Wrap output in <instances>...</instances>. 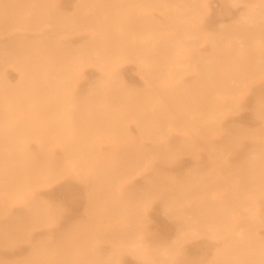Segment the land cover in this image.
Here are the masks:
<instances>
[{
	"label": "rangeland",
	"instance_id": "rangeland-1",
	"mask_svg": "<svg viewBox=\"0 0 264 264\" xmlns=\"http://www.w3.org/2000/svg\"><path fill=\"white\" fill-rule=\"evenodd\" d=\"M6 1V2H5ZM7 1H11V5L13 4V3H15L14 5H12V7H9V5H10V2L8 3ZM18 1V0H17ZM23 2H21V0H19L18 2H20V3H18V2H16V0H2V1H0L1 3H0V6L2 7V8H6L5 9V12H6V16L4 15V10H2L1 9V7H0V24H3V26H1L0 27V32H1V34H0V37H3V41L1 40L2 38H0V40H1V42H0V47H3V48H1L2 50L4 49L5 51H2L1 49V51H0V54L2 55V54H4L3 56H5V57H3V56H1L0 55V79H1V75L3 76V75H5L7 78H8V81L10 82V84L11 85H13V92L14 93H16V95L18 96H22V94H23V96H27V94L26 93H28L29 94V92L31 91L32 92V88H33V92L35 91V89H36V91H37V93H38V95H36L35 94V92H34V94H32V93H30V94H32L33 95V97H34V99H33V102H32V100H25V99H23L21 102V109H22V112H21V114H19L18 115V113H17V111L15 110V108H16V106H10L9 107V105H8V103H9V100H8V94H5V95H3L2 96V98L0 99L2 102L0 103L1 105H0V110L4 113V115H2L3 113L0 111V121H2V122H0V127H3V122H5L6 123V118H7V120L9 119V120H11V117H12V119L13 118H19L20 117V119H23L25 122V124H26V126L28 125V124H30V125H28L29 126V128H31L29 131H30V133H28L29 131L26 129L27 127H23V128H25L27 131L26 132H23L22 133V131L24 130H22V129H20V130H18V131H20V133H22V134H20V135H23L22 136V138L23 137H25V133L28 135V137L26 138V140H27V142H26V140H22V138H19V141H22V142H20V143H23V144H19V147H21V149L18 147V148H15L16 149V151L18 152V151H22L21 153H23L22 155H24L25 153H26V151L28 150V149H24L23 150V148H27V147H29V150L28 151H31L30 149H32V151H31V153L33 154H31L30 153V155L32 156V157H35V160H33V165H34V161H36L37 163L38 162H40V159H44L42 162L44 163V161L45 162H47L48 164H45V165H48L46 168H47V170H46V168L43 166V168H42V170L41 169H39V168H36L35 166L37 165L38 166V164H36L35 166H34V169L36 170V173H33L32 171V173H33V175L34 174H36L35 175V178H34V176L31 174V172L29 173V174H27V175H29V176H27L26 175V179H23V180H25L26 182H27V185H28V187H27V189L29 190V189H31V187L32 188H34L35 186L39 189V188H41V189H35V193H37V194H34V191H32L31 193H29V198L30 199H32V201H34L33 203H35L36 205H32L33 203H30V204H28V206H27V204H23V205H21L22 207H20L19 206V208H18V206H11L9 203H5L3 206H1L2 207V210H0V212H2L1 214H5L6 215V212L9 214V216L7 215L6 217H8L10 220H12V222H14V223H16V222H18L20 219H22V214L21 213H24V212H28V209H30L31 210V208L33 209V212L36 210L37 212L39 211V216H43V215H40V210H42V212H41V214L43 213V212H45L46 213V211H43V209L46 207V209H44V210H48L47 211V214H48V212H52L53 210H55L56 209V213H57V211L59 210V209H61V214H60V217H59V219L58 220H56L54 223L56 224V223H58L57 225H55L54 223L53 224H51V225H54V226H56L55 228H54V226L52 227V226H50V225H48V224H44V225H41V226H37V227H35V229L36 228H38V229H36V230H32L33 231V233L35 234V236H40V235H44L45 233H46V231L49 229V227L48 226H50L52 229H53V231L55 230L56 232H54V233H57V231H58V233L57 234H55L56 236H61V237H63L64 236V234L66 233L67 235H65V238L66 239H71L72 237H73V235H74V233L76 232V231H81L83 234H85V235H88L87 237H91L92 236V234H94L93 236H95V237H97V238H100L99 236V230H98V228H97V225L98 224H105V225H110V228L109 229H111L110 231H109V229H108V225L106 226L107 227V231H106V233H104L103 235L105 236H103V240H100L98 243L100 244V246H98V247H100V249H101V256L104 254V252H105V256L106 255H109V253H110V251L113 253V252H117L118 251V253L120 254V256L121 255H123L120 259H122V261H121V263L122 264H141V262H142V259L140 258V257H138L137 255H136V253L134 252V250H132V249H129L130 247H134V246H130L129 248H127L128 246H126V242H124L123 244H125V246L121 243V239H119V241H120V243L123 245V247H119V242L117 241V239H118V237L117 236H120V235H118L120 232L122 233L121 235L123 236L124 234H123V231L122 230H124V228L128 225V227H127V229L131 232L132 230H135V232L134 231H132V233H130L128 230H124V232L126 231V232H129L130 234H126V232H125V239L122 237V236H120L121 238H122V241H125V240H127L128 238H130V236L131 237H133L134 239H136L137 237L139 238L140 237V235L141 234H143L144 236L143 237H145L146 235H145V232H146V234L150 231V233H155L156 234V232L155 231H157L158 233V235L164 240V244H167V245H164V246H168V244L170 243V245L177 239V237H178V234H177V228H179V227H183L184 225H185V223L184 222H179V223H177L178 221L177 220H175L174 218L173 219H171V218H169V217H167V216H165L164 214H163V205H161L160 206V204L162 203H164L165 205L167 204V203H170V201L168 202V200H169V198H167L168 196H169V194H170V198L172 199V193H171V191L173 190V188H181V187H184L185 186V182H187V180L185 181V180H182V178H180L179 176H180V174H181V177L182 176H184V177H186V174L187 173H189L188 171H190V169H192V171H194L193 173H195V171L196 170H194V169H196L197 167L199 168L200 167V169H202L201 170V172H200V169H198L197 168V170H199V173H198V171H197V173H198V175H196V176H198V177H196L195 176V174H187L188 176V178L189 177H191L192 178V176L193 177H195V179H200V177L202 176L203 177V180L202 181H204L205 182V180H207V179H205L204 180V177L205 176H208V177H211L212 176V174H214V172L211 170L212 169V166L211 165H209V167L207 168V164H209V160L208 159H206V160H202V163L201 164H199V165H197V162H196V159L198 158V155H201V157L203 158V159H205V158H210V156H213L214 155V157L216 158V154H219V158L217 159L219 162H221L222 164H223V166H228L229 165V163L230 162H234L232 165L230 164V166H234V167H238L237 168V170H238V172L239 173H241V171H244V173L246 172V173H249V172H247V170L245 171V169H250V168H252V164L250 165V164H248V160L249 161H254L255 159H253V160H251L253 157H255L254 155H252L253 153H255V151H256V155H257V153H259L260 154V152H259V150H258V152H257V149H253V150H246V151H244L245 150V148L246 147H248L249 146V138L246 136V135H240V139L238 140V142L236 143L237 145H239V146H243L244 147V150H243V148H242V150H240V149H235V150H232L231 148H230V145L228 144V139H227V141H225V139L227 138V137H222L220 140H218V147L215 149V150H211V146L210 145H208L207 143H205L204 142V140L206 139V138H208V137H211V136H213V135H215V132H216V130H215V128L213 127L214 126V123H213V120H211V119H208V120H210V124H208L209 122H208V120H206V121H204V123L203 124H200V122H199V117H198V119L196 120V118L197 117H195V115L197 114V112L198 111H196L198 108H197V105H199L200 103H201V101H203L204 103H205V100L207 101V104H208V102L209 103H213V102H216L218 99L219 100H222L221 98H223V97H221L220 98V96L221 95H223V92L226 90V92H227V89L229 88L230 89V87H231V85H236V88L233 90V87H235V86H233V87H231V90H229V92H227V94H228V97L229 98H227L226 97V95H225V93H224V97L225 98H227L226 99V101H228V102H231L232 104H231V106H230V111L229 112H227L225 115V117H224V123H225V126H227V127H229V128H234L235 129V133H243V134H245V133H253V134H257V129L256 128H258V129H260L261 127L263 128V121L261 120L262 118H260V117H258L257 115H255V114H258V108H257V104H259L260 102H261V100H262V102H264L263 100H264V98L262 97V98H257L258 96L259 97H261V95L263 96L264 95V83H262V82H264V70H263V68H262V66L261 65H263L264 66V60H262L263 58H264V56H263V53H264V36H263V33H264V28H262L263 26H264V22H263V25H262V27H261V25H259V23H262V22H259V23H257L256 21V23L258 24V26H256V24H255V26H256V28H258L257 29V32H255L254 34H252L253 32H254V28H255V26H254V24H253V22L251 21V23L249 24V22H250V20H251V18L250 17H254V18H257V16L259 17L261 14L263 15V13H264V0H243L242 1V3H241V0L239 1V0H236L237 2L236 3H234L233 4V2L235 1H233V0H226V1H224V0H182L181 2H179V0H178V2H176L177 0H173L174 1V3H172L173 1L172 0H170V1H166V0H148V1H144V0H136V1H132V0H128V1H126V0H98V2H100V3H98L97 1L95 2V0H58V1H56L58 4H59V6H58V4L56 3V4H54V2L53 1H55V0H50V1H48L49 2V4H48V2L46 3V0L44 1V0H22ZM86 1H88V3L86 2ZM122 1H123V9H121V11H123L124 12V15H123V13H122V17H120L121 18V20H120V18L118 19V16H121V11H120V8H122V6H121V4L120 3H122ZM126 1V2H125ZM144 1V2H143ZM194 1H196V3L198 4H196ZM231 1H232V3H231ZM34 2V3H33ZM37 2V3H36ZM43 2H45L44 4L46 5H42L41 3ZM64 2H65V4H64ZM74 3V5H75V3L77 4V5H75V8H74V5H73V3ZM80 2V4H78ZM106 2V4H104V3ZM128 2H130V4L128 3ZM135 2V3H134ZM140 2V3H139ZM147 4H146V3ZM165 2H167V3H165ZM200 2H203V3H201V5H203L202 6V9H208V13L206 12L205 14H203L202 15V17H199V16H201V8H200ZM206 2V3H205ZM220 2V3H219ZM225 2V3H224ZM7 3H8V5H7ZM19 5H18V4ZM40 3V5H42V8H41V6H40V10L38 11V9H39V6H37L38 4ZM87 3V4H86ZM124 3H128L127 4V6H125V4ZM139 3V4H138ZM169 3V4H168ZM194 3H195V5H194ZM222 3H224V7L226 6V5H228L227 7H225V9L223 10V7H221V6H223V4ZM230 5H229V4ZM244 3V4H243ZM255 3V4H254ZM35 4H37L36 6H35ZM47 4H48V6H47ZM52 4V5H51ZM69 4H71V5H69ZM119 4V6H117ZM137 6H136V5ZM141 4V5H140ZM166 4H168V5H166ZM171 4V5H170ZM172 4H173V9H174V12H173V9L171 8V6H172ZM207 4L209 5V7L207 6ZM213 4V5H212ZM239 4V5H238ZM246 4L248 5V6H246ZM10 5V6H11ZM32 5H33V7H32ZM56 5V6H55ZM65 5V6H64ZM89 5V7L91 6V9L92 10H94V9H96V11H94L93 13L94 14H96V15H94L93 14V16H90L91 14H89L90 13V11H91V13H92V10L89 8V7H86V6H88ZM99 5V6H98ZM114 5V6H113ZM116 5V6H115ZM158 7H157V6ZM165 5V6H164ZM182 5H183V7H182ZM258 6L257 8L259 9V8H261V9H259L257 12H255V10H257V8H253V7H255V6ZM261 5V6H260ZM8 6V7H7ZM36 8H35V7ZM94 6H97V7H94ZM102 6V8L104 7V11L102 10V14H101V9L102 8H100ZM180 6H181V8H180ZM234 7V8H232V7ZM236 6V7H235ZM260 6V7H259ZM44 7V8H43ZM60 8L61 10H59L58 11V9H56V8ZM77 7V8H76ZM84 7V8H83ZM109 7V8H108ZM136 7V8H135ZM168 8V10L170 11V13L169 12H167L168 10H165V8ZM197 7V8H196ZM205 7V8H204ZM220 7V8H219ZM249 8V10H248V8ZM263 7V8H262ZM7 8L9 9V8H11L10 10H8V12H7ZM35 9V11H33V9ZM82 8V9H81ZM90 10H89V9ZM144 8V9H143ZM152 8L153 10H154V8H155V10L153 11L152 10V15H153V17H151L152 15L150 14V12H151V10L150 9ZM162 8V9H161ZM166 8V9H167ZM184 8H185V10H184ZM226 8H227V10H229L230 11V13L231 14H229V11L227 12V10H226ZM254 10H253V9ZM27 9H29V10H27ZM45 9H47V10H45ZM73 9H74V11H73ZM81 9V10H80ZM85 9H86V11L87 12H84L85 11ZM100 9V10H99ZM109 11H108V10ZM126 11H125V10ZM146 9H147V12H146ZM148 9L150 10V12L148 11ZM158 9H160V10H157ZM172 9V10H171ZM178 9V10H177ZM245 9V10H244ZM2 10V11H1ZM42 10V11H41ZM97 10H99V11H97ZM106 10V11H105ZM113 11V18H112V16H110L111 18H107V15H111V11ZM119 10V12L120 13H118L117 11ZM189 10H190V13H189ZM240 10H243V11H240ZM48 12L47 14L45 13V15H43L44 14V12ZM63 11H65V12H63ZM70 11V12H69ZM80 11V12H79ZM163 11L165 12V13H163ZM193 11V12H192ZM221 11L223 12V14L221 13ZM240 11V12H239ZM35 12L36 14L35 15H33V13ZM38 12V13H37ZM40 12H42V14L40 13ZM52 12V13H51ZM54 12V13H53ZM86 13V14H89L88 16H90L89 18H88V16H85L84 15V13ZM111 12V13H110ZM158 12L160 13V14H158ZM186 13V14H188V15H190V16H187L186 17V14H183V13ZM196 12V13H195ZM216 12V13H215ZM235 12V13H234ZM237 12H239V13H237ZM52 15H51V14ZM55 13H57V14H55ZM72 13H75L74 15L72 14ZM81 13V14H80ZM117 14V15H115V14ZM128 13V14H127ZM168 13V14H167ZM219 13V14H218ZM37 14H39L40 15V19H42L41 21H40V19L38 20V18H39V15H37ZM53 14H55V16H53ZM78 14H80V15H84L83 16V18H82V16H81V18H80V16L78 15ZM100 14H101V16H100ZM181 15V17H180V15ZM222 14V17H220V15ZM226 14H228V16L226 15ZM240 14V15H239ZM245 15V18L248 16V18H246V19H248L249 21H247L246 19H244V18H241V16L242 15ZM4 15V16H3ZM33 17H32V16ZM42 15V16H41ZM79 17H78V16ZM144 15H146L147 16V18H146V16H144ZM179 15V16H178ZM183 15V16H182ZM231 15V16H230ZM29 16H31V18L29 17ZM38 16V17H37ZM47 16V17H46ZM49 16V17H48ZM58 16V17H57ZM98 16V17H97ZM170 16V17H169ZM184 16H185V18H184ZM204 16V17H203ZM230 16V17H229ZM238 16H240V18L242 19H240ZM4 17V18H3ZM7 17H8V20H7ZM52 17H57L56 19H58V22H63L64 23V21H65V23L66 24H64V27H63V23H60V25H59V23L57 22V21H55L56 19L55 18H53V19H51ZM88 18V20L87 21H89V23L86 21V24H85V18ZM91 17H93V18H91ZM100 17V18H99ZM106 17V18H105ZM114 17L116 18V19H114ZM142 17H144V18H142ZM159 17V18H158ZM171 17L173 18V19H171ZM180 17V20L178 19ZM242 17H244V16H242ZM27 18H30V19H27ZM35 19L36 21H34L33 19ZM47 18H48V22H46L45 23V21L47 20ZM67 18H70V20L67 22L66 20H67ZM78 18H79V20H78ZM86 18V19H87ZM101 20V21H103V24H100L101 23V21H99V19ZM154 18H156L155 20H153ZM163 18V19H162ZM175 18V19H174ZM233 18V19H232ZM236 18V19H235ZM250 18V19H249ZM5 19V20H4ZM19 19H23L22 21L21 20H19ZM45 19V20H44ZM50 19V20H49ZM66 19V20H65ZM74 19L76 20H78V21H74ZM91 20V22H94V23H92L91 24V22H90V20ZM104 19H105V22H104ZM110 19H112V20H110ZM139 19H140V22H139ZM143 19H144V21L145 20H147L146 22H149V23H147L148 25H146V22H144L143 23ZM150 19V20H149ZM165 19V20H164ZM181 19H184L183 21H184V23H183V21L181 20ZM244 19V20H243ZM3 20V21H2ZM26 20V21H25ZM31 20V21H30ZM53 20V21H52ZM73 20V23L72 22H70V21H72ZM81 20V22H79ZM83 20V21H82ZM110 20V21H109ZM114 20H117V21H119V22H114L113 23V21ZM136 20H138V22L136 21ZM142 20V21H141ZM156 20H157V22H156ZM160 20V21H159ZM232 20H233V22H232ZM247 21V24H249L250 26H248L247 27V25H246V23L245 22H242V21ZM262 20V19H261ZM15 21L17 22V27H16V23H15ZM21 21V22H20ZM25 21V22H24ZM28 21H30L29 23H28ZM37 21H40V22H37ZM42 21H43V23H42ZM56 22L55 24H53V22ZM122 21V22H121ZM152 21H154L155 22V24H154V22H153V24L151 25V22ZM162 21V22H161ZM179 21H181V22H179ZM221 21H223V22H221ZM234 21H236L237 23H238V25L237 24H235L234 25ZM260 21V20H259ZM263 21H264V19H263ZM6 22H8V23H10V22H12L13 24H8L7 25V23ZM32 22H34V23H32ZM74 22H75V24H74ZM78 22V23H77ZM83 22H84V24H83ZM131 22H134V24L132 23L131 24ZM136 22V23H135ZM159 22H161V23H159ZM163 22H165V24L163 23ZM194 22V23H193ZM226 22V23H225ZM228 22V23H227ZM235 22V23H236ZM254 22V23H255ZM6 23V24H5ZM21 23H23V25L21 24ZM25 23H28V24H25ZM35 23H37L38 24V26H36L35 27V25H37V24H35ZM39 23H41V24H39ZM58 23V24H57ZM69 23V24H68ZM91 24V26L90 25H88V24ZM109 24L110 25V23H111V28H110V32H112V33H110V34H114V36L112 37V35H110V34H108L106 31H108L109 30V27L110 26H108L107 24ZM112 23H113V25H112ZM115 23H116V26H114L115 25ZM121 23V24H120ZM137 23L139 24L140 23V27H137L136 25H137ZM158 23V24H157ZM163 23V24H162ZM171 23H173L174 25H173V27L171 28L172 29V31H170L171 29L169 28V25ZM221 23H223V25L221 24ZM233 23V24H232ZM245 23V24H244ZM35 24V25H34ZM72 24V25H71ZM74 24V25H73ZM104 24L106 25V26H108L107 27V29L108 30H106L105 28L103 29V27H106V26H104ZM119 24H120V26H119ZM167 24V25H166ZM218 24V25H217ZM219 24H220V26H219ZM253 24V25H252ZM7 25V26H6ZM25 25V26H24ZM27 25H29V26H27ZM53 25V26H52ZM54 25H55V27H54ZM56 25H58V26H56ZM84 25H86V27L84 26ZM88 25V26H87ZM165 25H166V27H165ZM178 26V29H176L175 30V32L173 31L174 29V27H177ZM183 25V26H182ZM190 25V26H189ZM216 25H217V27H216ZM222 25V26H221ZM245 25H246V27L249 29V30H247V29H245L246 27H245ZM253 27H252V26ZM20 26L22 27V28H20ZM54 28V29H52V27ZM67 26V27H66ZM84 27L83 28V30H82V27ZM90 26V27H89ZM145 26V27H144ZM146 26H148V27H146ZM152 26H153V28H152ZM171 26V25H170ZM195 26H196V28H195ZM3 27H5L4 29H2ZM13 27V28H12ZM31 27V28H30ZM32 27H35V28H32ZM43 27H45V28H43ZM48 27H50V28H48ZM113 27V28H112ZM117 27H118V29H117ZM131 27H132V29L133 30H131ZM163 27H165V28H163ZM182 27V28H181ZM201 27V28H200ZM244 27V28H243ZM250 27H252V29H250ZM40 28H42L41 29V33H43V34H41L40 33V31H39V29ZM60 28H65V30L63 31L62 30V32H66V34H67V36H69V34H71V35H73L72 37H71V35L69 36V37H67V38H64V36L66 37V34L65 33H62V36H61V38H64L62 41H61V38L60 37H58L57 35H59L60 36V32H59V29ZM72 28V29H71ZM76 28V30H74ZM82 32H80L79 31V33H77V34H75V32H77V30L78 29ZM137 28V29H136ZM140 28V30H138ZM142 28H146V29H148V30H146V29H144V30H146V32H147V35H146V33H145V31L142 29ZM150 28L152 29L151 30V36H148V34L150 35V32H149V30H150ZM155 28H157L158 29V33H159V29H161L160 31H162V32H160L161 34H163V35H161V34H159L158 35V33L155 31V30H153V29H155ZM182 30H187V31H184L185 33H188L187 35H182L181 33H183L182 31H181V29ZM185 28V29H184ZM218 28V29H217ZM242 28V29H241ZM113 29L115 30L114 31V33H113ZM119 29H122V31L121 30H119ZM144 31V32H142V30ZM205 29V30H204ZM213 29H217V31L216 32H213L214 30ZM2 30H3V33H2ZM13 30V31H12ZM21 30V31H20ZM22 30H24V31H31V32H33V34L30 32V33H26V32H22ZM39 32H38V31ZM47 30V32H45ZM50 30V31H49ZM51 30H52V32H51ZM58 30V32H57V34H56V31ZM74 32H73V31ZM87 30V31H86ZM92 31V32H90V31ZM94 30H95V32H94ZM101 30V31H100ZM135 30V31H134ZM138 30V31H137ZM179 30H180V32H179ZM192 30L194 31V32H192ZM203 31V34L204 35H202V31ZM207 30V31H206ZM245 30H247V32L246 33H248V35H244L243 36V33H245ZM260 30V32H259V34L261 33L262 35L260 36L259 34H258V31ZM15 31H20L19 33L18 32H16L15 34L13 33V32H15ZM34 31H35V33H34ZM37 31V32H36ZM49 31V32H48ZM53 31H55V33H53ZM85 31V32H84ZM139 31H140V33H139ZM165 31V32H164ZM170 31V32H169ZM189 31V32H188ZM197 33H196V32ZM209 31H212V32H209ZM219 31V33H217ZM221 31V32H220ZM242 31H243V33H242ZM12 32V33H11ZM68 32V33H67ZM88 32V33H87ZM89 32H90V34H89ZM135 34H134V33ZM152 32L154 33V34H152ZM192 32V34H190ZM17 33L18 34H20V35H17ZM23 33V34H22ZM26 33V34H25ZM41 35H40V34ZM92 33V34H91ZM94 33H96V35L98 36V39L96 38L97 36L94 34ZM101 33H102V35H101ZM105 33H107V34H105ZM115 33H117L118 35H120V37L117 35V34H115ZM138 33V34H137ZM143 33H144V35L145 36H142L141 38H140V34H142L143 35ZM155 33H157V34H155ZM180 33V34H179ZM11 34H14V35H12V36H10ZM30 34H32V35H30ZM39 34V35H38ZM45 34L49 37L48 39L46 38L47 36H45ZM50 34V35H49ZM88 34V35H87ZM176 34V35H175ZM194 34H196V35H194ZM211 34V35H210ZM242 34V36H240ZM251 35V37H252V39H251V37H250V35ZM257 35V36H259V37H253V35ZM6 35H7V37H6ZM10 37H9V36ZM23 35H26V36H28V37H26V36H23ZM35 35H37V37L35 36ZM54 35V36H53ZM84 35V36H83ZM86 35H87V37L88 38H91V37H94L95 36V38L96 39H93L92 40V38L91 39H89L88 40V38H86ZM105 35V36H104ZM106 35H108V36H106ZM122 35H123V37H122ZM139 35V36H138ZM152 35H153V37H152ZM33 36H35V37H33ZM39 36V37H38ZM41 36V37H40ZM51 36V37H50ZM56 36V37H55ZM80 36L81 37H84L83 39L82 38H80ZM99 36H103V39H104V41H103V39H102V37L100 38ZM119 38H118V37ZM162 36H164V38L162 37ZM181 36L183 37V38H181ZM190 36V37H189ZM191 36H194L193 37V39H190V38H192ZM222 36V37H221ZM241 38H239V37ZM263 36V37H262ZM9 37V38H8ZM45 37V38H44ZM55 37V38H54ZM78 37H79V39H78ZM114 37H117V39L115 40L114 39ZM125 37H126V41H125ZM150 37H152L151 39H150ZM156 37H158V38H160L161 37V39H157ZM179 38V39H184L185 41H182V40H176V39H174V38ZM197 37V38H196ZM219 37V38H218ZM233 37V38H232ZM237 37V38H236ZM247 37V38H246ZM249 37H250V39L251 40H249ZM6 38H8V39H6ZM37 38H41V39H38V41L39 40H42V38H43V41H40V42H38L36 39ZM52 38V39H51ZM56 38H59V42H60V45H62L64 42H65V40L67 39H71L69 42L66 40V45L68 44L70 47H71V49H75V50H77L78 49V52L77 51H75V50H70V48L68 47V45H67V47L65 48L64 46L62 47V46H60L59 45V42H58V39H56ZM74 40H73V39ZM77 38V39H76ZM100 38V39H99ZM108 38H110L109 39V41H108ZM123 38V39H122ZM127 38H128V40H127ZM145 38V39H144ZM156 38L157 40H154V39ZM202 38H204V40L206 41V42H208L209 43V45L210 46H208V44L206 43V42H203L204 40L202 39ZM235 39V40H232V39ZM247 40H246V39ZM255 38V39H254ZM17 39H19L18 41H16ZM44 39H47V41L45 42L44 41ZM54 39V40H53ZM114 39V40H113ZM118 39H120V40H118ZM134 39V40H133ZM146 39H148V40H146ZM151 41H150V40ZM164 39V40H163ZM241 40V42L239 41V42H234V41H236V40ZM245 39V40H244ZM261 39H263V40H261ZM5 40V41H4ZM22 40H26V41H22ZM27 40H32L31 42L30 41H28V42H30V43H27ZM34 40H36V41H34ZM84 40H86V41H84ZM100 40V41H99ZM173 40V42L171 43V41ZM188 40V41H187ZM216 40V41H215ZM251 41V43H250V45L248 46L247 44H249V41ZM254 40H255V42H254ZM20 41V42H19ZM51 41V42H50ZM73 41V42H72ZM80 41H84V42H80ZM119 41H120V43H119ZM123 41V45H124V43L127 45L128 43H129V45L130 46H135V47H133V48H138L139 46H142L143 48H144V46L146 45L145 43H147V42H149V44L147 43V45L146 46H148V47H146L147 49L145 50V51H143V52H141L143 49L140 47L139 49H140V53H139V51H138V53H137V51H131V53H130V50H128V49H131L130 48V46H129V48H128V46H127V48H126V46H124L125 48L123 49V53L121 52V50L120 49H122V48H114V49H112V46L113 47H116V45H117V47L119 46V47H121V46H123L122 45V42ZM125 41V42H124ZM128 41V42H127ZM155 41H157V43H155V44H152V42L154 43ZM178 41H181V43L179 42L178 43ZM202 41V42H201ZM244 43H243V42ZM247 41V42H246ZM253 41V42H252ZM8 42H11V43H8ZM15 42V43H14ZM22 42V43H21ZM33 42H36V43H38V44H36L35 45V48H34V46H32L34 43ZM43 42H45V44L43 43ZM48 42V43H47ZM57 44H56V43ZM74 43V44H72V43ZM85 42H88V44H90V45H92V46H90V45H88V44H86L85 45ZM107 42H109L110 44H106ZM170 42V46H168L167 47V45H169L168 43ZM176 42V44H173V43H175ZM202 44H201V43ZM213 42V43H212ZM215 42V43H214ZM19 43H20V45H19ZM43 44V45H40V44ZM65 43L63 44V45H65ZM96 45H95V44ZM103 43L105 44L104 46H103ZM113 43V44H112ZM120 45H119V44ZM140 43H141V45H140ZM200 45H198V44ZM206 43V44H205ZM227 43V44H226ZM235 43H238V44H235ZM240 43V44H239ZM244 44V47H243V45L242 44ZM259 45H261L260 46V48H259V46L257 47V45L258 44ZM7 44L9 45L8 47H6L7 46ZM23 44V45H22ZM27 44V45H26ZM100 44H102V45H100ZM132 44V45H131ZM145 44V45H144ZM171 44H173L172 46H171ZM215 44V46H213ZM246 44V45H245ZM4 45H6L5 47H4ZM19 45V46H18ZM31 45V46H30ZM37 45H38V47L40 48L39 50H38V47H37ZM59 45V46H58ZM65 45V46H66ZM80 45V46H79ZM137 45V46H136ZM152 45H154V46H152ZM196 45V46H195ZM217 45V46H216ZM235 45H237V46H235ZM239 45H242V47L240 48V46ZM11 46L13 47V48H11ZM21 46V47H20ZM26 48H28V49H26ZM53 46H55L57 49H54V47ZM58 46V47H57ZM75 46V47H74ZM88 46V47H87ZM95 46H97L96 47V49L98 50V51H100L99 50V47L101 48L102 46L104 47V48H101V51L100 52H98L94 47ZM109 46H111L110 47V49H109ZM150 46V47H149ZM152 46V47H151ZM192 46V47H191ZM199 46V47H198ZM218 46H225V47H227V49L226 48H224L223 47V49H221L219 52H220V54L222 53V54H224L225 56H226V58H225V56L224 55H222V56H224V59L226 60V61H228L229 59H230V57H232L233 56V54H234V52H236L237 51V53L239 54L240 53V56L239 55H237V54H234V58L232 57L231 58V60H229L228 62L229 63H226L227 65H228V67L227 66H225L226 64L222 61V60H224L223 59V57L219 60L220 62V64L219 65H216V64H214V65H212L211 67H205L204 68V66L205 65H202V64H204V63H201V62H203L202 60H201V57L199 56L200 54H203L204 52H206V53H208V54H213V55H219V52L217 51L216 53H215V49L218 47ZM247 46V47H246ZM48 47V48H47ZM51 47H52V49H51ZM80 47V48H79ZM91 47V49H89ZM108 47V48H107ZM194 47V48H193ZM197 47V48H196ZM210 47V48H209ZM229 47H232V48H234L235 50H229ZM15 48H17V49H15ZM43 48V49H42ZM58 48L60 49V54L58 53ZM77 48V49H76ZM94 48V49H93ZM133 48H132V50H133ZM149 48V49H148ZM196 48V51H194V49ZM238 48V49H237ZM243 48V49H242ZM247 48V49H246ZM257 48H259L260 49V51L258 52L257 51V53L256 52H254L253 53V51H256V50H259V49H257ZM9 49H10V52H9ZM17 52H15L14 50ZM19 49H21V50H23L22 52H21V50H19ZM31 49H33L32 51H31ZM46 49V50H45ZM53 49L54 50H56L57 51V54H56V56H55V52L56 51H53ZM62 49V50H61ZM89 49V50H88ZM102 49H103V51H104V49H106L105 51L106 52H103L102 51ZM111 49L112 50H114L115 51V53H113V51L111 52V53H109V51H111ZM116 49H117V51H119L120 53L119 54H123V56L122 55H119V56H116L117 55V51H116ZM138 49V50H139ZM145 49V48H144ZM192 51L191 53H190V51ZM203 49H205V50H203ZM209 49H210V51H209ZM242 51H241V50ZM248 49H250V52H251V54H253V56H251V54H249L248 53ZM256 49V50H255ZM6 50H8V51H6ZM12 50H13V52H12ZM26 50V51H25ZM36 50V51H35ZM41 50V51H40ZM52 50V51H51ZM63 50H69L68 51V53H67V51H63ZM124 50H127V51H129V53H126ZM148 50V53H152V54H148L147 55V51ZM202 50V51H201ZM239 50H240V52H239ZM253 50V51H252ZM39 51V52H38ZM71 51V52H70ZM84 51H87V52H89V53H85ZM92 51H94V52H92ZM157 51V52H156ZM179 51V52H178ZM209 51V52H208ZM234 51V52H233ZM30 52H32V54L30 53ZM42 52V53H41ZM54 52V53H53ZM61 52H63V53H61ZM64 52L65 53H67V55L66 56H68V54H69V58H70V60L72 61V62H69V60H68V62L67 61H65V60H67V58L68 57H66L65 55H64ZM73 53L72 55L70 54V53ZM96 52H98L97 54H99V55H97L96 56ZM145 52H146V54H145ZM242 52H247L246 54H249V55H247V57L245 58V53H242ZM11 53V54H10ZM24 53H26V54H24ZM82 53H83V55H82ZM102 53V54H101ZM113 53V54H112ZM126 53V54H125ZM133 53V54H132ZM138 54V56H137V54ZM156 55H155V54ZM157 53L159 54V55H157ZM230 53V54H229ZM233 53V54H232ZM258 53H260L263 57H261V55L259 54L258 55ZM39 54V55H38ZM41 54V55H40ZM64 56H63V55ZM87 54V55H86ZM100 54H101V56H100ZM131 56H130V55ZM147 55V57L145 56V55ZM164 55V57H162L161 55ZM242 54H243V56H242ZM254 54H256L257 56H260V57H257L256 55L254 56ZM10 55V56H9ZM28 55V56H27ZM57 55H59L58 56V59H57ZM82 55V56H81ZM85 55V56H84ZM115 55V56H114ZM127 55H129V56H127ZM137 56V58H136V56ZM141 55H143V56H141ZM149 55H152V56H150L149 57ZM182 55V56H181ZM227 55H229L230 57H227ZM235 55H236V57H235ZM38 56V57H37ZM55 56V57H54ZM75 56V57H74ZM81 56V57H80ZM94 56H96L95 58H97L98 56H100V59H105L106 61H108V63H109V61L110 60H112V61H110V63L109 64H107V65H105L104 64V62L102 61V60H97V59H99V58H97V59H95L94 58ZM154 56V57H153ZM157 56V61L155 60L156 57ZM221 55H219V57H220ZM2 57V58H1ZM53 57V58H52ZM76 57H78V58H76ZM116 57H118V59L116 58ZM124 57V58H123ZM128 57H134V58H131V59H134V61H132V60H130V58H128ZM186 57V58H185ZM249 57H252L253 58V60L251 59V58H249ZM260 58V60H257V59H255V58ZM21 58H23V61L25 62V60H26V65H27V63L29 64L28 65V67L27 66H25V64H24V62H23V65H22V67L20 66H18V64H17V62H18V60L19 61H21ZM68 58V59H69ZM74 58V59H73ZM91 58H93V60L91 59ZM116 58V59H115ZM146 58H147V60L149 61L151 58H154V60L153 59H151L149 62L146 60ZM159 58H163L162 60L161 59H159ZM164 58L166 59V60H164ZM167 58H168V61H169V64H167ZM228 58V59H227ZM2 59H6L5 61L6 62H3L2 61ZM10 59H11V61H10ZM30 59H31V61H30ZM56 61V62H54V60ZM125 59V60H124ZM144 59V68H146L147 67V65H148V63H149V65H151V66H149L148 65V67L145 69L146 71H144V74L147 72V75L145 74L144 76H146V77H148L147 79L149 80H144L145 79V77L143 76V67L141 66V61ZM244 59H246V61L244 60ZM252 61H251V60ZM28 60V61H27ZM63 60H64V62H63ZM99 61V65H98V62L97 61ZM114 60H115V62L117 63H115L114 62ZM129 61V62H127V61ZM137 60H141V61H139V63H137L136 61ZM197 60V62L198 63H196L195 61ZM201 60V61H200ZM224 60V61H225ZM236 60H237V62H236ZM250 61V62H253V63H251V65L253 64V66L252 67H249L250 65H248V67L246 66L247 65V63H246V65H245V62H247V61ZM29 61L30 62H32V63H29ZM38 61V62H37ZM39 61H41V62H39ZM59 61V62H58ZM60 61H62V63H63V65L65 66L66 65V67L64 68V66L62 65V63L60 62ZM93 61V62H92ZM101 61V62H100ZM126 61V62H125ZM147 61V62H146ZM242 61H245V62H243L242 64H244L245 66H246V69L247 68H250V70H253V68H254V71H251V72H249L250 70H247L248 72H249V74H248V72H247V74H245V66L244 67H242L241 68V66H243L242 64H241V62ZM34 62H36V63H34ZM95 62V63H94ZM97 62V63H96ZM103 62V63H102ZM124 62V63H123ZM136 62V63H135ZM154 62H156L155 64L156 65H158V67H156L155 66V64H154ZM179 62H182V63H185V65H186V67L188 66V68H181L180 69V66H178V64H176V63H179ZM189 63V65H187L188 63ZM195 62V63H194ZM239 62V64H241V66H240V70L242 69V70H244V71H240V76L241 77H238L239 75H238V73H239V65H237V63ZM254 62H256L255 64H254ZM21 64H22V62H20ZM42 63H46V66L45 67H43L42 66ZM57 64L56 66H55V64ZM65 63V64H64ZM107 63V62H106ZM122 63V64H121ZM187 63V64H186ZM192 63V64H191ZM260 63V64H259ZM16 64V66H18V68H16V66H14ZM121 64V65H120ZM139 64H140V66H139ZM145 64H147V65H145ZM153 64H154V68H153ZM173 64H176L175 66H172ZM191 64V65H190ZM248 64H250V63H248ZM101 65V66H100ZM103 65H105V66H103ZM116 65V66H115ZM118 65H120V66H118ZM195 65V66H194ZM202 66V68L200 69L199 67H201ZM216 65V69L214 68V66ZM6 66V67H5ZM31 66V67H30ZM32 66H35V68L33 67L32 68ZM63 68H62V67ZM84 66H86V68L84 67ZM88 66V67H87ZM91 66V67H90ZM112 66L114 67L113 68V71H109L108 69H110L111 70V68H112ZM146 66V67H145ZM172 68H171V67ZM176 66L178 67V69L176 70V73L174 72L175 70L174 69H176ZM3 67V68H2ZM8 67V68H7ZM14 68V70H12L11 68ZM27 67V68H26ZM37 67V68H36ZM60 67L62 68V69H60ZM97 68V70H98V72L100 71L101 73H96L97 71H96V69H95V71H94V69H91V68ZM137 67H138V69H137ZM141 68V71H142V73L141 72H139L140 70V68ZM151 69H150V68ZM182 67V66H181ZM184 67V66H183ZM197 67H198V69H197ZM212 67H213V69L215 70H213L212 69ZM230 67H231V69H230ZM238 69V72H237V70H235L236 68ZM256 67H258V70L260 71V72H258V70H257V68ZM7 68V69H6ZM16 68V69H15ZM22 70H21V69ZM24 68H26L24 71H23V69ZM50 68H52V69H54V70H48L47 71V69H50ZM58 68V69H57ZM82 68H84V69H82ZM123 68H125V70L123 69ZM130 68V69H129ZM136 69V70H134V69ZM150 69V72H148L149 71V69ZM174 68V69H173ZM209 69V73L211 74V73H213L214 72V74H218L217 75V77H222V78H224V76L225 77H229L228 78V85H229V87H228V85H227V83H226V81L225 80H227V78H225V80L224 81H222L223 83H226V85H227V89L225 88L226 87V85L224 84L223 85V83H221V82H218L217 84L218 85H220L222 88V90L220 89L219 91H212V92H209L208 91V89L206 88V89H203L204 87H205V82H206V80H207V78H208V83L207 84H209V80L211 79V76H210V78H209V73L207 72V74L205 75V74H203V73H205L208 69ZM212 70H211V69ZM252 68V69H251ZM2 69H4V70H2ZM65 69V70H64ZM81 69V70H80ZM158 69H161V70H159L158 71ZM170 69H171V71H170ZM174 71H173V70ZM204 70V72L202 71L201 72V70ZM206 69V70H205ZM233 69V72L235 73V71L237 72V78L236 77H234V78H236V79H234L233 80V78H231L232 76H230V74L232 75V70ZM255 69L257 70V71H255ZM1 70H2V72H1ZM16 70H19V72H16ZM23 72V75H26L25 77L27 78V81L30 83L29 85H27V82H25L26 84H23L24 83V80H25V77L24 76H22V74H21V71ZM27 70H29L28 72H26ZM37 70H39V71H37ZM61 70H62V73H59V72H61ZM105 70V71H104ZM132 70V71H131ZM163 70H164V72H163ZM211 70V71H210ZM47 71V72H46ZM52 71V72H51ZM59 71V72H58ZM81 71H83L84 73H81ZM92 72V74L91 73H89V72ZM118 71H120V73L118 72ZM121 71H122V73H121ZM127 73H125V72ZM131 71V72H130ZM163 73H162V72ZM221 71V72H220ZM231 71V72H230ZM17 74H16V73ZM58 72V73H57ZM137 72H139L138 74H137ZM155 72H157L156 74H155ZM160 72H161V75H159L160 74ZM172 72H174V73H172ZM189 72V73H188ZM190 72H193V73H190ZM230 72V73H229ZM261 72H263V73H261ZM6 73V74H5ZM37 73V74H36ZM134 73V74H133ZM153 73L155 74L154 76H157V77H153V78H151V76H153ZM195 73V74H194ZM227 73V74H226ZM243 73V74H242ZM252 73V74H251ZM48 74H50V77H48L49 75ZM61 76H59V75ZM64 74V76H62ZM89 74H91L92 76H94V77H92V78H90V75ZM96 74H98V75H96ZM103 74H105V75H103ZM108 75V77H107V75ZM200 74V75H199ZM201 74L203 75V76H201ZM222 74V75H221ZM258 74H259V76L261 77V79H258L259 78V76H258ZM18 75V76H17ZM20 75V76H19ZM57 75V76H56ZM66 75V76H65ZM103 77H101V76ZM138 75V76H137ZM151 75V76H150ZM179 75H183V77L182 76H180L179 77ZM197 75V76H196ZM211 75H213V74H211ZM123 76V77H122ZM188 76H189V78H190V80H189V78H188ZM194 76V77H193ZM195 76H196V78H195ZM204 78V76H206V78H204V79H206L205 81H204V79H202V80H200V81H198L199 80V78ZM208 76V77H207ZM216 76V75H215ZM214 75H213V78L215 77ZM256 76H258V78L256 77ZM11 77H13V79H14V81H13V79L11 78ZM21 77H24V79L23 78H21V80L23 79V82H21L20 83V78ZM59 78V80H57L56 78ZM82 77H84V78H82ZM139 77H143V78H139ZM149 77L151 78V79H153L154 80V83L152 82L153 80H151V79H149ZM254 77H256V78H254ZM46 78V79H45ZM49 78V79H48ZM64 80H62V79ZM79 78H80V80H79ZM82 78V79H81ZM99 79V80H97V81H95L98 85H101V87L100 86H98L97 84H95V82L93 81V79ZM123 80H122V79ZM180 78V79H179ZM181 78H182V80H183V78H184V81H181ZM185 78H187V79H185ZM10 79V80H9ZM49 81H48V80ZM67 79V80H66ZM91 79V80H90ZM249 79H255V80H253V81H250ZM258 79V80H257ZM55 80V81H54ZM68 80L70 81L69 83H68ZM77 80H79V81H77ZM89 80H90V82H89ZM114 80V81H113ZM116 80V81H115ZM125 80V81H124ZM140 80H141V82H140ZM146 81L145 82V84L143 83V81ZM162 82H161V81ZM185 80H187V81H185ZM196 80H197V82H196ZM232 80V81H231ZM259 81V82H257V81ZM12 81V82H11ZM31 81V82H30ZM59 82L58 84H59V86H58V84H56L57 82ZM91 81H93L92 83H91ZM110 81V82H109ZM111 81H113V82H111ZM122 81H123V84H122ZM147 81H148V83H147ZM247 81V82H246ZM37 83V85L38 86H36L35 84ZM50 82H52L51 84H49ZM62 82H64V85H63V83ZM77 82V83H76ZM83 82V83H82ZM89 82V83H88ZM107 82H109V85H108V83ZM128 83V84H126V83ZM149 82H151L152 84H155V82H156V84L157 85H154L155 87H152L153 85L151 84L150 85V83ZM164 82V83H163ZM201 82H203L202 83V90L204 91V93H202V91L200 90V94L197 92V89H198V87H200V83ZM243 82H245L246 83V86L245 85H243V84H245V83H243ZM251 82H254V83H251ZM34 83V84H33ZM40 83V84H39ZM61 83V84H60ZM88 83V85L87 86H85L86 84ZM109 86L108 88H107V85ZM121 83V84H120ZM161 83H163V84H161ZM243 83V84H242ZM249 83H250V85H249ZM21 84H23L24 85V89H25V91H28V92H25L24 91V89L22 90V87H23V85L21 86ZM33 84V85H32ZM43 84V85H42ZM44 84H46V86L44 85ZM65 84H66V87H65ZM120 84V85H119ZM126 84V85H125ZM131 84H135V86H132ZM141 84H144V85H142V87H141ZM150 85V88H152L150 91L152 92L153 91V94H151V93H148V92H150L149 90H148V87H149V85ZM207 84H206V86H207ZM216 84V83H215ZM17 85V86H16ZM30 85H31V87H30ZM43 86V88L44 89H46V90H44L43 88H42V86ZM63 85V86H62ZM76 85V86H75ZM93 85V86H92ZM94 85H96V86H94ZM117 85H119V86H117ZM194 85H196V86H194ZM15 86V87H14ZM27 86H28V88H27ZM73 86H75L74 88H72ZM81 86L83 87V88H81ZM157 86H159V88L157 89ZM175 86H177V88H175ZM178 86H180V89H178ZM249 86V87H248ZM259 86H261V87H259ZM59 87L62 89V90H60L59 89ZM65 87V88H64ZM86 87V88H85ZM90 87V88H89ZM96 87V88H95ZM118 87H121L122 88V90H123V92H122V90L120 89V88H118ZM163 87H164V89L165 88H168V89H165V90H170L169 91V94H166V96H165V94L164 93H166V91L163 89ZM208 87V86H207ZM245 87V88H244ZM246 87H248L249 88V93H248V88H246ZM54 88V89H53ZM68 88V89H67ZM72 90H71V89ZM82 89V91H81V89ZM99 92V94L101 95V96H97L96 94H98V92L95 90V89ZM97 88H99V89H97ZM103 88H104V90H103ZM117 89V93H116V90H114V89ZM172 88V89H171ZM173 88L175 89V91H173ZM196 88V92H193L194 94L196 93V95L197 94H199V96H200V98H202V100L200 101V98H199V96L197 97V102H195V95H191V94H193V93H191V91H192V89L194 90ZM223 88H224V90H223ZM52 89H53V91H54V97L52 96V94H53V91H52ZM69 89H70V91L72 92V93H70V91H69ZM90 89V90H89ZM92 89V90H91ZM93 89H94V91H93ZM144 89H146V90H144ZM160 89L162 90V91H160ZM178 89V90H177ZM200 89V88H199ZM245 89V90H244ZM55 90H56V92L57 93H59V92H61V93H59L58 95H60V96H63V97H61V100H59L60 99V96L58 97V98H56V96H57V94H56V92H55ZM60 90V91H59ZM85 90H86V92H85ZM142 90L143 91H145V92H142ZM155 90H157V92H158V94H157V92L155 91ZM189 90H190V92H189ZM42 91V92H41ZM49 91H52V92H49ZM64 91V92H63ZM65 91H66V94H64L65 93ZM100 91L103 93H100ZM107 92V93H104V92ZM110 91H112V93L110 92ZM118 91H119V93H118ZM132 91H134V93L132 92ZM137 91V92H136ZM138 91H139V93H138ZM142 93H141V92ZM163 91H164V93H163ZM178 91V92H177ZM184 91V92H183ZM206 91H208V92H206ZM220 91H221V95H220ZM7 93H9V91H6ZM25 92V93H24ZM43 92H45V93H43ZM48 92L50 93V94H48ZM90 92V93H89ZM109 92L111 93V95L112 96H110V98H109V96H107L108 97V99H104V98H107L106 96H104V94L105 95H110L109 94ZM120 92H122L121 94H120ZM129 92V93H128ZM130 92H132L133 94H131ZM154 92H156V93H154ZM161 92V93H160ZM217 92V93H216ZM219 92V93H218ZM263 93V94H261V93ZM39 93H41V94H39ZM79 93H81V94H79ZM82 93H85V95L87 96L88 94V97H86L84 94H82ZM138 93V94H137ZM146 93H148L150 96L149 97H143L142 98V96H147V94ZM189 93H191L190 95H189ZM235 93V94H234ZM242 96V98H241V96L239 95V94ZM246 93H248V94H246ZM256 93H258V94H256ZM45 96H44V95ZM47 94V95H46ZM68 94H77V95H75V96H69ZM91 94V95H90ZM122 94H123V98H122ZM126 94V95H125ZM130 94V95H129ZM144 94V95H143ZM146 94V95H145ZM155 94V95H154ZM163 94V95H162ZM174 94V95H173ZM179 94H182V95H180V96H178V97H176L177 95H179ZM187 94H188V97H186L187 96ZM229 94H230V96H231V94H232V99L230 98V96H229ZM237 94V95H236ZM246 94V95H245ZM254 95V96H252V95ZM261 94V95H260ZM34 95H36V96H34ZM40 95V96H39ZM49 95V96H48ZM51 95V96H50ZM82 95H84L85 96V98H83L82 97ZM102 95L104 96V98L102 97ZM131 96V97H133V100L134 99H136V100H131V103H130V101L128 100V99H131L129 96ZM152 95H154V96H152ZM158 95H160V96H162L161 98L158 96ZM168 95H170V97H168ZM218 95V96H217ZM220 95V96H219ZM240 97H239V96ZM243 95H244V98H243ZM258 95V96H257ZM29 96H31V95H29ZM38 96V97H37ZM115 96V97H114ZM136 96H138V98L136 97ZM191 96V97H190ZM193 96V97H192ZM234 96V97H233ZM252 96V97H251ZM257 96V97H256ZM32 97V96H31ZM41 97V98H40ZM43 97H45V101L43 100L44 98ZM49 97H51V100H50V98L48 99ZM65 97V98H64ZM76 97V98H75ZM79 97H80V99H79ZM94 97V98H93ZM99 97V98H98ZM102 97V98H101ZM140 97V98H139ZM165 97V98H164ZM182 97V98H181ZM185 97L187 98V99H185ZM205 97H208V99L207 98H205ZM213 97V98H212ZM237 97V98H236ZM38 98V99H37ZM46 98L48 99V100H46ZM54 98V99H53ZM55 98L56 99H58L57 100V102H55ZM64 98V99H63ZM189 98V99H188ZM192 98V99H191ZM195 100H194V99ZM198 98H199V101H198ZM212 98V99H211ZM225 98H224V100H225ZM238 98H239V100H238ZM37 99V100H36ZM64 101H63V100ZM75 99H78V100H75ZM92 99V100H91ZM95 99V102L93 101ZM117 99H121V100H117ZM164 99V100H163ZM241 99V100H240ZM244 99V100H243ZM41 100V101H40ZM72 100V101H71ZM73 100H75V103H73L74 101ZM97 100V101H96ZM114 100H116V101H114ZM123 100V101H122ZM126 100H127V102H126ZM164 102H163V101ZM166 100H171L169 103H168V101H166ZM173 100V101H172ZM253 100H254V102H253ZM257 100V101H256ZM37 101V102H36ZM43 101V102H42ZM47 101V102H46ZM61 101V103H59ZM62 101H63V104H65V105H62ZM69 101V102H68ZM92 101V102H91ZM111 101H112V103H111ZM174 101H176L177 102V104H176V102H174ZM181 101H182V103H181ZM187 101V102H186ZM241 101H242V103H241ZM29 102H31V103H29ZM44 102H45V104L47 105H44L45 106V108L46 109H48V110H46V109H44V107H43V105L42 104H44ZM52 103V104H50V107L51 108H54V105L57 107V109H56V107L54 108V109H50V107L48 108V104L49 103ZM68 102V103H67ZM101 105H103L102 107H100L99 106V104ZM118 102V103H117ZM125 102V104H126V106L124 105V104H122V103H124ZM159 102V103H158ZM166 102V104L167 105H165L164 103ZM199 102V103H198ZM202 102V103H203ZM243 102H245V103H243ZM24 103V104H23ZM33 103V104H32ZM42 103V104H41ZM57 103H58V105H57ZM85 103H87V104H85ZM121 103V104H120ZM171 103V104H170ZM195 103H196V105H195ZM198 103V104H197ZM240 103V105H238ZM252 103V104H251ZM254 103V104H253ZM30 104V105H29ZM31 104H32V106H31ZM54 104V105H53ZM71 104V105H70ZM73 104L75 105L74 107H73ZM88 104H90L89 106L90 107H92V108H90L89 106H88ZM97 104H98V107H97ZM107 106H106V105ZM176 104V105H175ZM182 104V105H181ZM192 104H193V106H192ZM246 104V105H245ZM27 105H29V106H27ZM39 105V106H38ZM53 105V106H52ZM130 105V106H129ZM162 105V106H161ZM169 105V106H168ZM195 105V106H194ZM255 107H254V106ZM23 106H25V107H23ZM38 106V107H37ZM40 106H42V107H40ZM70 106V108H69V110L67 111L66 109H68V107ZM96 106V107H95ZM127 106H129L128 107V109L129 110H131V114H127V113H129V110L127 109ZM141 106H144V107H141ZM169 107V109H168V107ZM178 106V107H177ZM235 106V107H234ZM252 106V107H251ZM23 107V108H22ZM27 107V108H26ZM86 107V108H85ZM95 107V110H96V108H97V113L95 112L94 113V108ZM107 107V108H106ZM122 107H125V108H122ZM138 107H140L139 109H138ZM173 108V109H171V108ZM177 107V108H176ZM232 107V108H231ZM238 107V108H237ZM252 108V110H251V108ZM254 107V108H253ZM8 108H10L12 111L11 112H9V111H7V113L9 112V114H7V113H5L6 112V110H9ZM31 108H33V109H36L37 110V112H36V110H33V109H31ZM39 108H41L40 110H39ZM66 108V109H65ZM80 108V109H79ZM85 108V109H84ZM100 108H102V109H100ZM104 108H106L105 110H104ZM131 108V109H130ZM133 108V109H132ZM134 108L136 109V110H134ZM145 108V109H144ZM158 109V108H161V110L159 109V110H155V112H156V114L154 115L153 113H154V110L153 109ZM176 108V109H175ZM188 110H187V109ZM237 108V109H236ZM249 108H250V111H248L249 110ZM43 109V110H42ZM49 109H50V115H52V116H47V114H49ZM60 109H62V110H60ZM79 109V110H78ZM83 109H84V111H83ZM88 109H89V111H88ZM94 111H93V110ZM110 109V110H109ZM236 109V110H235ZM246 109H248V110H246ZM25 110V111H24ZM56 110H57V112H56ZM60 110V111H59ZM106 110L108 111V112H106ZM132 110H134L135 112H133L132 113ZM173 112L174 111V115L176 114L177 115V117H179V118H183V117H185V119L183 118V119H181V121H184V122H182V123H180V121L178 120V119H176L175 120V118H177V117H175V116H173L172 115V113H171V111ZM232 110H233V112H232ZM243 110V111H242ZM245 110V111H244ZM255 110V111H254ZM36 112L37 114H39V115H35L36 113H34V112ZM44 111H45V114H44ZM51 111H52V113L53 112H55V114H51ZM71 111V112H70ZM83 112V114H85V115H87V116H89V117H91L92 115V117L91 118H89V119H92L93 117H96L95 116V114H98L99 116H97L96 118H93V121H94V119H96L95 120V123H96V126L95 127H97V128H95V129H93V133L92 132H90V124H92L93 126L95 125V124H93L94 122L92 121V120H89L88 118V120L86 119V117H85V115H82V112ZM86 111V112H85ZM100 111H102V112H100ZM111 111V113H109ZM151 112V114H153L154 116H157L156 118H158V117H162L161 118V120H160V118L157 120V119H155L154 118V116H152L153 118H151L150 117V112ZM157 111H158V113L159 112H161V113H159L160 115H162V116H158V113H157ZM195 111H196V114H194L193 115V113H195ZM240 111V112H239ZM28 112H30L29 114H27ZM47 112V113H46ZM59 112H62V113H59ZM80 112H81V114H80ZM89 112H91V116L89 115L90 113ZM118 114H117V113ZM191 112V113H190ZM238 112V113H237ZM253 114H252V113ZM2 113V114H1ZM10 113H13L12 115L13 116H9V115H11ZM16 113V114H15ZM57 113V114H56ZM59 113V114H58ZM69 113H72V116H71V114H69ZM104 113L105 114H107L106 116L104 115ZM126 113V114H125ZM163 113V114H162ZM185 113H186V115H185ZM229 113H231V114H229ZM236 113V114H235ZM26 114V115H25ZM40 114H41V116L43 117L42 119H41V117H40ZM43 114V115H42ZM82 116H80V115ZM145 114H147L146 115V117H145V119H146V121H147V117H148V115H149V117L151 118V122L153 123H151V122H149L150 121V119H148L149 121H147V123H151L150 124V126L149 125H147V124H142V127L140 128V124H138V123H142L141 122V120H143V118L141 119L140 118V115H141V117L142 116H144ZM190 114H192L191 116H190ZM8 115V116H7ZM24 115V117L23 118H21L22 116ZM34 115V116H33ZM102 116V123H101V120H100V117ZM111 115V117H109ZM115 115V116H114ZM180 115L182 116V115H185V116H182V117H180ZM190 116V117H186V116ZM7 116V117H6ZM44 116H47V117H45L44 118ZM250 116H252V117H250ZM257 116V117H256ZM36 117V118H35ZM38 117H40L39 119H41V122H40V120L38 119ZM50 117V118H49ZM52 117V118H51ZM54 117V118H53ZM64 117H66V121H65V118ZM79 117H81L80 119H82L81 121H80V119H79ZM85 117V118H84ZM99 117V118H98ZM106 117V118H105ZM108 117H109V119H108ZM132 117H134L133 119H134V121H132L131 122V120H133L132 119ZM136 117V118H135ZM164 117H167L166 119H164ZM195 117V118H194ZM227 117V118H226ZM256 117V118H255ZM59 118V121L57 120ZM64 118V119H63ZM70 118V119H69ZM71 118H73V120H74V122L72 121V119ZM104 118H105V120H104ZM141 120H140V119ZM188 118V119H187ZM257 118H259V119H257ZM39 121H38V120ZM48 119H49V121H48ZM83 119L85 120L86 119V122H83ZM109 120V122L112 124H110L111 125V129H112V127H113V129H112V131L114 130V128H115V126H116V129L115 130H119V132H118V130L116 131V132H112L111 131V133H110V135H112V137H107V135L109 134H107V132H105V136H106V139L108 138V140H106V139H101L100 137H105V136H103L104 134H102L103 133V131H101L103 128H105L106 127V124L108 123V121L106 122V120ZM112 121H111V120ZM137 119H139V122L137 121ZM250 119H252V120H254V122H252V120L250 121ZM35 120V121H34ZM103 120H104V122H103ZM114 120V121H113ZM164 120V121H163ZM166 120H169V121H167V123L165 122ZM174 120H175V122H177V123H175L174 122ZM189 122V120H191L188 124L186 123L187 121ZM50 121H51V123L53 122V124L52 125H54L53 127H51V130H49V133H47L46 132V130H48V129H50V127H49V125L51 126V124H50ZM57 121V123H56V125H55V122ZM64 121L66 122V123H64ZM78 121V122H77ZM89 121V122H88ZM97 121H98V124H97ZM100 121V122H99ZM146 121L144 122V120H143V123H146ZM157 121H159V122H157ZM173 121V122H172ZM35 122L37 123L36 125H35ZM40 122V125L41 126H38L39 123ZM42 122H43V124L44 125H42ZM44 122H49V124L47 123V126L46 127H44L45 126V123ZM80 122V123H79ZM93 122V123H92ZM127 122H129V123H127ZM138 122V123H137ZM156 122V123H155ZM164 122V123H163ZM168 122H170V124L168 123ZM197 124H196V123ZM229 122V123H228ZM232 122V123H231ZM235 122H237V123H235ZM3 123V124H2ZM21 125H24L25 126V124L23 123V121L21 120ZM85 125H83V124ZM99 123H101V124H99ZM134 123V124H133ZM135 123H136V125H135ZM171 123H175V125L176 124H178V125H174L175 127H173L172 128V124ZM186 124V126L188 125V127H186V128H188V129H190V130H187L185 127L183 128L182 127V125L181 124ZM226 123H228V124H226ZM240 123V124H239ZM262 123V124H261ZM2 124V125H1ZM57 124H59V127H58V125ZM102 124H104V127H102V126H100L99 127V125H102ZM127 124V125H126ZM159 124V125H158ZM165 124V125H164ZM167 124H169V125H167ZM247 126H245V125ZM62 125H64L63 127H68V128H66V129H68V132H67V130L65 129V128H61V126ZM73 125H74V128L76 127V130L73 128ZM77 125H78V127L80 128V129H83V130H85V131H79V133L77 132V130H80L78 127H77ZM79 125H82V127L81 126H79ZM98 125V126H97ZM128 127V129L127 128H125L126 126ZM143 125H147L145 128H148L151 132H154L155 130H156V128L158 129L159 127H161L162 125H164V127L166 126V131H165V129H164V127L162 128V131H161V128H159L160 130H157V136H153L152 137V134H154V133H152L151 134V132L149 133V130H145V131H148V132H146V134L144 133L145 131L143 130V133H141L142 132V128L143 129H145L144 127H143ZM171 125V128L170 127H168V126H170ZM195 125V126H194ZM256 125H258V126H256ZM91 127V130H92V128H94V127ZM117 126H118V128H117ZM149 126V127H148ZM158 126V127H157ZM180 126L183 128V129H186V130H181V131H183V134L185 133V131H191V132H186L184 135H185V137H184V135H182L181 133L182 132H178L179 130L178 129H182V128H180ZM184 126V125H183ZM191 126V127H190ZM254 126V127H253ZM33 127V128H32ZM44 129H43V128ZM85 127V128H84ZM99 127V128H98ZM133 127H136V128H133ZM197 127V128H196ZM236 127L238 128V130H236ZM250 129H249V128ZM252 127V128H251ZM260 127V128H259ZM36 128V129H35ZM38 128V129H37ZM40 128H42V129H40ZM45 128H46V130H45ZM48 128V129H47ZM102 128V129H101ZM109 128V127H108ZM108 128H106V131H109V129ZM120 128V129H119ZM170 128V129H169ZM178 130V131H173V130H176V129ZM195 128V129H194ZM260 129V130H258V134L263 130V129ZM55 129H56V131H57V138H55L54 140L52 139L51 141H50V139L52 138L51 136L52 135H50V133L52 134L53 133V131H55ZM70 129H71V131L73 132V131H75V132H73V134L72 133H70L71 131H70ZM74 129V130H73ZM88 129V130H87ZM96 129L99 131V133H101V135L96 131ZM137 129V130H136ZM233 129V130H234ZM34 130H36L37 131V133L38 132H40V130L42 131V134L44 135V136H46V137H48L49 138V136H50V138L47 140V138L46 137H44V136H42L41 135V133H40V136H39V133L38 134H35L36 133V131H33ZM63 130H65L67 133L66 134H64V131L62 132ZM105 130V129H104ZM129 130V131H128ZM164 130V131H163ZM172 130V133L170 134L169 132ZM25 131V130H24ZM55 131V132H56ZM128 131V132H127ZM138 131V132H137ZM195 131V132H194ZM260 131V132H259ZM10 132H12V131H10ZM33 132V133H32ZM46 132V133H45ZM60 132V133H59ZM121 132V133H120ZM132 134H131V133ZM264 131H262L261 133H263ZM17 134V135H19L18 133L19 132H17V130H16V132L15 131H13L12 132V134ZM45 133V134H44ZM74 133L76 134V133H78V134H76V135H74ZM91 133V134H90ZM97 133V134H96ZM117 133H119V134H117ZM137 133H140V134H138L137 135ZM151 135H149V134ZM158 133H160V137H159V134ZM163 133H166V135L167 134H170L169 136H165L164 138L162 137V135H163ZM90 134V135H89ZM94 134H96V135H94ZM107 134V135H106ZM116 134V135H115ZM121 134V135H120ZM131 134V135H130ZM134 134V135H133ZM149 135L150 136V138H149V136H147V137H145V138H143L141 135ZM179 134H181L184 138H186V136H187V138L188 137H190L189 139H192V141L194 142H192V141H190L189 143L187 142L189 139H185L186 140V143H188V145L187 144H185L184 142H185V140H183L184 138L182 137L181 139H182V143H181V139H179L180 138V136L181 135H179ZM196 134V135H195ZM20 135H19V137H20ZM29 135H32V137L30 136L29 137ZM37 135V136H36ZM54 135H55V133H53V138H54ZM66 135V136H65ZM100 136V137H96V139L95 138H93L94 136ZM110 135H108V136H110ZM120 135V136H119ZM123 135V137H121ZM130 135V136H129ZM137 135V136H136ZM155 135V134H154ZM191 135V136H190ZM42 136V137H41ZM88 136L90 137L91 136V138L90 139H88ZM116 137L117 138V140L118 141H115V139L116 138H113V137ZM117 136H119V137H117ZM134 136H136V137H134ZM164 136V135H163ZM204 136V137H203ZM38 137V138H37ZM43 137H44V139H43ZM56 137V136H55ZM62 139H64V140H62ZM76 137V138H75ZM161 137L163 138L162 139V141H161ZM177 137V138H176ZM195 138V140H197L198 142H196L193 138ZM244 137L246 138V139H244ZM32 138H34V139H36V141L35 140H33ZM39 138H41V140L39 139ZM46 138V139H45ZM92 138H93V141H94V143L92 144V143H90V141L92 140ZM109 138H110V141L111 142H114V144H112V143H109ZM118 138H120V139H118ZM137 138V139H136ZM139 138V139H138ZM152 138V139H151ZM157 138H159L158 140L159 141H157L158 142V145H160V146H158L157 145V142L155 143V141H156V139ZM166 138V139H165ZM243 138V139H242ZM28 139H30V140H28ZM73 139V140H72ZM88 139V140H87ZM112 139H114V140H112ZM149 139H151V140H149ZM154 139V140H153ZM173 139H174V141H173ZM177 139L179 140V141H177ZM242 139V140H241ZM248 139V140H247ZM42 140H44L45 142H43ZM55 140H56V143H55ZM69 140V141H68ZM97 140L99 141L100 140V142H99V144H98V142H97ZM102 140L104 141V144L102 143ZM141 140V143L143 144H141L139 141ZM142 140H144V141H142ZM146 140V141H145ZM163 140L164 141H166V142H168V143H165V142H163ZM171 140L173 141V142H171ZM223 140V141H222ZM242 142H241V141ZM37 141H39L38 142V144H37ZM48 141H50V143H48ZM82 141H85V142H82ZM93 141H91V142H93ZM106 141H108V142H106ZM129 143H128V142ZM180 142V148H182V150L179 148V150L181 151V153H179L178 152V148L177 147H179V144H176L177 142ZM26 142V143H25ZM45 143V144H42L43 146H41V143ZM47 142V143H46ZM57 142H61L60 144L59 143H57ZM65 142H67L68 143V145L65 143ZM71 142V143H70ZM80 142H82L81 144H80ZM105 142H106V144H105ZM124 144H123V143ZM199 142H200V144H199ZM63 143V144H62ZM70 143V144H69ZM95 143H97V145L95 146ZM112 146V145H114V146H112V147H116L115 149H114V151H112L113 150V148L109 145V144ZM117 144V146H121V147H123L122 149H120V151L118 150L119 148L116 146V144ZM120 143H121V145H120ZM136 143V144H135ZM139 143V144H138ZM163 143H165L166 145L167 144H173L172 145V147L171 148H169L170 147V145H169V147H166V145L165 146H162L163 145ZM197 143L199 144V146L197 145ZM39 144H40V146H41V149H38V146H39ZM50 144V146L53 144V148L52 147H50V146H48V147H50V148H52V149H50L49 148V150L51 151L52 150V152H49V154H47L48 156L50 155V157H52V163H50V158H49V162H48V158H47V156L46 155H44L45 154V152L46 151H48V147H47V145H49ZM56 144V145H55ZM63 146H62V145ZM75 144V145H74ZM79 144V145H78ZM105 145V146H103V145ZM126 144V145H125ZM130 144V145H129ZM148 144H153V145H155L156 146V149H153V147H155V146H153V145H151L150 147H149V145ZM174 144H175V147H176V149L174 148ZM194 144V145H193ZM243 144V145H242ZM21 145V146H20ZM34 145V146H33ZM68 146V147H64V146ZM72 145V147L71 148H73V151H72V149H71V153L73 152V154H75V156L74 155H72V154H70V156H69V153H70V150H68V149H70V146ZM86 145V146H85ZM107 145V146H106ZM139 145H141V147L142 148H146V150H140L141 151V153L142 154H140V156H139V151L137 150V149H134V151L135 150H137V152H139L138 153V155H137V152H136V154L134 153H132V154H129L130 156L131 155H133V156H131V158L133 159L132 161H130L129 160V158H130V156H126L125 154L124 155H122L121 153H127L128 154V152L130 153V149L132 150V152H134L133 151V148L135 147L136 148V146H139ZM148 145V146H147ZM177 145V146H176ZM183 145V146H182ZM187 145V146H186ZM200 145H203L202 147L204 148V150H206V152L200 147ZM223 145H225V146H223ZM226 145H228V147L226 146ZM18 146V145H17ZM23 146H25V147H23ZM36 146V147H35ZM40 146H39V148H40ZM94 146V147H93ZM98 146V148H101V150H103L101 153H100V151H98L99 149L98 148H96L95 149V147H97ZM110 146V147H109ZM131 146V147H130ZM145 146H147V147H145ZM34 147V148H33ZM42 147H43V149H42ZM47 147V148H46ZM106 147H107V150H106ZM120 147V148H121ZM124 147H125V149H129V147H130V149L128 150V152H127V150H125L124 151ZM128 147V148H127ZM164 147V148H163ZM166 147V148H165ZM187 147V149H185V148ZM206 147V148H205ZM224 147V148H223ZM46 148V149H45ZM62 148V149H61ZM67 148V149H66ZM80 148V149H79ZM84 150H83V149ZM108 148H112V149H108ZM138 148V147H137ZM151 148H152V150H153V152H152V150H151ZM159 148H161V149H164V150H166L167 149V152L165 151H163L162 150V152L165 154H161L160 152H161V150L159 149ZM208 148V149H207ZM1 149H5V150H1ZM36 149V150H35ZM38 149V150H37ZM60 149V150H59ZM65 149V150H64ZM79 149V150H78ZM86 149V150H85ZM138 149H140V146H139V148ZM157 149H159L157 152H156V150ZM185 149V150H184ZM188 149H189V151H188ZM202 149V150H201ZM45 152H44V151ZM59 150V151H58ZM66 150H68L67 152H66ZM104 150H105V153H104ZM109 150H111L110 152H108ZM118 150V153H120V154H117L118 155V157H117V155L116 154H114V153H116V151ZM121 150H123V151H121ZM148 150H150V151H148ZM183 150H184V152H183ZM196 150H198V151H196ZM200 150V151H199ZM229 150H231V151H233L232 153H231V156H230V151ZM0 151L2 152V153H0V157L2 158V159H0V161H4L3 160V158H5L6 159V157L5 156H3V155H7L8 156V148H6V147H2V148H0ZM24 151H25V153H24ZM36 153H35V152ZM44 153H43V152ZM80 151V152H79ZM144 151V152H143ZM155 151V152H154ZM192 151V152H191ZM197 153H196V152ZM207 151H208V153H207ZM240 151H242V153L243 152H245L246 153V156H244V158L243 157H241L242 158V160H244V161H242L241 159V162L238 160V158H240V156L239 155H237V156H239V157H236V155H232L233 153H237V154H239L240 153ZM251 151H253V152H251ZM6 152V153H5ZM108 152V153H107ZM172 152H177V154L178 155H180V156H178L177 154H175V153H172ZM192 153L191 155H192V158H195V159H193L192 160V158H191V156H190V153ZM214 152V153H213ZM250 152H251V154H250ZM38 153H41V154H39L40 155V157H37V156H39L38 155ZM47 153V152H46ZM51 153V154H50ZM54 154V158H53V154ZM62 153H64V154H62ZM79 153V154H78ZM103 153V154H102ZM111 153V154H110ZM154 153V154H153ZM166 153L169 155L170 153V155H169V157H168V155H166ZM186 153H188V154H186ZM198 153H200V154H198ZM212 153H213V155H212ZM112 155V156H110V155ZM157 154H158V158H160V160L157 158V157H155V156H157ZM186 154V155H185ZM229 154V155H228ZM241 154V153H240ZM244 154V153H243ZM248 154H250V155H248ZM21 155V156H22ZM36 155V156H35ZM57 155V156H56ZM58 155H60V157H59V159L56 161V159L58 158ZM61 155H62V157H61ZM77 155V156H76ZM121 155L123 156V157H121ZM136 155V156H135ZM160 155V156H159ZM175 155H177V156H175ZM183 155V156H182ZM195 155H196V157H195ZM251 155L253 156V157H251ZM3 156V157H2ZM20 156V154H19V152H18V154H17V157H15V161H17L16 160V158H18ZM44 156V157H43ZM46 156V157H45ZM79 156V158H77L76 159V157H78ZM88 156H89V158H88ZM166 156V157H165ZM175 156V157H174ZM185 156V157H184ZM222 156V157H221ZM227 156V157H226ZM232 156H235L236 158H234L235 160L237 159L238 160V162H237V160L235 161H233V157ZM249 156V157H248ZM63 157H65V159H63ZM82 157V158H81ZM86 157V158H85ZM107 157V158H106ZM108 157H109V159H108ZM127 158V162H125L126 164H124V161H126V158ZM134 157V158H133ZM152 157V158H151ZM154 157H155V159L158 161V163L156 164V160L154 159ZM181 157V158H180ZM231 157V158H230ZM248 157V158H247ZM40 158V159H39ZM67 158V159H66ZM101 158V159H100ZM130 158V159H131ZM149 158L151 159V160H149ZM163 158V159H162ZM172 158V159H171ZM221 158V159H220ZM225 158H226V160H225ZM34 159V158H33ZM37 159V160H36ZM54 159V160H53ZM83 159V162H81V160ZM89 159V160H88ZM148 160V162L150 163L151 161L153 162H151L150 164L148 163V162H144V160ZM166 159L167 160H170V161H166ZM229 161H228V160ZM47 160V161H46ZM66 161V162H64V161ZM74 160H76V161H74ZM106 161L107 163H103V161ZM155 160V161H154ZM172 160L176 163V164H174L173 162H172ZM55 161V162H54ZM60 161V162H59ZM61 161H63V162H61ZM74 161V162H73ZM205 163H204V162ZM67 162H71V164H72V162H73V164L71 165V164H67V166H69V168L67 169L66 168V170H69V169H72V168H74V167H77V168H80V169H82V167H83V169L86 171H88V168L87 169H85L87 166L89 167V166H91L92 168H90L89 167V170H91V171H93L94 170V172H95V168H96V166L98 167V165L99 164H101V163H99V162H102V165H100L99 167H98V169L96 168V170H99V168H101V166H104V165H106L107 164V166H106V170H105V175L107 176H105V180L103 179V183L101 182V184H100V182H99V184L98 185H96L97 183H98V181L97 180H95V177H97L98 175H95L96 173H94L93 172V174L95 175V177H94V175L92 176L91 175V171H89L88 173H87V175H85V176H88V177H90L88 174H90L91 175V177L90 178H94L93 180H95V182H96V184H95V182L94 181H92L93 182V184H95L96 186L94 187L93 185H91L90 187H88L87 186V183H88V185H90V184H92V182L89 180V182H83V181H80L79 179H76L75 177H71V179L68 177V176H64L63 178H61V179H59V180H57V179H53V178H50L51 180H49V179H47V178H49V177H53V176H48V177H46V176H42L40 173H39V171L41 170V173H42V171H44V170H46V171H48V169L50 168V170L51 169H56L57 167L58 168H60V169H57V170H59V171H61V168H62V165H63V167H64V169L62 170V171H65V167H66V164H64V163H67ZM84 162H86V164H87V166H85V168H84ZM89 162V163H88ZM122 163L121 165H120V163ZM131 162V163H130ZM160 162V163H159ZM163 162V163H162ZM229 162V163H228ZM236 162V163H235ZM250 162V163H251ZM14 163V165L16 164V166H19V164H21V163H19V161H17V162H13ZM57 163V164H56ZM81 163V164H80ZM145 163V164H144ZM147 163V164H146ZM194 163V164H193ZM196 163V164H195ZM226 163H228V164H226ZM253 163V162H252ZM60 164V165H59ZM80 164V165H79ZM90 164V165H89ZM95 164V166L93 167V165ZM98 164V165H97ZM144 164V165H143ZM148 164H149V166L152 164V166L154 167H152L151 168V171H150V167L148 166ZM154 164V165H153ZM161 166H160V165ZM41 164L39 163V167L41 168L42 166H40ZM51 165V166H50ZM146 165V167L147 168H145L144 166ZM157 165H159L158 167H157ZM168 165V166H167ZM169 165H171V166H169ZM183 165V166H182ZM193 165V166H192ZM202 165H204V166H202ZM50 166V167H49ZM57 166V167H56ZM72 166V168H70ZM114 166V167H113ZM116 166V167H115ZM121 166H124V167H121ZM143 166V167H142ZM167 166V167H166ZM187 167V169H186V167ZM190 166H192V167H190ZM223 166H220V167H223ZM244 166V167H243ZM256 163H255V161H254V164H253V168H252V170H250V172L251 171H254L253 169H255L256 167ZM118 167V168H117ZM141 167H142V169L143 170H140V171H144V172H146V170H147V172L145 173V174H143V175H141L142 176V178L144 179V177H146V178H149L150 179V177H152L153 175H154V173H156V171L155 170H157L158 172H161V174L162 173H164V175H162L164 178H165V180L169 183V184H166L164 187H166V188H168L167 189V191H165V192H159L158 191V189H154V188H151L152 190H154L155 192H151L150 190L151 189H149L148 187H152V183H150L149 182V179L147 180H143V179H141L140 177V174H142V173H140V174H138L137 175V173L135 174V175H137V176H135L134 175V173H135V170L136 169H138V170H136V172H139V169H141ZM189 167V168H188ZM201 167H203V168H201ZM206 167V168H205ZM248 167V168H247ZM250 167V168H249ZM185 168V169H184ZM241 168H243V170H241V171H239ZM145 169V170H144ZM149 169V170H148ZM163 169V170H162ZM189 169V170H188ZM37 170H38V173L40 174V176H42L43 178H40L41 180H39V174L37 175ZM101 170V169H100ZM107 170L109 171V172H107ZM152 170L154 171V173L152 172ZM165 170H167V171H165ZM170 170H171V173H170ZM182 170H184V172L182 171ZM210 170V171H209ZM213 170H214V168H213ZM237 170L233 173V174H237ZM128 171V172H127ZM183 173H182V172ZM207 171L208 172H211L210 174L209 173H207ZM219 171H220V169H219ZM222 171L224 172V173H226L227 174V170H225V169H222ZM222 171H220V172H222ZM226 171V172H225ZM249 171V170H248ZM97 172V174L99 173V171H96ZM151 172V173H150ZM167 172V173H166ZM173 172V173H172ZM174 172H177V173H174ZM186 172V174L184 175V173ZM191 172V171H190ZM205 172H206V174H205ZM222 172V173H223ZM107 173L109 174V175H107ZM110 173H111V176H112V174H113V178L111 177L110 178ZM150 174V175H146V174ZM179 173V174H178ZM238 173V174H239ZM31 174V175H30ZM86 174V173H85ZM102 174H104V173H102ZM128 174V175H127ZM170 174L171 175H174V176H170ZM178 174V175H177ZM126 175H127V177H128V179H131V178H133V177H135V178H133L134 180H130V183H133L132 185H134V186H136L137 187V189H136V187H134V186H132L131 184V187H134V188H132L131 189V187H128L129 186V181L126 179L127 177H126ZM132 175H134L133 177H132ZM156 175V174H155ZM175 175H176V177H175ZM240 175H242V173L240 174ZM32 177V180L30 181V178ZM123 176V177H122ZM140 176V177H139ZM239 176V175H238ZM238 176H231V177H238ZM38 177V178H37ZM122 177V178H121ZM125 177V178H124ZM131 177V178H130ZM201 177V178H202ZM29 178V179H28ZM34 178V179H33ZM102 178H104L103 176H102ZM121 178V179H120ZM152 178H154L153 180H151V181H154V182H156V183H158L157 184V186L158 185H162V183H159L160 181H158L157 182V177L155 176V177H152ZM151 178V179H152ZM155 178H156V181H155ZM174 178V179H173ZM239 178V177H238ZM238 178H233L232 180H230V182L231 183H233V182H235V180H237ZM1 179V178H0ZM28 179V180H27ZM45 179H47L48 180V184L51 182L52 183V185H48L47 183H45L44 181H46ZM52 179H53V181H52ZM67 179V180H66ZM75 179V180H74ZM108 179V180H107ZM115 179V180H114ZM121 180V181H119V180ZM139 179H141V180H139ZM160 179V178H159ZM176 179V180H175ZM184 179V178H183ZM194 179V178H193ZM209 180H208V182H210L211 181V178H208ZM2 180V179H1ZM17 180V179H16ZM61 180V181H60ZM70 180H73V181H80V182H82V184L83 185H81V183L80 182H74V186H75V183H76V185H81V188L84 190V196H83V192L82 193H75V191L74 190H76L77 192H78V190H79V192L82 190L81 188H80V185L78 186V188H76L75 189V187H77V186H75L74 188H73V186H72V181H70ZM117 180L119 181V182H117ZM127 180V181H126ZM178 180V182H176ZM9 180L8 179H6L5 180V183L6 182H8ZM29 181H30V183H29ZM34 181V182H33ZM68 181H70L68 184L70 185V183H71V186H72V188L70 187V188H68V187H65V188H67L68 190H69V192H68V190L67 189H65L64 188V185L65 186H67L68 184H67V182ZM123 181V183H121ZM124 181H126V184H125V182ZM132 181V182H131ZM134 181H136V182H134ZM139 181V182H138ZM176 182L177 183V185H172V183L171 182ZM107 182V184H104V183H106ZM146 183V185L144 184V183ZM208 182H205V183H208ZM8 183H10V181L8 182ZM7 183V184H8ZM40 183H44V184H40ZM59 183V184H58ZM62 183L64 184V185H62ZM67 185H66V184ZM84 183H85V185H84ZM116 183H117V185H116ZM119 183H120V185L122 186H120L119 185ZM140 183H143V184H140ZM43 185V188H42V186H40V187H38L39 185ZM148 184H150V185H148ZM152 184V185H151ZM26 185V184H25ZM30 185H33V186H30ZM38 185V186H37ZM49 187H48V186ZM100 185V186H99ZM104 187V188H102V186ZM125 185V186H124ZM141 185L142 186H148L147 188L145 187H141ZM154 185H155V183H154ZM98 186H99V188H98ZM117 186V187H116ZM138 186H140V188L138 187ZM157 186H155V188L157 187ZM177 186V187H176ZM229 186V185H228ZM45 187V188H44ZM83 187H85V188H83ZM87 187V188H86ZM94 189H96V190H93L92 188ZM121 187V188H120ZM123 187H125V189H123ZM128 187V189H126ZM246 186H244L243 188H244V190H242L243 191V193H242V191H241V193L242 194H238V197L239 198H244V196L245 197H249V195L250 194H248L251 190H252V187H246L247 188V190L245 191V188ZM89 188H91V189H89ZM122 190V191H120V189ZM138 188H139V190H138ZM142 188V189H141ZM166 188H165V190H166ZM228 188H230V186L228 187ZM227 187H223V188H221V190L223 191L222 192V195H220V198L222 199V200H224V202H225V199L227 198V196H226V194L228 193V195H229V193H230V189H228ZM251 189L250 191H249V189ZM34 189H32V190H34ZM64 189V191H62ZM72 189V190H71ZM91 191V194H89V190ZM100 189H102V190H100ZM106 189V193L108 194V191H109V189H110V191H109V195H107L105 192H104V190ZM132 191V193H134L135 191H134V189L136 190V192L137 193H134V195L133 194H131V191ZM145 189H147V190H145ZM242 188H240V190H241ZM62 192H61V191ZM66 190V191H65ZM70 190H71V193H70ZM82 190V191H83ZM98 190H99V192H98ZM145 190V191H144ZM73 191V192H72ZM89 191V192H88ZM94 191H96V192H94ZM115 191V192H114ZM129 191H130V193H129ZM149 191H150V194H149ZM158 191V192H157ZM64 192V193H63ZM102 192H104L108 197H106L105 196V194H103ZM124 192V193H123ZM127 192V193H126ZM138 192H139V194H138ZM142 192V193H141ZM143 192H144V194H143ZM145 192H147V194L148 195H150V196H148L147 194L145 195ZM167 192V193H166ZM39 193V194H38ZM65 193H67V194H65ZM98 193H99V197H98ZM129 193V194H128ZM155 193V194H154ZM41 194V195H40ZM75 194L77 195H80V196H83L82 198L80 197L79 198V196H75ZM95 194V195H94ZM104 195L103 197H106V198H104V200H103V198H102V196L101 195ZM122 194H126V196L128 197V199H130L129 197H131V195H132V199H130L131 200V202L130 201H127L128 199H126V196L121 200V197H123V195ZM128 194V195H127ZM131 194V195H130ZM223 194L226 196V197H224L223 196ZM34 195V196H33ZM62 195V196H61ZM97 195V196H96ZM172 195V196H171ZM246 195H248V196H246ZM44 196H46V199H45V197ZM50 198H53V197H55V199H56V201L54 200L53 202H52V200L54 199H48L49 197ZM64 196V197H63ZM90 196V198H89V200L87 199V198H85V197H89ZM94 198L95 196H96V199L98 200V202H100L101 200H103L102 201V205L103 204H105L106 202V205L109 207V209L111 208V205H112V203H114L113 204V206L115 207L116 205H118L119 203H122V204H119L118 206H116L114 209L113 208H111L110 210H108L107 208L105 209V211H107L108 210V212H109V214H108V212L107 213H105V215H103V216H101L102 215V213H104V211L102 212V210L105 208L104 207V205H103V208L101 207V204L99 203V206L101 207V212L99 213V208H98V210H97V212L100 214H98L97 212L95 213V218H93L92 217V208L94 209H96L97 208V206H98V204H96L97 202V200L94 198H92V197ZM134 196V197H133ZM143 196H144V198L145 199H140L141 197L143 198ZM148 196V197H147ZM155 196L156 197H158L157 199H155ZM223 196V197H222ZM242 196V197H241ZM62 197V198H61ZM72 197V198H71ZM76 197V198H75ZM112 197H114V199H112ZM119 197V198H118ZM140 197V198H139ZM167 198L165 201L167 202H164V200H159L160 198ZM229 197V196H228ZM35 198V199H34ZM91 198H92V200H96V201H91ZM101 200H100V199ZM107 198H108V200L111 202L112 200H114V201H112V203H110L109 201H107ZM149 198H150V201H152L151 202V205L149 204L150 203V201H149ZM151 198H153L152 200H151ZM60 199V200H59ZM91 203L92 202V204H91V207H89L90 205H89V202L87 201V200ZM105 199H106V201H105ZM120 199V200H119ZM134 199V201H132ZM137 199L138 200H140V201H137ZM194 199V198H193ZM38 201L40 204H41V206H40V204L37 202H35V201ZM47 200H49V201H47ZM117 200H118V202H117ZM144 201V203H143V201ZM47 201V202H46ZM58 201H62V202H64V203H62V205L66 208V209H64V207L63 206H60L61 205V202H58ZM85 201H87L86 203H85ZM105 201V202H104ZM124 201H127V202H124ZM136 201V202H135ZM49 202V203H48ZM56 202V203H55ZM130 202V203H129ZM134 202V206L131 204V203H133ZM161 202V203H160ZM223 202V203H224ZM97 205V206H95V204ZM117 203V204H116ZM140 204V205H136V204ZM145 203H146V205H145ZM226 203V202H225ZM37 204H39V206L42 208V205H44V204H46V206H44L43 207V209H40V210H37V209H39L40 207H38L37 206ZM58 204V205H57ZM84 204V205H83ZM86 204V205H85ZM148 204H149V206H151V207H149L148 206ZM29 205H31V207L29 206ZM57 205V206H56ZM121 205V206H120ZM194 205V204H193ZM33 206V207H32ZM34 206H37L38 208H35ZM94 206V207H93ZM121 207V209L122 208H124L125 209V212H123L124 211V209H120V207ZM140 206H142V207H140ZM148 206V208H146ZM16 207H17V209H16ZM26 207V209H24ZM117 207H119V208H117ZM129 207V208H128ZM193 207V208H192ZM190 206V207H188L189 209L190 208H192V209H194V207L196 208V206ZM11 209V211L9 210V209ZM20 208H21V213L19 212V210H20ZM87 208V209H86ZM90 208V209H89ZM117 208V209H116ZM141 208H143V209H141ZM149 208H151V210L149 209ZM183 208H187L186 206L184 207V205H183ZM187 208V209H188ZM22 209H24V211L22 210ZM84 209V210H83ZM88 209H89V211H88ZM149 209V210H148ZM186 209V210H187ZM27 210V211H26ZM65 210V211H64ZM82 210V211H81ZM112 210V211H111ZM118 210L123 214H121V216L120 215H117V214H119V213H117L118 212ZM146 210V212H144ZM148 210V211H147ZM215 210H216V213L218 212V206H214V208H212V212L214 211L215 212ZM35 211V212H36ZM67 211V212H66ZM68 211H69V213H68ZM87 212V218L89 219V217H90V215H91V217H90V220H88L87 218H85L86 216H85V212ZM96 211V210H95ZM94 210H93V212H95ZM110 211H111V213H113V215L110 213ZM114 211V212H113ZM14 213V214H12V213ZM19 212V213H18ZM64 212H65V214H64ZM81 212V213H80ZM135 212H137V213H135ZM147 212H149V213H147ZM213 212V213H214ZM68 213V214H67ZM89 213H91V214H89ZM117 213V214H116ZM144 213H145V215H148L147 217L144 215ZM47 214H44V216L43 217H41V219H44V218H46L47 217ZM111 214V215H110ZM117 216H116V215ZM163 216H162V215ZM11 215V216H10ZM45 215H46V217H45ZM89 215V216H88ZM98 215H99V217H98ZM107 215H109V216H107ZM116 216V218H118V219H116L115 218V216ZM125 215V216H124ZM131 215V216H130ZM184 215H186V213H184L183 215H181V217L183 218L184 217ZM79 216L80 217H84V221H89V222H84L83 220H81V222L80 223H78V221L81 219H79ZM105 216V217H104ZM106 216H107V218H109L108 220H107V218H106ZM114 216V217H113ZM122 216H124V219L127 217V220L129 221V223H127L128 221L127 220H125V225L126 226H124V221H123V217ZM129 216V217H128ZM150 216V217H149ZM78 217V218H77ZM101 217H102V221H104L105 219H106V221H104V222H102L101 221ZM103 217H104V220H103ZM145 217V218H144ZM149 217V218H148ZM63 218H65V220H63ZM100 220H99V219ZM146 218H148V219H146ZM167 218H169V220L167 219ZM61 219L63 220L62 222H64V224H65V227H63L64 226V224L62 225V222H60L61 221ZM73 219H76V220H74V222H73V224H76L77 223V225H74L73 226V224H72V222H70L69 220H72L73 221ZM77 219H79V220H77ZM86 219V220H85ZM97 221V219H98V221L97 222H99V223H92L93 221H95V220ZM151 221H150V220ZM60 220V221H59ZM133 220V221H132ZM147 220V221H146ZM149 220V221H148ZM157 220L159 221V222H157ZM57 221H59L60 222V224H59V222H57ZM90 221H92V222H90ZM95 221V222H96ZM118 223H117V222ZM130 221H132V222H130ZM177 221V222H176ZM66 222V223H65ZM68 222V223H67ZM69 222L72 224V225H70L69 224ZM102 222V223H101ZM148 222V223H147ZM88 223V224H87ZM90 223V224H89ZM92 223V224H91ZM113 223H117L116 224V226H115V224H113ZM123 223V224H122ZM139 223V225L137 226V224ZM145 223H147V226H145ZM66 224H67V226H66ZM80 224H82L81 226H80ZM113 224V225H112ZM136 224V225H135ZM148 224H149V226H148ZM155 224V225H154ZM157 224H158V226H157ZM181 225V226H179V227H177L176 228V226H178V225ZM183 224V225H182ZM22 225H23V228H24V230H25V223L23 224L22 223ZM144 225V226H143ZM46 226V227H45ZM60 226H62L61 228H60ZM112 226H114V227H112ZM123 226H124V228H123ZM41 227H43V228H41ZM48 227V228H47ZM58 227V228H57ZM74 227V228H73ZM133 227L134 228H136V229H133ZM145 227H147V228H145ZM71 228H73V229H75V230H73V229H71ZM80 228V229H79ZM141 228V229H140ZM175 228H176V230H175ZM63 229V230H62ZM68 229V230H67ZM70 229V230H69ZM90 229V230H89ZM95 229V230H94ZM126 229V228H125ZM132 229V230H131ZM146 229V230H145ZM148 229V230H147ZM153 229H154V231H153ZM23 230V229H22ZM72 230V231H71ZM115 230V231H114ZM120 230V231H119ZM144 230V231H143ZM152 230V231H151ZM59 231H60V233H59ZM65 232V231H67V232H65V233H63V232ZM84 231V232H83ZM116 232V234H117V236H116V234L114 233V235H113V233L112 232ZM138 231V232H137ZM45 232V233H44ZM160 232V233H159ZM174 232H175V234H174ZM21 233H22V236H21ZM21 233H18V234H16L15 236H16V240H17V238H18V240L17 241H15V243H17V244H15V246H14V249H12L11 247V249H12V251H14V252H12L11 251V249L10 248H8L9 246H7L6 248H5V250H3V253H5L6 255H12V253L13 254H17V256L19 257H21V255H24V253L26 252V251H28V250H30V247H27V244H26V238H25V234L21 231ZM38 233V234H37ZM71 233V234H70ZM108 233V234H107ZM136 233V234H135ZM153 233V234H154ZM59 234H62V235H59ZM109 234L111 235V236H115L114 237V239H113V237H111V236H109ZM156 234V235H157ZM18 235H19V237H18ZM98 235V236H97ZM108 235V237H109V239H106V236ZM157 235V236H158ZM177 235V236H176ZM20 236H21V238H20ZM61 237H60V239H58V240H62V239H64V237L61 239ZM84 237H86V236H84ZM119 237V238H120ZM148 237V236H147ZM175 237V238H174ZM20 238V239H19ZM117 238V239H116ZM146 238V237H145ZM149 238V237H148ZM147 239V238H146ZM170 239V240H169ZM53 240H56V239H53ZM165 240L167 241V242H165ZM172 240V241H171ZM171 241V242H170ZM188 241H190V243L188 242ZM202 241V242H201ZM187 240V241H183V242H180V244L179 245H181L180 246V250H181V253H183V255H182V258H183V256H184V252L186 253V252H188V254H196V258H199V257H201V256H199L200 254L201 255H203V253L205 252V250H206V247L205 246H201V245H205V244H202L203 242L205 243V241L204 240ZM20 242H22L21 244H19ZM54 242V241H53ZM55 242H57V241H55ZM54 242V243H55ZM101 242L103 243V244H101ZM118 242V243H117ZM188 242V243H187ZM194 242V243H193ZM198 242H199V244H198ZM52 243V242H51ZM51 243L50 244H47V245H43L44 247H46V248H52V250H56L55 248H60L61 246L59 245V243L57 242L56 244H54V243H52V244H54L53 245V247H52V245H51ZM150 246H151V243L152 242H150V240L147 242ZM185 244L186 243V245H184V247H187V248H184V247H182L183 246V244ZM22 244H24V245H22ZM26 244V245H25ZM105 244H110V247L108 246V248H107V245H105ZM120 244V246H122ZM192 244V246H190ZM207 244V243H206ZM105 245V247H103ZM149 245H146V243H145V245L144 246H142L144 249H143V252H148L149 253V251H150V246ZM199 245H200V247H199ZM146 246H149L150 248H148V247H146ZM194 246V247H193ZM198 248V250H197V248ZM63 247H67V246H63ZM62 247V248H63ZM182 247V248H181ZM191 247H193V248H191ZM202 247V248H201ZM205 247V248H204ZM207 247H209V246H207ZM212 247V246H211ZM51 248H50V250H51ZM115 248V249H114ZM194 248L196 249L195 250V252H193L194 251ZM200 248V249H199ZM210 248V247H209ZM208 248V249H209ZM8 249H10V250H8ZM28 249V250H27ZM186 251H185V250ZM193 249V250H192ZM104 250V251H103ZM114 250V251H113ZM120 250L123 252H120ZM182 250H183V252H182ZM108 251V252H107ZM199 251H203V253H199ZM210 251V250H209ZM130 253V256H128V254L127 253ZM210 252H212V251H210ZM30 253V251L28 252V254ZM199 253V254H198ZM27 254V253H26ZM25 254V255H26ZM27 254V255H28ZM187 254V253H186ZM186 255L187 256V258L186 257H184V258H186V261H184L183 260V262H185V264H189L190 263V257H192V258H195V257H193V256H191V255ZM198 254V255H197ZM26 255V256H27ZM132 256V257H131ZM198 256V257H197ZM25 257V256H24ZM133 257H138L137 259L138 260H136V258H133ZM95 260H97V259H95ZM95 260H93V261H89V262H86L85 261V264H114V263H112V262H103L104 260H102L101 261V259H98L97 261H95ZM100 260V261H99ZM41 261V260H40ZM66 260H58V261H56V263H55V261H49V262H40V263H38V264H64V263H67V264H69V262L68 261H66ZM95 261V262H94ZM61 262V263H60ZM63 262V263H62ZM166 264H168V263H166Z\"/></svg>",
	"mask_w": 264,
	"mask_h": 264
},
{
	"label": "bare ground",
	"instance_id": "bare-ground-1",
	"mask_svg": "<svg viewBox=\"0 0 264 264\" xmlns=\"http://www.w3.org/2000/svg\"><path fill=\"white\" fill-rule=\"evenodd\" d=\"M0 1H2V0H0ZM19 1V0H18ZM17 0H16V2H18ZM45 1V0H44ZM48 1H50V0H48ZM47 0H46V3L48 2ZM56 1H58V0H55V1H53L54 2V4H56L57 2ZM69 1V0H68ZM73 1V0H72ZM81 1V0H80ZM98 2V0H95V2ZM100 1V0H99ZM102 1V0H101ZM100 1V2H101ZM104 1V0H103ZM106 1V0H105ZM126 1H128V0H126ZM125 1V2H126ZM132 1H136V0H132ZM139 1V0H138ZM145 1V0H144ZM143 1V2H144ZM146 1H148V0H146ZM167 1V0H166ZM168 1H170V0H168ZM167 1V2H168ZM173 1V0H172ZM175 1V0H174ZM174 1L172 2V3H174ZM182 0H179V2H181ZM197 1V0H196ZM196 1H194L195 3H196ZM220 1V0H219ZM222 1V0H221ZM224 1H226V0H224ZM230 1V0H229ZM234 1V0H233ZM240 1V0H239ZM242 1L243 0H241V3H242ZM261 1V0H260ZM6 2V1H5ZM8 3L10 2V5H11V1H7ZM21 2H23L22 0H21ZM87 3H88V1H86ZM100 2H98V3H100ZM137 2V1H136ZM167 2H165V3H167ZM176 2H178V0L176 1ZM237 1L235 0L234 2H233V4L234 3H236ZM244 2V1H243ZM1 3V2H0ZM8 3H7V5H8ZM18 3H20V2H18ZM17 3V4H18ZM34 3V2H33ZM37 3V2H36ZM41 3V2H40ZM40 3L37 5V4H35V6L37 5V6H39L40 5ZM43 3V2H42ZM41 3V4H42ZM45 3V2H44ZM42 4V5H45V4ZM73 3V2H72ZM86 3V4H87ZM102 3V2H101ZM104 3V2H103ZM129 4H130V2H128ZM128 3H124L125 4V6H127V4ZM135 3V2H134ZM140 3V2H139ZM138 3V4H139ZM146 3V2H145ZM195 3H194V5H195ZM201 3H203V2H200V8L202 9V6L203 5H201ZM206 3V2H205ZM220 3V2H219ZM225 3V2H224ZM224 3H222L223 4V6H221V7H223V10L225 9V7H227L228 5H226L225 7H224ZM231 3H232V1H231ZM245 3V2H244ZM243 3V4H244ZM15 3H13L12 5H14ZM48 4H49V2H48ZM48 4H47V6H48ZM58 4V3H57ZM64 4H65V2H64ZM78 4H80V2L78 3ZM104 4H106V2L104 3ZM121 4V6L123 5V1H122V3H120ZM147 4V3H146ZM169 4V3H168ZM168 4H166V5H168ZM197 4V3H196ZM204 4V3H203ZM229 4V3H228ZM255 4V3H254ZM9 5V7H12V5L10 6ZM19 5V4H18ZM42 5H40L41 6V8H42ZM52 5V4H51ZM69 5H71V4H69ZM73 5H74V3H73ZM75 5H77L76 3H75ZM75 5H74V8H75ZM136 5V4H135ZM141 5V4H140ZM171 5V4H170ZM198 5V4H197ZM213 5V4H212ZM230 5V4H229ZM239 5V4H238ZM2 6V5H1ZM0 6V7H1ZM15 6V5H14ZM34 6V7H35ZM36 6V7H37ZM40 6H39V9H38V11L40 10ZM46 6V5H45ZM56 6V5H55ZM58 6H59V4H58ZM65 6V5H64ZM99 6V5H98ZM114 6V5H113ZM116 6V5H115ZM117 6H119V4L117 5ZM137 6V5H136ZM157 6V5H156ZM165 6V5H164ZM169 6V5H168ZM207 6L209 7V5L207 4ZM246 6H248L247 4H246ZM261 6V5H260ZM259 6V7H260ZM264 6V5H263ZM3 7V6H2ZM1 7V9L2 10H4V12H5V9L4 8H2ZM8 7V6H7ZM32 7H33V5H32ZM35 7V8H36ZM86 7H89V5L88 6H86ZM94 7H97V6H94ZM105 7V6H104ZM104 7L102 8V6L100 7V8H102L101 9V14L103 13L102 12V10L104 9ZM158 7V6H157ZM182 7H183V5H182ZM229 7V6H228ZM232 7V6H231ZM236 7V6H235ZM258 6L256 5L255 7H253L254 9L255 8H257ZM44 8V7H43ZM56 8V7H55ZM77 8V7H76ZM84 8V7H83ZM90 9H91V6L89 7ZM88 8V9H89ZM98 8V7H97ZM106 8V7H105ZM109 8V7H108ZM124 7L122 6V8H120V11H121V9H123ZM136 8V7H135ZM167 8V7H166ZM165 8V10H168V8L166 9ZM171 8L173 9V4H172V6H171ZM180 8H181V6H180ZM197 8V7H196ZM205 8V7H204ZM220 8V7H219ZM232 8H234V7H232ZM248 8V7H247ZM252 8V9H253ZM263 8V7H262ZM11 8H7V12H8V10H10ZM33 9V8H32ZM56 9H58V8H56ZM82 9V8H81ZM80 9V10H81ZM89 9V10H90ZM144 9V8H143ZM150 9V8H149ZM148 9V11L150 12V10H151V12H150V14L152 15V8L149 10ZM162 9V8H161ZM171 9V10H172ZM235 9V8H234ZM253 9V10H254ZM259 9H261V8H259ZM258 8H257V10H255V12H257L258 10H259ZM1 10V11H2ZM27 10H29V9H27ZM45 10H47V9H45ZM59 10H61L60 8L58 9V11ZM92 10V9H91ZM100 10V9H99ZM99 10H97V11H99ZM108 10V9H107ZM125 10V9H124ZM154 10H155V8H154ZM153 10V11H154ZM157 10V9H156ZM158 10H160V9H158ZM157 10V11H158ZM178 10V9H177ZM184 10H185V8H184ZM226 10H227V8H226ZM245 10V9H244ZM248 10H249V8H248ZM33 11H35V9H33ZM42 11V10H41ZM48 11V10H47ZM73 11H74V9H73ZM88 11V10H87ZM86 11V9H85V11L84 12H87ZM94 11H96V9H94V10H92V13H91V11H90V13L89 14H91L90 16H93V12ZM104 11V10H103ZM106 11V10H105ZM109 11V10H108ZM111 11V10H110ZM126 11V10H125ZM208 11V9L206 8V9H202L201 10V16H199V17H202V15L203 14H205L206 12ZM229 10H227V12H228ZM240 11H243V10H240ZM239 11V12H240ZM49 12V11H48ZM48 12H44V14L43 15H45V13L47 14ZM63 12H65V11H63ZM70 12V11H69ZM80 12V11H79ZM83 12V13H84ZM112 12V13H111ZM110 13H111V15H107V18H111L110 16H112V18H113V11H111ZM118 13H120L119 12V10L117 11ZM146 12H147V9H146ZM167 12H169L170 13V11L168 10ZM173 12H174V9H173ZM193 12V11H192ZM209 12V11H208ZM207 12V13H208ZM239 12H237V13H239ZM9 13V12H8ZM33 13V12H32ZM38 13V12H37ZM41 14H42V12H40ZM52 13V12H51ZM50 13V14H51ZM54 13V12H53ZM122 13H123V15H124V12L123 11H121V16H118V19L120 18V17H122ZM163 13H165L164 11H163ZM183 13V12H182ZM189 13H190V10H189ZM196 13V12H195ZM216 13V12H215ZM221 13L223 14V12L221 11ZM235 13V12H234ZM6 14V12L4 13V15ZM36 13L34 12L33 13V15H35ZM55 14H57V13H55ZM55 14H53V16H55ZM73 15L75 14V13H72ZM81 14V13H80ZM80 14H78L79 16H80V18H81V16H82V18H83V16L85 15V16H88L89 14H86V13H84V15L82 14V15H80ZM101 14H100V16H101ZM115 14V13H114ZM128 14V13H127ZM158 14H160L159 12H158ZM168 14V13H167ZM183 14H186V13H183ZM219 14V13H218ZM222 14L220 15V17H222ZM229 14H231L230 13V11H229ZM3 15V16H4ZM37 15H39V14H37ZM52 15V14H51ZM77 15V16H78ZM94 15H96V14H94ZM115 15H117V14H115ZM180 15V14H179ZM178 15V16H179ZM191 15V14H190ZM190 15H188V14H186V17L187 16H190ZM227 16H228V14H226ZM240 15V14H239ZM242 15V14H241ZM6 16V15H5ZM32 16V15H31ZM31 16H29L30 18H31ZM42 16V15H41ZM78 16V17H79ZM84 16V17H85ZM90 16H88V18L90 17ZM144 16H146V15H144ZM183 16V15H182ZM231 16V15H230ZM229 16V17H230ZM242 16H244V17H242ZM241 16V18H244V19H246V18H248V16L245 18V15H242ZM33 17V16H32ZM38 17V16H37ZM47 17V16H46ZM49 17V16H48ZM58 17V16H57ZM56 17V18H57ZM98 17V16H97ZM151 17H153V15L151 16ZM170 17V16H169ZM180 17H181V15H180ZM180 17L178 18L179 20H180ZM204 17V16H203ZM239 18H240V16H238ZM4 18V17H3ZM30 18H27V19H30ZM41 17H40V15H39V18H38V20L40 19ZM51 18V17H50ZM53 18H55V17H52L51 19H53ZM55 18V19H56ZM81 18V19H82ZM87 18V17H86ZM85 18V24H86V21L88 20V18L86 19ZM91 18H93V17H91ZM100 18V17H99ZM98 18V19H99ZM106 18V17H105ZM142 18H144V17H142ZM146 18H147V16H146ZM159 18V17H158ZM182 18V17H181ZM184 18H185V16H184ZM240 18V19H241ZM251 18V20H250V22H249V24L251 23V21L253 22V24H254V26H255V24H256V26H258V24L257 23H259V22H262V23H259V25H263V19H264V13H263V15L261 14L259 17L257 16V18H254V17H250ZM249 18V19H250ZM33 19V18H32ZM43 19V18H42ZM42 19H40V21L42 20ZM114 19H116L115 17H114ZM145 19V18H144ZM144 19H143V23L144 22H146L147 20H145L144 21ZM156 18H154L153 20H155ZM163 19V18H162ZM171 19H173L172 17H171ZM175 19V18H174ZM233 19V18H232ZM236 19V18H235ZM243 19V20H244ZM262 19V20H261ZM5 20V19H4ZM7 20H8V17H7ZM19 20H21V19H19ZM23 20V19H22ZM21 20V21H22ZM34 21H36L35 19H33ZM45 20V19H44ZM50 20V19H49ZM66 20V19H65ZM70 20V18H67V22ZM78 20H79V18H78ZM77 19L75 20L74 19V21L76 22V21H78ZM90 20V19H89ZM110 20H112V19H110ZM109 20V21H110ZM120 20H121V18H120ZM150 20V19H149ZM165 20V19H164ZM182 21L184 20V19H181ZM242 20V19H241ZM247 21H249L248 19H246ZM242 21V22H245L246 23V25H247V27L248 26H250L249 24H247V21ZM260 20V21H259ZM3 21V20H2ZM20 21V22H21ZM26 21V20H25ZM24 21V22H25ZM31 21V20H30ZM30 21H28V23L30 22ZM40 21H37V22H40ZM53 21V20H52ZM55 21H57L58 22V19H56ZM53 22V24H55L56 22ZM83 21V20H82ZM99 21H101L100 19H99ZM117 20H114L113 21V23L114 22H116ZM137 22H138V20H136ZM142 21V20H141ZM160 21V20H159ZM257 23H256V22ZM18 22V21H17ZM17 22L15 21V23H16V27H17ZM46 22H48V18H47V20L45 21V23ZM70 22H72L73 23V20L72 21H70ZM75 22H74V24H75ZM79 22H81V20L79 21ZM88 23H89V21H87ZM90 22H91V20H90ZM104 22H105V19H104ZM117 22H119V21H117ZM122 22V21H121ZM139 22H140V19H139ZM153 22L154 21H152L151 22V25L153 24ZM156 22H157V20H156ZM162 22V21H161ZM161 22H159V23H161ZM179 22H181V21H179ZM221 22H223V21H221ZM232 22H233V20H232ZM236 21H234V25L235 24H237L238 25V23L236 22ZM255 22V23H254ZM7 23V25L8 24H13L12 22H10V23H8V22H6ZM5 23V24H6ZM19 23V22H18ZM28 23H25V24H28ZM32 23H34V22H32ZM42 23H43V21H42ZM59 23V25H60V23H63V22H58ZM57 23V24H58ZM78 23V22H77ZM87 23V24H88ZM92 23H94V22H91V24ZM113 23H112V25H113ZM134 24V22H131V24ZM136 23V22H135ZM147 23H149V22H146V25H148ZM164 24H165V22H163ZM162 23V24H163ZM183 23H184V21H183ZM194 23V22H193ZM226 23V22H225ZM228 23V22H227ZM244 23V24H245ZM22 25H23V23H21ZM35 24H37V23H35ZM34 24V25H35ZM39 24H41V23H39ZM64 24H66L65 23V21H64V23H63V27H64ZM69 24V23H68ZM73 24V25H74ZM83 24H84V22H83ZM91 24H88V25H90L91 26ZM100 24H103V21H101V23ZM107 24V23H106ZM121 24V23H120ZM120 24H119V26H120ZM154 24H155V22H154ZM153 24V25H154ZM158 24V23H157ZM170 24V23H169ZM222 25H223V23H221ZM233 24V23H232ZM252 24V25H253ZM6 25V26H7ZM72 25V24H71ZM87 25V26H88ZM108 26H110L109 27V30L107 29V27L108 26H106L105 24H104V26H106V27H103V29L105 28L106 30H108V31H106L108 34H110V33H112V32H110L111 30H110V28H111V23H110V25L109 24H107ZM140 25V23L138 24L137 23V27H140L139 26ZM150 25V24H149ZM148 25V26H149ZM167 25V24H166ZM166 25H165V27H166ZM171 25V26H170ZM169 25V28L171 29L172 27H173V23H171ZM218 25V24H217ZM217 25H216V27H217ZM221 25V26H222ZM246 25H245V27H246ZM251 25V26H252ZM262 25H261V27H262ZM1 26H3V24H0V27ZM25 26V25H24ZM27 26H29V25H27ZM36 26H38V24L37 25H35V27ZM53 26V25H52ZM51 26V27H52ZM56 26H58V25H56ZM85 27H86V25H84ZM89 26V27H90ZM114 26H116V23H115V25ZM148 26H146V27H148ZM177 26V25H176ZM179 26V25H178ZM178 26L177 27H174L173 29V31L175 32V30L176 29H178ZM183 26V25H182ZM190 26V25H189ZM219 26H220V24H219ZM256 26H255V28H254V32L252 33V34H254L255 32H257V29L258 28H256ZM35 27H32V28H35ZM54 27H55V25H54ZM59 27V26H58ZM67 27V26H66ZM82 27V26H81ZM145 27V26H144ZM165 27H163V28H165ZM245 28V29H247V30H249L248 28ZM253 27V26H252ZM252 27H250V29H252ZM5 27H3L2 29H4ZM13 28V27H12ZM18 28V27H17ZM20 28H22L21 26H20ZM31 28V27H30ZM43 28H45V27H43ZM48 28H50V27H48ZM83 28L84 27H82V30H83ZM113 28V27H112ZM141 28V27H140ZM140 28L138 29V30H140ZM152 28H153V26H152ZM182 28V27H181ZM180 28V29H181ZM195 28H196V26H195ZM201 28V27H200ZM244 28V27H243ZM262 28H264V26L262 27ZM6 29V28H5ZM41 29L42 28H40L39 29V31H40V33H41ZM52 29H54L53 27H52ZM72 29V28H71ZM78 29V28H77ZM117 29H118V27H117ZM137 29V28H136ZM143 30L144 29H146V28H142ZM141 29V30H142ZM149 29V28H148ZM148 29H146V30H148ZM185 29V28H184ZM218 29V28H217ZM217 29H213L214 31L213 32H216L217 31ZM242 29V28H241ZM7 30V29H6ZM62 30L64 31L65 30V28H60L59 29V32L61 33L60 34V36L59 35H57L58 37H60L61 38V36H62V33H65L66 34V32H62ZM74 30H76V28L74 29ZM81 30V29H80ZM79 29L77 30V32H75V34H77V33H79V31H80ZM119 30H121L122 31V29H119ZM131 30H133L132 29V27H131ZM137 30V31H138ZM142 30V32H144L145 31V33H146V35H147V32H146V30H144L143 31ZM151 28H150V30H149V32H150V35L148 34V36H151ZM153 30H157L158 31V29L157 28H155V29H153ZM161 29H159V33H158V35L159 34H161L160 32H162V31H160ZM188 30V29H187ZM187 30H182L181 29V31L183 32V33H181L183 36L184 35H187L188 33H185L184 31H187ZM205 30V29H204ZM203 30V31H204ZM216 30V31H215ZM247 30H245V33H243V31H242V33H243V36L246 34V35H248V33H246L247 32ZM264 30V29H263ZM13 31V30H12ZM21 31V30H20ZM19 31V32H20ZM38 31V30H37ZM36 31V32H37ZM38 31V32H39ZM50 31V30H49ZM48 31V32H49ZM56 31V30H55ZM55 31H53V33H55ZM73 31V30H72ZM87 31V30H86ZM90 31V30H89ZM101 31V30H100ZM114 29H113V33H114ZM135 31V30H134ZM170 31H172V29L170 30ZM169 31V32H170ZM202 31V30H201ZM203 31L201 32L202 33V35H204L203 34ZM207 31V30H206ZM16 32H18V31H15V32H13L14 34L16 33ZM18 32V33H19ZM22 32H26V31H24V30H22ZM28 32V31H27ZM26 32V33H27ZM31 31H29L28 33H30ZM45 32H47V30L45 31ZM51 32H52V30H51ZM57 32H58V30L56 31V34H57ZM58 32V33H59ZM74 32V31H73ZM81 32V31H80ZM85 32V31H84ZM90 32H92V31H90ZM90 32H89V34H90ZM94 32H95V30H94ZM165 32V31H164ZM179 32H180V30H179ZM189 32V31H188ZM192 32H194L193 30H192ZM192 32L190 33V34H192ZM196 32V31H195ZM198 32V31H197ZM196 32V33H197ZM209 32H212V31H209ZM221 32V31H220ZM259 32H260V30L258 31V34H259ZM2 33H3V30H2ZM12 33V32H11ZM17 33V35H20V34H18ZM25 33V34H26ZM32 34H33V32H31ZM34 33H35V31H34ZM39 33V34H40ZM68 33V32H67ZM82 33V32H81ZM88 33V32H87ZM107 33H105V34H107ZM134 33V32H133ZM136 33V32H135ZM134 33V34H135ZM139 33H140V31H139ZM157 33H155V34H157ZM199 33V32H198ZM217 33H219V31L217 32ZM0 34H1V32H0ZM14 34H9L10 36H12V35H14ZM23 34V33H22ZM32 34H30V35H32ZM38 34V35H39ZM41 34H43V33H41ZM40 34V35H41ZM92 34V33H91ZM95 35H96V33H94ZM115 34H117V33H115ZM138 34V33H137ZM152 34H154L153 32H152ZM180 34V33H179ZM251 34V35H252ZM8 35V36H9ZM34 35V34H33ZM50 35V34H49ZM71 34H69V36H70ZM88 35V34H87ZM87 35H86V38H88L87 37ZM98 35V34H97ZM96 35V36H97ZM101 35H102V33H101ZM110 35H112V37L114 36V34H110ZM118 35V34H117ZM141 36H140V38L142 37V36H145L144 35V33H143V35L142 34H140ZM161 35H163V34H161ZM176 35V34H175ZM193 35V34H192ZM194 35H196V34H194ZM211 35V34H210ZM250 35V34H249ZM251 35H250V37H251ZM260 36L262 35L261 33L259 34ZM9 36V37H10ZM21 36V35H20ZM23 36H26V35H23ZM36 37H37V35H35ZM35 36H33V37H35ZM45 36H47L46 34H45ZM54 36V35H53ZM64 36V35H63ZM62 36V37H63ZM69 36H67V34H66V37L64 36V38H67V37H69ZM73 35H71V37H72ZM84 36V35H83ZM105 36V35H104ZM106 36H108V35H106ZM119 37H120V35H118ZM117 36V37H118ZM139 36V35H138ZM240 36H242V34L240 35ZM242 36V37H243ZM257 35L255 34V35H253V37H256ZM263 36H264V33H263ZM262 36V37H263ZM4 37V36H3ZM3 37H0V38H2L1 40L3 41ZM6 37H7V35H6ZM8 37V38H9ZM22 37V36H21ZM26 37H28V36H26ZM39 37V36H38ZM41 37V36H40ZM51 37V36H50ZM56 37V36H55ZM54 37V38H55ZM100 38L102 37V39H103V36H99ZM117 37H114V39L116 40L117 39ZM118 37V38H119ZM122 37H123V35H122ZM152 37H153V35H152ZM152 37H150V39L152 38ZM163 38H164V36H162ZM190 37V36H189ZM192 38H190V39H193V37L194 36H191ZM222 37V36H221ZM239 37V36H238ZM245 37V36H244ZM250 37H249V40H251L252 39V37H251V39H250ZM257 37H259V36H257ZM8 38H6V39H8ZM45 38V37H44ZM47 39L49 38L48 36L46 37ZM64 38H61V41L64 39ZM80 38H84V37H81L80 36ZM92 38V40L93 39H98V36L95 38V36L94 37H91ZM91 38H88V40L89 39H91ZM99 38V39H100ZM124 38V37H123ZM122 38V39H123ZM157 39H161V37L160 38H158V37H156ZM154 39V40H157V39ZM181 38H183L182 36H181ZM197 38V37H196ZM219 38V37H218ZM233 38V37H232ZM231 38V39H232ZM237 38V37H236ZM240 38V37H239ZM247 38V37H246ZM245 38V39H246ZM38 39H41V38H37L36 40L38 41ZM47 39H44V41L46 40L47 41ZM52 39V38H51ZM56 39H58V42H59V38H56ZM73 39V38H72ZM77 39V38H76ZM78 39H79V37H78ZM109 39L110 38H108V41H109ZM113 39V40H114ZM145 39V38H144ZM149 39V40H150ZM174 39H176V40H178L179 38H174ZM195 39V38H194ZM193 39V40H194ZM203 40H204V38H202ZM241 39V38H240ZM244 39V40H245ZM255 39V38H254ZM1 40H0V42H1ZM19 39H17L16 41H18ZM36 40H34V41H36ZM49 40V39H48ZM54 40V39H53ZM67 40V39H66ZM66 40H65V42H66ZM69 40V39H68ZM67 40V41H68ZM71 40V39H70ZM69 40V41H70ZM74 40V39H73ZM80 40V39H79ZM118 40H120V39H118ZM127 40H128V38H127ZM134 40V39H133ZM146 40H148V39H146ZM164 40V39H163ZM179 40H182V41H185L184 39H179ZM232 40H235V39H232ZM247 40V39H246ZM248 40V41H249ZM261 40H263V39H261ZM5 41V40H4ZM23 42L24 41H26V40H22ZM28 41H32V40H27V43H30V42H28ZM40 41H43V38H42V40H39L38 42H40ZM45 41V42H46ZM68 41V42H69ZM84 41H86V40H84ZM84 41H80V42H84ZM100 41V40H99ZM103 41H104V39H103ZM125 41H126V37H125ZM124 41V42H125ZM151 41V40H150ZM188 41V40H187ZM216 41V40H215ZM241 42V40H236V41H234V42ZM264 41V40H263ZM20 42V41H19ZM45 42H43L44 44H45ZM51 42V41H50ZM57 42V43H58ZM64 42V43H65ZM73 42V41H72ZM71 42V43H72ZM110 42V41H109ZM109 42H107L106 44L108 45V44H110ZM128 42V41H127ZM173 42V40L171 41V43ZM181 43V41H178V43ZM202 42V41H201ZM200 42V43H201ZM203 42H206L205 40L203 41ZM243 42V41H242ZM247 42V41H246ZM253 42V41H252ZM254 42H255V40H254ZM8 43H11V42H8ZM15 43V42H14ZM22 43V42H21ZM34 44L32 45V46H34V48H35V45L36 44H38V43H36V42H33ZM36 43V44H35ZM48 43V42H47ZM56 43V42H55ZM56 43V44H57ZM63 43V44H64ZM75 43V42H74ZM74 43H72V44H74ZM119 43H120V41H119ZM118 43V44H119ZM122 43V45H123V41L121 42ZM126 43V42H125ZM124 43V45L123 46H121V47H117V45H116V47H113L112 46V49H114V48H122V49H120L121 50V52L123 51V49L125 48L124 46H126V48H127V46H128V48H129V43L126 45ZM148 44H149V42H147ZM147 43H145L146 45H147ZM155 43H157V41H155L154 43L152 42V44H155ZM207 44H208V46H210L209 45V43L208 42H206ZM205 43V44H206ZM213 43V42H212ZM215 43V42H214ZM244 43V42H243ZM250 43H251V41H249V44H247L248 46L250 45ZM60 45V42H59V45L60 46H64L65 48L67 47V45H66V43H65V45ZM86 44H88V42H85V45ZM95 44V43H94ZM97 44V43H96ZM95 44V45H96ZM113 44V43H112ZM144 44V45H145ZM169 45H167V47L168 46H170V42L168 43ZM173 44H176V42L175 43H173ZM173 44H171V46L173 45ZM198 44V43H197ZM202 44V43H201ZM200 44V45H201ZM227 44V43H226ZM235 44H238V43H235ZM240 44V43H239ZM242 44V43H241ZM258 44V43H257ZM19 45H20V43H19ZM18 45V46H19ZM23 45V44H22ZM27 45V44H26ZM39 45V44H38ZM38 45H37V47H38ZM40 45H43L42 43L40 44ZM58 45V46H59ZM88 45H90V44H88ZM98 45V44H97ZM100 45H102V44H100ZM105 44L103 43V46H104ZM111 45V44H110ZM120 45V44H119ZM132 45V44H131ZM140 45H141V43H140ZM145 45V46H146ZM199 45V44H198ZM199 45V46H200ZM243 45V47H244V44H242ZM242 45H239L240 46V48L242 47ZM246 45V44H245ZM6 45H4V47H5ZM9 45L7 44V46L6 47H8ZM31 46V45H30ZM57 46V47H58ZM80 46V45H79ZM90 46H92V45H90ZM99 46V45H98ZM101 47V48H104V47ZM137 46V45H136ZM143 46V45H142ZM142 46H139L138 48H133V47H135V46H130V48L131 49H128V50H130V53H131V51H137V53H138V51H139V53H140V47L143 49L141 52H143V51H145L147 48L146 47H148V46H144V48L142 47ZM152 46H154V45H152ZM151 46V47H152ZM196 46V45H195ZM198 46V47H199ZM202 46V45H201ZM213 46H215V44L213 45ZM217 46V45H216ZM235 46H237V45H235ZM259 46V48H260V46L261 45H257V47ZM264 46V45H263ZM21 47V46H20ZM25 47V46H24ZM40 47V46H39ZM38 47V50L40 49ZM54 47V49H57L55 46H53ZM68 47L70 48V50H75L74 48L73 49H71V47L68 45ZM67 47V48H68ZM75 47V46H74ZM88 47V46H87ZM96 47L97 46H95L94 48L96 49ZM110 47L111 46H109V49H110ZM150 47V46H149ZM192 47V46H191ZM223 47L224 48H226L227 49V47H225V46H218L215 50V53L218 51H220L221 49H223ZM238 47V46H237ZM247 47V46H246ZM1 48H3V47H0V49ZM11 48H13L12 46H11ZM26 48V47H25ZM48 48V47H47ZM80 48V47H79ZM93 48V49H94ZM101 48L99 47V50L101 51ZM108 48V47H107ZM132 48H133V50H132ZM194 48V47H193ZM197 48V47H196ZM196 48L194 49V51H196ZM210 48V47H209ZM239 48V47H238ZM237 48V49H238ZM259 48H257V49H259ZM15 49H17V48H15ZM26 49H28V48H26ZM43 49V48H42ZM51 49H52V47H51ZM53 49V51H56V50H54ZM77 49V48H76ZM89 49H91V47L89 48ZM88 49V50H89ZM98 49V48H97ZM96 49V50H97ZM111 49V51H109V53H111L112 51H113V53H115V51L114 50H112ZM139 49V50H138ZM149 49V48H148ZM243 49V48H242ZM247 49V48H246ZM2 50V49H1ZM0 50V51H1ZM14 50V49H13ZM13 50H12V52H13ZM19 50H21V49H19ZM33 49H31V51H32ZM46 50V49H45ZM58 53L60 54V49L58 48ZM62 50V49H61ZM92 50V49H91ZM106 49H104V51H103V49H102V51L103 52H106L105 51ZM189 50V49H188ZM203 50H205V49H203ZM229 50H235L234 48H232V47H229ZM241 50V49H240ZM240 50H239V52H240ZM256 50V49H255ZM2 51H5L4 49L2 50ZM6 51H8V50H6ZM15 51V50H14ZM23 50H21V52H22ZM26 51V50H25ZM36 51V50H35ZM41 51V50H40ZM52 51V50H51ZM63 51H67V50H63ZM69 51V50H68ZM68 51H67V53H68ZM75 51H77L78 52V49L77 50H75ZM98 51V50H97ZM100 51H98V52H100ZM116 51H117V49H116ZM126 53H129V51H127V50H124ZM190 51V50H189ZM202 51V50H201ZM209 51H210V49H209ZM208 51V52H209ZM242 51V50H241ZM253 51V50H252ZM257 51L259 52L260 51V49L259 50H256V51H253V53L254 52H256L257 53ZM9 52H10V49H9ZM16 52V51H15ZM39 52V51H38ZM71 52V51H70ZM69 52V53H70ZM85 53H89V52H87V51H84ZM92 52H94V51H92ZM98 52H96V56L97 55H99V54H97ZM118 53H117V55L116 56H119V55H122L123 56V52L121 53V54H119L120 52L119 51H117ZM147 52V55L148 54H152V53H148V50L146 51ZM146 52H145V54H146ZM157 52V51H156ZM179 52V51H178ZM192 51H190V53H191ZM234 52V51H233ZM17 53V52H16ZM31 54H32V52H30ZM42 53V52H41ZM54 53V52H53ZM61 53H63V52H61ZM67 53H65L64 52V55L66 56L67 55ZM112 53V54H113ZM125 53V54H126ZM136 53V54H137ZM242 53H245V52H242ZM247 53V52H246ZM245 53V58L247 57V55H249V54H251V52H250V49H248V53L249 54H246ZM5 54V53H4ZM4 54H0L1 56H3ZM11 54V53H10ZM24 54H26V53H24ZM56 54H57V51L55 52V56H56ZM71 55L73 54V53H70ZM102 54V53H101ZM101 54H100V56H101ZM119 54V55H118ZM133 54V53H132ZM144 54V55H145ZM155 54V53H154ZM230 54V53H229ZM233 54V53H232ZM234 54H237V55H239L240 56V53L238 54L237 53V51L236 52H234ZM234 54H233V58H234ZM260 53H258V55H259ZM6 55V54H5ZM39 55V54H38ZM41 55V54H40ZM63 55V54H62ZM63 55V56H64ZM82 55H83V53H82ZM81 55V56H82ZM87 55V54H86ZM130 55V54H129ZM129 55H127V56H129ZM147 55H145L146 57H147ZM156 55V54H155ZM157 55H159L158 53H157ZM219 55H221L220 57H219ZM219 55H213V54H208V53H206V52H204L203 54H200L199 56L201 57V60L203 61V62H201V63H204V64H202V65H205L204 66V68L205 67H211L212 65H214V64H216V65H219L220 63V61L222 60L221 58L223 57V59H224V54H220V52H219ZM222 55H224V56H222ZM256 54H254V56H255ZM261 55V54H260ZM10 56V55H9ZM28 56V55H27ZM54 56V57H55ZM58 56L59 55H57V59H58ZM80 56V57H81ZM85 56V55H84ZM96 56H94V58L96 57ZM100 56H98L97 58H99V59H97V58H95V59H97V60H102V59H100ZM115 56V55H114ZM131 56V55H130ZM136 56V55H135ZM137 56H138V54H137ZM137 56H136V58H137ZM141 56H143V55H141ZM150 56H152V55H149V57ZM162 57H164V55L162 54L161 55ZM182 56V55H181ZM242 56H243V54H242ZM251 56H253V54H251ZM257 56V55H256ZM263 56H264V53H263ZM262 55H261V57H263ZM3 57H5V56H3ZM38 57V56H37ZM66 57H68L69 58V54H68V56H66ZM75 57V56H74ZM154 57V56H153ZM227 57H230L229 55H227ZM232 57H230V59L229 60H231V58ZM235 57H236V55H235ZM257 57H260V56H257ZM260 57V58H261ZM2 58V57H1ZM6 58V57H5ZM53 58V57H52ZM67 58V60H65V61H67L68 62V60H69V62H72L71 60H70V58L68 59ZM76 58H78V57H76ZM117 59H118V57H116ZM115 58V59H116ZM124 58V57H123ZM128 58H130V60H132V61H134V57H128ZM131 58H134V59H131ZM156 59V61H157V56L155 57ZM186 58V57H185ZM225 58H226V56H225ZM237 58V57H236ZM249 58H251L252 60H253V58L252 57H249ZM255 58V57H254ZM260 58H255V59H257V60H260ZM74 59V58H73ZM92 60H93V58H91ZM151 59H153L154 60V58H151ZM150 59V60H151ZM159 59H161V58H159ZM163 59V58H162ZM161 59V60H162ZM221 59V60H220ZM228 59V58H227ZM235 59V58H234ZM250 59V60H251ZM4 60V61H3ZM6 59H2V61L3 62H6L5 61ZM54 60V59H53ZM96 60V61H97ZM125 60V59H124ZM146 60H147V58H146ZM149 60V61H150ZM154 60V61H155ZM164 60H166L165 58H164ZM200 60V61H201ZM220 60V61H219ZM225 60V59H224ZM224 60H222L224 63L226 62V63H229L228 61H224ZM245 61H246V59H244ZM251 60V61H252ZM262 60H264V58L262 59ZM10 61H11V59H10ZM28 61V60H27ZM30 61H31V59H30ZM29 61V63H32V62H30ZM57 61V60H56ZM55 60H54V62H56ZM94 61V60H93ZM92 61V62H93ZM103 62H104V64L105 65H107V64H109L110 63V61H112V60H110L109 61V63H108V61H106L105 59H103L102 60ZM127 61V60H126ZM125 61V62H126ZM136 61V60H135ZM138 61V62H137ZM136 62L137 63H139V61H141V60H137ZM148 61V60H147ZM146 61V62H147ZM148 61V62H149ZM245 61H242L241 62V64L243 63V62H245ZM20 62H22V64L20 63ZM23 58H21V61H19L18 60V62H17V64H18V66L20 65L21 67H22V65H23ZM38 62V61H37ZM39 62H41V61H39ZM59 62V61H58ZM61 63H62V61H60ZM63 62H64V60H63ZM98 62V65L100 64L99 63V61H97ZM96 62V63H97ZM101 62V61H100ZM102 62V63H103ZM107 62V63H106ZM114 62H115V60H114ZM117 62V61H116ZM115 62V63H116ZM127 62H129V61H127ZM135 62V63H136ZM144 59L141 61V66L143 67V76L146 74L147 75V72L144 74V71H146L147 69V67H148V65H149V63H148V65L147 64H145V65H147V67L146 68H144ZM196 63H198L197 62V60L195 61ZM194 62V63H195ZM236 62H237V60H236ZM26 63V60H25V62H24V64ZM34 63H36V62H34ZM95 63V62H94ZM124 63V62H123ZM156 62H154V64H155ZM188 63V62H187ZM186 63V64H187ZM225 63V64H226ZM246 63H247V65H246ZM248 63H250V64H248ZM251 63H253V62H250L249 60L247 61V62H245V65L248 67V65H250L249 67H252L253 66V64L251 65ZM256 62H254V64H255ZM55 64V63H54ZM65 64V63H64ZM117 64V63H116ZM122 64V63H121ZM120 64V65H121ZM143 64V65H142ZM154 64H153V68L156 66V67H158V65H156L155 64V66H154ZM167 64H169V61H168V58H167ZM176 64H178V66H180V69L182 68H185L186 67V65H185V63H182V62H179V63H176ZM176 64H173L172 66H175ZM192 64V63H191ZM190 64V65H191ZM241 64H239V62L237 63V65H239V73H238V75L240 74V71H246L245 72V74H247V70H250V68H247L246 69V66L244 65V64H242L243 66H241ZM260 64V63H259ZM28 63H27V65L25 64V66H27L28 67ZM57 64H55V66H56ZM62 65H63V63H62ZM105 65H103V66H105ZM120 65H118V66H120ZM187 65H189V63L187 64ZM216 65L214 66V68L216 69ZM14 66H16V64L14 65ZM18 66H16V68H18ZM19 66V67H20ZM42 66L43 67H45L46 66V63H42ZM64 66V65H63ZM101 66V65H100ZM116 66V65H115ZM139 66H140V64H139ZM140 66V67H141ZM149 66H151V65H149ZM182 66V67H181ZM184 66V67H183ZM195 66V65H194ZM201 66V65H200ZM225 66H227L228 67V65L226 64ZM240 66H241V68L242 67H244L245 66V69L244 70H240ZM262 66V68L264 67L263 65H261ZM6 67V66H5ZM26 67V68H27ZM31 67V66H30ZM35 68V66H32V68ZM62 67V66H61ZM60 67V69H62ZM66 67V65L64 66V68ZM85 68H86V66H84ZM88 67V66H87ZM91 67V66H90ZM139 67V68H140ZM171 67V66H170ZM3 68V67H2ZM8 68V67H7ZM6 68V69H7ZM15 68V69H16ZM26 68H24L23 69V71L26 69ZM37 68V67H36ZM113 66H112V68H111V70L110 69H108L109 71H113ZM150 68V67H149ZM148 68V69H149ZM159 68V67H158ZM172 68V67H171ZM186 68H188V66L186 67ZM200 69L202 68V66L201 67H199ZM207 68V69H208ZM236 68V67H235ZM257 68V70H258V67H256ZM1 69V68H0ZM12 70H14V68L12 67L11 68ZM21 69V68H20ZM52 68H50V69H47V71L49 70H51ZM55 69V68H54ZM54 69H52V70H54ZM58 69V68H57ZM82 69H84V68H82ZM91 69H94V71H95V69H96V73H101L100 71L98 72V70H97V68H91ZM124 70H125V68H123ZM130 69V68H129ZM134 69V68H133ZM137 69H138V67H137ZM146 69V70H145ZM151 69V68H150ZM150 69H149V71L148 72H150ZM155 69V68H154ZM174 69V68H173ZM172 69V70H173ZM178 69V67L176 66V69H174L173 71L176 73V70ZM197 69H198V67H197ZM211 69V68H210ZM212 69H213V67H212ZM211 69V70H212ZM230 69H231V67H230ZM252 69V68H251ZM2 70H4V69H2ZM2 70H1V72H2ZM22 70V69H21ZM20 70V71H21ZM65 70V69H64ZM81 70V69H80ZM134 70H136V69H134ZM140 71L139 72H141L142 73V71H141V68L139 69ZM159 70H161V69H158V71ZM206 70V69H205ZM210 70V71H211ZM214 70V69H213ZM235 70H237V72H238V69L236 68ZM256 69H255V71H257ZM260 70V69H259ZM258 70V72H260ZM263 70H264V68H263ZM5 71V70H4ZM29 70H27L26 72H28ZM37 71H39V70H37ZM46 71V72H47ZM105 71V70H104ZM132 71V70H131ZM130 71V72H131ZM170 71H171V69H170ZM204 72V70L202 69L201 70V72ZM209 71V69L205 72V73H203V74H207V72ZM215 71V70H214ZM232 72H233V69L231 70ZM230 71V72H231ZM251 71H254V68H253V70H250L249 72H251ZM16 72H19V70H16ZM15 72V73H16ZM52 72V71H51ZM59 72V71H58ZM57 72V73H58ZM119 73H120V71H118ZM125 72V71H124ZM139 72H137V74L139 73ZM162 72V71H161ZM161 72H160V74L159 75H161ZM163 72H164V70H163ZM162 72V73H163ZM174 72H172V73H174ZM221 72V71H220ZM229 72V73H230ZM237 72L235 71V73L237 74ZM249 72H248V74H249ZM20 73V72H19ZM59 73H62V70H61V72H59ZM81 73H84L83 71H81ZM89 73H91L92 74V72L90 71ZM121 73H122V71H121ZM126 73V72H125ZM157 72H155V74H156ZM189 73V72H188ZM190 73H193V72H190ZM209 73V72H208ZM234 72L232 73V75L230 74V76H232L231 78H233V80L234 79H236L237 77V75L235 74ZM261 73H263V72H261ZM6 74V73H5ZM17 74V73H16ZM21 74H22V76H26V75H23V72L21 71ZM37 74V73H36ZM91 74H89L90 75V78H92V77H94V76H92ZM98 74H96V75H98ZM127 74V73H126ZM134 74V73H133ZM154 73H153V76H151V78H155V77H157V76H154L155 75ZM195 74V73H194ZM210 74V73H209ZM211 74H213L215 77L213 78V75H211ZM210 75H209V78H210V76H211V79L209 80L210 82H209V84H207L208 83V78H207V80L206 79H204V78H206V76H204V78H202L201 76H203L202 74H201V78H199V80L198 81H200V80H202V79H204V81L206 80V82H205V87L203 88V89H208V91L209 92H214V91H219L222 87L220 86V85H218L217 83L218 82H221V83H223L222 81H224L225 80V78H227V80H225L226 81V83H227V85H228V76L227 77H225L224 76V78H222V77H217V73L216 74H214V72L213 73H211ZM227 74V73H226ZM235 76H234V75ZM243 74V73H242ZM252 74V73H251ZM49 76L48 77H50V74H48ZM59 75V74H58ZM61 75V74H60ZM59 75V76H60ZM103 75H105V74H103ZM102 75V76H103ZM107 75V74H106ZM200 75V74H199ZM208 75V74H207ZM222 75V74H221ZM18 76V75H17ZM20 76V75H19ZM57 76V75H56ZM62 76H64V74L62 75ZM66 76V75H65ZM92 76V77H91ZM99 76V75H98ZM101 76V75H100ZM101 76V77H102ZM138 76V75H137ZM180 76H182L183 77V75H179V77ZM197 76V75H196ZM196 76H195V78H196ZM219 76V75H218ZM236 77V78H234V77ZM258 76H259V74H258ZM258 76H256L257 78H258ZM24 77H21V78H23L24 79ZM27 77V76H26ZM25 77V80H24V83L23 84H26L25 82H27V85H29L30 83L27 81V78ZM61 77V76H60ZM59 77V78H60ZM107 77H108V75H107ZM123 77V76H122ZM145 77V79L143 78V77H139V78H143L144 80H146L148 77H146V76H144ZM194 77V76H193ZM208 77V76H207ZM238 77H241L240 75L238 76ZM256 77H254V78H256ZM9 78V77H8ZM8 78L5 76V75H1V79H0V99L2 98V96L3 95H5V94H8L7 96H8V100H9V103H8V105H9V107L10 106H16V108H15V110L17 111V113H18V115L19 114H21V112H22V109H21V101L23 100V99H25V100H32V102H33V99H34V97H33V95L32 94H34V92H35V94L36 95H38V93H37V91H36V89H35V91L33 92V88H32V92L30 91L29 92V94L28 93H26L27 94V96H23V94H22V96L20 95H16V93H14L13 92V85H11L10 84V82L8 81ZM12 79H13V77H11ZM20 78V77H19ZM21 78H20V83L21 82H23V79L21 80ZM59 78L57 77L56 79L57 80H59ZM82 78H84V77H82ZM81 78V79H82ZM103 78V77H102ZM150 77H149V79H151ZM153 78V79H154ZM188 78H189V76H188ZM191 78V77H190ZM190 78H189V80H190ZM46 79V78H45ZM49 79V78H48ZM47 79V80H48ZM62 79V78H61ZM122 79V78H121ZM153 79H151V80H153ZM180 79V78H179ZM185 79H187V78H185ZM258 79H261V77L259 76V78ZM257 79V80H258ZM10 80V79H9ZM63 80V79H62ZM67 80V79H66ZM79 80H80V78H79ZM79 80H77V81H79ZM91 80V79H90ZM90 80H89V82H90ZM97 80H99L98 78L97 79H93V81L95 82V81H97ZM123 80V79H122ZM148 80V79H147ZM250 81H253V80H255V79H249ZM256 80V81H257ZM13 81H14V79H13ZM49 81V80H48ZM55 81V80H54ZM64 81V80H63ZM93 81H91V83L93 82ZM114 81V80H113ZM113 81H111V82H113ZM116 81V80H115ZM125 81V80H124ZM143 81V80H142ZM149 81V80H148ZM148 81H147V83H148ZM161 81V80H160ZM181 81H184V78H183V80H182V78H181ZM185 81H187V80H185ZM203 81V80H202ZM203 81V82H204ZM232 81V80H231ZM12 82V81H11ZM31 82V81H30ZM57 82V81H56ZM70 81L68 80V83H69ZM88 82V83H89ZM110 82V81H109ZM109 82H107L108 83V85H109ZM140 82H141V80H140ZM145 82L146 81H143V83L145 84ZM153 83H154V80L152 81ZM162 82V81H161ZM196 82H197V80H196ZM203 82H201L200 83V87H198V89H197V92L200 94L201 92H200V90L202 91V93H204V91L202 90V83ZM247 82V81H246ZM257 82H259V81H257ZM36 83V82H35ZM52 82H50L49 84H51ZM59 82H57L56 84H58ZM63 83V85H64V82H62ZM77 83V82H76ZM83 83V82H82ZM88 83L85 85V86H87L88 85ZM114 83V82H113ZM126 83V82H125ZM150 83V85L152 84L151 82H149ZM164 83V82H163ZM163 83H161V84H163ZM216 83V84H215ZM226 83H223V85L225 84L226 85ZM243 83H245V82H243ZM242 83V84H243ZM251 83H254V82H251ZM262 83H264V82H262ZM23 84H21V86L23 85ZM34 84V83H33ZM32 84V85H33ZM40 84V83H39ZM61 84V83H60ZM95 84H97L96 82H95ZM106 84V83H105ZM121 84V83H120ZM119 84V85H120ZM122 84H123V81H122ZM126 84H128V83H126ZM125 84V85H126ZM144 84H141V87H142V85H144ZM158 84V83H157ZM156 84V82H155V84H152L153 86L152 87H155L154 85H157ZM206 84H207V86H206ZM36 86H38L37 85V83L35 84ZM43 85V84H42ZM41 85V86H42ZM45 86H46V84H44ZM62 85V86H63ZM98 85V84H97ZM107 85V84H106ZM107 85V88L110 86H108ZM119 85H117V86H119ZM132 86H135V84H131ZM149 85V84H148ZM150 85H149V87H148V90L150 91L152 88H150ZM227 85H226V89H227ZM243 85H245L246 86V83L245 84H243ZM249 85H250V83H249ZM17 86V85H16ZM58 86H59V84H58ZM76 86V85H75ZM75 86H73L72 88H74ZM93 86V85H92ZM94 86H96V85H94ZM98 86H100L101 87V85H98ZM194 86H196V85H194ZM233 86H235V87H233ZM251 86V85H250ZM15 87V86H14ZM30 87H31V85H30ZM65 87H66V84H65ZM64 87V88H65ZM228 87H229V85H228ZM231 87H233V90L236 88V85H231ZM231 87H230V89L228 88L227 89V92H229V90H231ZM249 87V86H248ZM248 87H246V88H248ZM259 87H261V86H259ZM27 88H28V86H27ZM42 88H43V86H42ZM81 88H83L82 86H81ZM80 88V89H81ZM86 88V87H85ZM90 88V87H89ZM96 88V87H95ZM94 88V89H95ZM118 88H120L121 90H122V88L121 87H118ZM117 88V89H118ZM159 88V86H157V89ZM175 88H177V86H175ZM200 88V89H199ZM245 88V87H244ZM24 89V85H23V87H22V90ZM44 89V88H43ZM54 89V88H53ZM53 89H52V91H53ZM59 89L60 90H62L60 87H59ZM68 89V88H67ZM71 89V88H70ZM70 89H69V91H70ZM94 89H93V91H94ZM97 89H99V88H97ZM117 89L115 88L114 90H116V93H117ZM163 89H164V87H163ZM165 89H168V88H165ZM164 89V90H165ZM172 89V88H171ZM178 89H180V86H178ZM177 89V90H178ZM44 90H46V89H44ZM59 90V91H60ZM72 90V89H71ZM90 90V89H89ZM92 90V89H91ZM96 90V89H95ZM103 90H104V88H103ZM144 90H146V89H144ZM222 90V89H221ZM223 90H224V88H223ZM245 90V89H244ZM6 91H9V93H7ZM24 91H25V89H24ZM52 91H49V92H52ZM81 91H82V89H81ZM97 91V90H96ZM156 92H157V90H155ZM160 91H162L161 89H160ZM166 91V93H164V91H163V93L165 94V96H166V94H169V91L170 90H165ZM173 91H175V89L173 88ZM208 91H206V92H208ZM235 91V90H234ZM248 93L250 92L249 91V88H248ZM25 92H28V91H25ZM24 92V93H25ZM42 92V91H41ZM48 92V94H50ZM55 92H56V90H55ZM64 92V91H63ZM85 92H86V90H85ZM98 92V91H97ZM111 93H112V91H110ZM109 92V94L110 95H105L104 94V96H109V98H110V96H112L111 95V93ZM122 92H123V90H122ZM122 92H120V94L122 93ZM133 93H134V91H132ZM132 92H130L131 94H133ZM137 92V91H136ZM141 92V91H140ZM142 92H145V91H143L142 90ZM141 92V93H142ZM156 92H154V93H156ZM171 92V91H170ZM178 92V91H177ZM184 92V91H183ZM189 92H190V90H189ZM193 92H196V88L193 90L192 89V91H191V93H193ZM212 92V93H213ZM226 92V90L223 92V95H221L222 93H221V91H220V98L221 97H223V98H221L222 100H217L216 102H213V103H209L208 102V104H207V101L205 100V103L203 102V101H201L202 100V98H200V96H199V94H197L198 96H199V98H200V101H201V103L199 104V105H197V110L196 111H198L197 112V114H196V111H195V113H193V115L194 114H196L195 115V117H199V119H198V117L196 118V120L198 119L199 120V122H200V124H203L204 123V121H206V120H208V119H211V120H213V123H214V128H215V130H216V132H215V135H213V136H211V137H208V138H206L205 140H204V142L205 143H207L208 145H210L211 146V150H215L217 147H218V140H220L222 137H227L226 139H225V141H227V139H228V144L230 145V148L232 149V150H235V149H240V150H242V148H243V150H244V147L243 146H239V145H237L236 143L238 142V140L240 139V135H246L250 140V142H249V146L248 147H246L245 148V150L244 151H246V150H253V149H257V152H258V150H259V152H260V154L259 153H257V155H256V151H255V153H253L252 155H254L255 157H253L252 155H251V157H253L251 160H253V159H255L254 161H255V163H256V168L255 169H253L254 171H251L250 172V170H252V168H253V164H254V161H249L248 160V164H252V168H250V169H245V171L247 170V172H249V173H244V171H241V170H243V168H241L239 171H241V173H242V175H240L241 173H239L238 172V170H237V168L236 167H234V166H230V164L232 163V162H228L229 163V165L227 166H223V164L221 163V162H219L217 159L219 158L218 156H219V154H216V158L214 157V155H213V153H212V155L213 156H210V158H205V159H203L202 157H201V155H198V158L196 159V162H197V165H199V164H201L202 163V160H206V159H208L209 160V164H207V168L209 167V165H211L212 166V171L214 172V174H212V176L211 177H208V176H205L204 177V180L205 179H207V180H205V182H208V178H211V181L210 182H208V183H205L204 181H202L203 180V177L201 178L200 177V179H195V177H193L192 176V178L191 177H187L188 175L187 174H195V176L196 175H198V173H199V170H197V168L196 169H194V170H196L195 171V173H193L194 171H192V169H190V171H188L189 173H187L186 174V172L184 173V175L186 174V177H184V176H182L181 177V174H180V178H182V180H185L186 178L188 179H186L187 180V182H185V186L184 187H181V188H173V190L171 191V193H172V199L169 197L170 196V194H169V196L167 197V198H169V200H168V202L170 201V203H167L166 201V199L167 198H160L159 200L161 201V200H164V202H166L167 204L165 205L164 203L162 204L161 202V204H160V206L161 205H163L162 207H163V214L165 215V216H167V217H169V218H171V219H175V220H177L176 222L177 223H179V222H184L185 223V225L182 227L180 224L178 225V226H176V228L177 227H179V226H181V227H179V228H177V234H178V237H177V239L170 245V243L168 244V246H164V245H167V244H164V240L157 234L158 232L157 231H155L156 232V234L158 235H156L154 232V234L153 233H150V231L146 234V232H145V237L147 238H145V237H143L144 235L143 234H141L140 235V237L138 238H136V239H134L133 237H131L130 236V238H128L127 240H125V241H122V238L120 237V236H122L121 234V232L118 234V235H120V236H117V234H116V232H112L113 233V235H114V233L116 234V236L118 237V239H117V241L119 242V247H123V245L125 246V244H123L124 242H126L127 244H126V246H128L127 248H129L130 246H134V247H130L129 249H132V250H134V252L136 253V255L138 256V257H140L141 259H142V262H141V264H166V263H168V264H185V262H183V260L184 261H186V258H187V254H188V252H184V256H183V258L184 257H186V258H182V255H183V253H181V250H180V246L181 245H179L180 244V242H183V241H187V240H204L205 241V243L203 242L202 244H205V245H201V246H205L206 247V250H205V252L203 253V251H199V253H203V255H199V256H201V257H199V258H196L195 256H196V254H188V255H191V256H193V257H195V258H192V257H190V263L189 264H264V132L263 133H261L262 131H264V102H262V100H261V102L259 103V104H257L258 106H257V108H258V114H255V115H257L258 117H260V118H262L261 120L263 121V130L258 134V130H260V129H258V128H256L257 129V134H253V133H245V134H243V133H235L234 131H235V129L234 128H229V127H227V126H225V121H224V117L228 114L227 112H229L230 111V106H231V102H228V101H226V99L227 98H229L228 97V94H227V92ZM30 93H32V94H30ZM43 93H45V92H43ZM59 93H61V92H59ZM59 93H57L56 92V94H57V96H56V98H58L60 95H58ZM70 93H72L71 91H70ZM90 93V92H89ZM100 93H102L101 91H100ZM104 93H107L106 91L104 92ZM118 93H119V91H118ZM129 93V92H128ZM138 93H139V91H138ZM137 93V94H138ZM148 93H151V94H153V91L151 92H148ZM148 93H146L147 94V96H142V98L143 97H149L150 95L148 94ZM161 93V92H160ZM191 93H189V95L191 94ZM217 93V92H216ZM219 93V92H218ZM224 93H225V95H226V97L227 98H225L224 97ZM248 93H246V94H248ZM261 93V92H260ZM39 94H41V93H39ZM64 94H66V91H65V93ZM79 94H81V93H79ZM82 94H84L85 95V93H82ZM103 94V93H102ZM135 94V93H134ZM145 94V95H146ZM157 94H158V92H157ZM235 94V93H234ZM239 94V93H238ZM245 94V95H246ZM256 94H258V93H256ZM261 94H263V93H261ZM260 94V95H261ZM29 95H31V96H29ZM36 95H34V96H36ZM44 95V94H43ZM47 95V94H46ZM54 91H53V94H52V96L54 97ZM70 97L71 96H75V95H77V94H68ZM84 95H82V97L83 98H85V96ZM89 95V94H88ZM88 95L86 96V97H88ZM91 95V94H90ZM97 96H101L100 94H99V92H98V94H96ZM126 95V94H125ZM130 95V94H129ZM128 95V96H129ZM144 95V94H143ZM155 95V94H154ZM154 95H152V96H154ZM163 95V94H162ZM174 95V94H173ZM180 95H182V94H179V95H177L176 97H178V96H180ZM191 95H195V102H197V95H196V93L194 94H191ZM237 95V94H236ZM240 95V94H239ZM238 95V96H239ZM252 95V94H251ZM259 95V94H258ZM257 95V96H258ZM40 96V95H39ZM45 96V95H44ZM49 96V95H48ZM51 96V95H50ZM104 96L102 95V97L104 98ZM160 98L162 97V96H160V95H158ZM218 96V95H217ZM229 96H230V94H229ZM241 96V95H240ZM239 96V97H240ZM252 96H254V95H252ZM251 96V97H252ZM256 96V97H257ZM38 97V96H37ZM61 97H63V96H60V99L59 100H61ZM101 97V98H102ZM115 97V96H114ZM131 99H128L129 101H130V103H131V100H133V97H131V96H129ZM137 98H138V96H136ZM168 97H170V95H168ZM186 97H188V94H187V96ZM185 97V99H187ZM191 97V96H190ZM193 97V96H192ZM232 97V94H231V96H230V98ZM234 97V96H233ZM264 98V95L262 96L261 95V97H257V98ZM41 98V97H40ZM44 99V101H45V97H43ZM48 98V97H47ZM46 98V100H48L49 98H50V100H51V97H49L48 99ZM55 98V102H57V100L58 99H56ZM65 98V97H64ZM63 98V99H64ZM76 98V97H75ZM94 98V97H93ZM99 98V97H98ZM122 98H123V94H122ZM140 98V97H139ZM165 98V97H164ZM182 98V97H181ZM199 98H198V101H199ZM205 98H207L208 99V97H205ZM213 98V97H212ZM211 98V99H212ZM224 98H225V100H224ZM237 98V97H236ZM241 98H242V96H241ZM243 98H244V95H243ZM3 99V98H2ZM38 99V98H37ZM36 99V100H37ZM54 99V98H53ZM62 99V100H63ZM79 99H80V97H79ZM105 100L106 99H108V97L107 98H104ZM111 99V98H110ZM162 99V98H161ZM189 99V98H188ZM192 99V98H191ZM232 99V98H231ZM75 100H78V99H75ZM75 100H73L74 102L73 103H75ZM92 100V99H91ZM118 101L119 100H121V99H117ZM134 100H136V99H134ZM133 100V101H134ZM164 100V99H163ZM162 100V101H163ZM209 100V99H208ZM238 100H239V98H238ZM241 100V99H240ZM244 100V99H243ZM3 101V100H2ZM1 100H0V103L2 102ZM41 101V100H40ZM52 101V100H51ZM64 101V100H63ZM63 101H62V105H65V104H63ZM72 101V100H71ZM94 102H95V99L93 100ZM97 101V100H96ZM114 101H116V100H114ZM123 101V100H122ZM166 101H168V103L171 101V100H166ZM173 101V100H172ZM199 101V102H200ZM257 101V100H256ZM264 101V100H263ZM37 102V101H36ZM43 102V101H42ZM47 102V101H46ZM69 102V101H68ZM67 102V103H68ZM92 102V101H91ZM120 102V101H119ZM126 102H127V100H126ZM164 102V101H163ZM174 102H176V101H174ZM187 102V101H186ZM198 102V103H199ZM203 102V103H202ZM253 102H254V100H253ZM29 103H31V102H29ZM59 103H61V101L59 102ZM98 103V102H97ZM111 103H112V101H111ZM118 103V102H117ZM159 103V102H158ZM181 103H182V101H181ZM197 103V104H198ZM241 103H242V101H241ZM243 103H245V102H243ZM24 104V103H23ZM33 104V103H32ZM32 104H31V106H32ZM42 104V103H41ZM50 104H52L51 102L48 104V108L50 107ZM76 104V103H75ZM85 104H87V103H85ZM99 104V103H98ZM98 104H97V107H98ZM121 104V103H120ZM122 104H124L125 106H126V104H125V102L124 103H122ZM165 105H167L166 104V102L164 103ZM171 104V103H170ZM176 104H177V102H176ZM175 104V105H176ZM252 104V103H251ZM254 104V103H253ZM1 105V104H0ZM30 105V104H29ZM29 105H27V106H29ZM43 105V107H44V109H46L45 108V106L44 105H46L45 104V102H44V104H42ZM54 105V104H53ZM52 105V106H53ZM57 105H58V103H57ZM71 105V104H70ZM90 104H88V106H89ZM104 105V104H103ZM102 104L100 105L99 104V106L100 107H102L103 106ZM106 105V104H105ZM182 105V104H181ZM195 105H196V103H195ZM194 105V106H195ZM238 105H240V103L238 104ZM246 105V104H245ZM39 106V105H38ZM37 106V107H38ZM47 106V105H46ZM66 106V105H65ZM75 105L73 104V107H74ZM91 106V105H90ZM89 106V107H90ZM107 106V105H106ZM130 106V105H129ZM129 106H127V109H128V107ZM162 106V105H161ZM169 106V105H168ZM167 106V107H168ZM192 106H193V104H192ZM254 106V105H253ZM23 107H25V106H23ZM22 107V108H23ZM40 107H42V106H40ZM42 107V108H43ZM56 106L54 105V108H55ZM96 107V106H95ZM95 107L93 108L94 110H95ZM141 107H144V106H141ZM178 107V106H177ZM176 107V108H177ZM235 107V106H234ZM252 107V106H251ZM250 107V108H251ZM255 107V106H254ZM253 107V108H254ZM11 108V107H10ZM10 108H8L9 110H6V112L5 113H7V111H9V112H11L12 110V108L10 109ZM27 108V107H26ZM54 108H51L50 107V109L52 110V109H54ZM69 108H70V106L68 107V109H66L67 111L69 110ZM86 108V107H85ZM84 108V109H85ZM90 108H92V107H90ZM107 108V107H106ZM106 108H104V110L106 109ZM122 108H125V107H122ZM140 107H138V109H139ZM171 108V107H170ZM175 108V109H176ZM232 108V107H231ZM238 108V107H237ZM236 108V109H237ZM250 108H249V110L248 109H246V110H248V111H250ZM31 109H33V108H31ZM41 108H39V110H40ZM50 109H49V114H47V116H52V115H50ZM56 109H57V107H56ZM80 109V108H79ZM78 109V110H79ZM84 109H83V111H84ZM92 109V110H93ZM100 109H102V108H100ZM131 109V108H130ZM133 109V108H132ZM137 109V108H136ZM135 108H134V110H136ZM145 109V108H144ZM161 110V108H158V109H153L154 110V115L156 114V112H155V110ZM168 109H169V107H168ZM171 109H173V108H171ZM187 109V108H186ZM235 109V110H236ZM33 110H36V109H33ZM43 110V109H42ZM46 110H48V109H46ZM58 110V109H57ZM57 110H56V112H57ZM60 110H62V109H60ZM59 110V111H60ZM93 110V111H94ZM110 110V109H109ZM129 110V109H128ZM134 110H132V113L133 112H135ZM174 110V109H173ZM188 110V109H187ZM251 110H252V108H251ZM1 111V110H0ZM25 111V110H24ZM63 111V110H62ZM65 111V110H64ZM63 111V112H64ZM88 111H89V109H88ZM97 111V108H96V110L94 111V113ZM171 111V110H170ZM175 111V110H174ZM174 111L172 112L171 111V113H172V115L173 116H175V117H177V115L175 114L174 115ZM243 111V110H242ZM245 111V110H244ZM255 111V110H254ZM2 112V111H1ZM9 112L7 113V114H9ZM13 112V111H12ZM15 112V111H14ZM13 112V113H14ZM34 112V111H33ZM36 112H37V110H36ZM36 112H34V113H36ZM71 112V111H70ZM82 112V111H81ZM81 112H80V114H81ZM86 112V111H85ZM100 112H102V111H100ZM106 112H108L107 110H106ZM150 112V111H149ZM176 112V111H175ZM232 112H233V110H232ZM240 112V111H239ZM3 113V112H2ZM1 113V114H2ZM13 113H10L11 115H9V116H13L12 114ZM30 112H28L27 114H29ZM47 113V112H46ZM59 113H62V112H59ZM58 113V114H59ZM90 114V116H91V112H89ZM97 113V112H96ZM109 113H111V111L109 112ZM117 113V112H116ZM119 113V112H118ZM117 113V114H118ZM157 113H158V111H157ZM159 113H161V112H159ZM158 113V116H162V115H160ZM191 113V112H190ZM227 113V114H226ZM238 113V112H237ZM252 113V112H251ZM16 114V113H15ZM44 114H45V111H44ZM51 114H55V112H53L52 113V111H51ZM57 114V113H56ZM69 114H71V116H72V113H69ZM79 114V115H80ZM86 114V113H85ZM85 114H83V112H82V115H85ZM126 114V113H125ZM127 114H131V110H129V113H127ZM150 114H151V112H150ZM149 114V115H150ZM153 114H151L150 115V117L151 118H153L152 116H154ZM163 114V113H162ZM226 114V115H225ZM229 114H231V113H229ZM236 114V113H235ZM253 114V113H252ZM2 115H4V113L2 114ZM26 115V114H25ZM36 116L37 115H39V114H35ZM43 115V114H42ZM88 115V114H87ZM87 115H85V117H86V119L89 117V116H87ZM99 116L98 114H95V116ZM104 115L106 116L107 114H105L104 113ZM146 115L147 114H145L144 116H142L141 117V115H140V118L142 119L143 118V120H144V122L146 121V119H145V117H146ZM149 115H148V119H150V121L147 119V121H149V122H151V118L149 117ZM185 115H186V113H185ZM185 115H182V116H185ZM192 114H190V116H191ZM8 116V115H7ZM6 116V117H7ZM34 116V115H33ZM47 116H44V118L45 117H47ZM81 116V115H80ZM93 116V115H92ZM91 116V117H92ZM96 116V117H97ZM101 116V115H100ZM115 116V115H114ZM181 115H180V117H182ZM190 116H186V117H190ZM256 116V117H257ZM24 117V115L21 117V118H23ZM40 117H41V119L43 118L42 116H41V114H40ZM40 117H38V119L40 118ZM73 117V116H72ZM82 117V116H81ZM81 117H79V119L81 118ZM84 117V118H85ZM91 117H89V118H91ZM96 117H93V118H96ZM109 117H111V115L109 116ZM109 117H108V119H109ZM157 116H154V118L155 119H159L160 117H158V118H156ZM194 117V118H195ZM250 117H252V116H250ZM255 117V118H256ZM36 118V117H35ZM50 118V117H49ZM52 118V117H51ZM54 118V117H53ZM65 118V121H66V117H64ZM63 118V119H64ZM88 118V119H89ZM93 118L92 119H89V120H92L93 121ZM99 118V117H98ZM106 118V117H105ZM105 118H104V120H105ZM134 117H132V119H133ZM136 118V117H135ZM139 118V119H140ZM162 118V117H161ZM161 118H160V120H161ZM167 117H164V119H166ZM179 117H177V118H175V120L176 119H178ZM184 119H185V117H183ZM183 118H179L178 120L180 121V123H182V122H184V121H181V119H183ZM227 118V117H226ZM24 119V118H23ZM23 119H20V117L19 118H13L12 119V117H11V120H7V118H6V123L5 122H3L2 124H3V127H0V148H4V147H6V148H8V156L7 155H3V156H5L6 157V159L5 158H3V160L4 161H0V178L2 179H0V210H2V207L1 206H3L5 203H9L11 206H18V208H19V206L20 207H22L21 205H23V204H27V206H28V204H30V203H33L34 201H32V199H30L29 198V193H31L32 191H34V194H37V193H35V189H38L36 186V188L33 186V185H30V186H33L34 188H32L31 187V189H27V187H28V185H27V182L25 181V180H23V179H26V175L27 174H29L33 169H34V166L36 165V164H38V166L36 165L35 167L36 168H39V169H41L42 170V168H43V166L45 165V164H48L47 162H45L44 161V163L42 162L43 160L42 159H40L41 157H40V155L39 154H41V153H38V155L39 156H37V157H40L39 159H40V162H36V161H34L35 163H34V165H33V160H35V157H32L31 155H30V153H31V151H32V149H30L31 151H28L29 150V147H27V148H23V150L24 149H28L27 151H26V153H25V151H24V155H22L23 153H21L22 151H18L19 152V154H20V156L18 157V158H16V160L17 161H19V163H21V164H19V166H16V164L14 165V163L13 162H17V161H15V157H17V154H18V152L16 151V149L15 148H18L19 147V144H23V143H20V142H22V141H19V138H22V136L24 135H20V134H22L23 132H26L27 130L29 131L31 128H29V126L28 125H30V124H28L27 126H26V122L23 120ZM37 119V120H38ZM41 119H39L40 120V122H41ZM70 119V118H69ZM72 119V121L74 122V120H73V118H71ZM86 119L84 120L83 119V122H86ZM87 119V120H88ZM102 116L100 117V120H101V123H102ZM106 120V122L108 121V123L106 124V127L105 128H101L102 130L101 131H103V133L102 134H104L103 136H105V132H107V134L108 135H110V133H111V131H112V129H113V127H112V129L110 128L111 127V123L109 122V120ZM139 119H137V121L139 122ZM140 119V120H141ZM188 119V118H187ZM257 119H259V118H257ZM21 120L23 121V123L25 124V126L24 125H21L22 123H21ZM38 120V121H39ZM58 121H59V118L57 119ZM82 119H80V121H81ZM95 120L96 119H94V123L93 124H95L94 126L92 125V124H90V132H94L93 131V129H95V128H97V127H95L96 126V123H95ZM104 120H103V122H104ZM111 120V119H110ZM143 120H141V122L142 123H138V124H140V128L142 127V124H147V125H149L150 126V124L152 123H147V121H146V123H143ZM175 120H174V122H175ZM252 119H250V121H251ZM255 120V119H254ZM254 120H252V122H254ZM35 121V120H34ZM48 121H49V119H48ZM64 121V123H66ZM112 121V120H111ZM114 121V120H113ZM132 121H134V119L133 120H131V122ZM164 121V120H163ZM167 121H169V120H166L165 122L167 123ZM177 121V120H176ZM187 121V120H186ZM191 120H189V122H190ZM0 122H2V121H0ZM40 122L38 123L39 125L38 126H41L40 125ZM78 122V121H77ZM82 122V121H81ZM89 122V121H88ZM100 122V121H99ZM157 122H159V121H157ZM173 122V121H172ZM188 121L186 122L187 124L189 123ZM207 122V121H206ZM209 122V123H208ZM208 124H210V120H208ZM45 123V126L44 127H46L47 126V123L49 124V122H44ZM56 123H57V121L55 122V125H56ZM80 123V122H79ZM101 123H99V124H101ZM105 123V122H104ZM111 125H110V124ZM127 123H129V122H127ZM156 123V122H155ZM164 123V122H163ZM169 124H170V122H168ZM175 123H177V122H175ZM175 123L173 124V123H171L172 124V128L173 127H175L176 125H178V124H176L175 125ZM196 123V122H195ZM229 123V122H228ZM228 123H226V124H228ZM232 123V122H231ZM235 123H237V122H235ZM1 124V125H2ZM37 123L35 122V125H36ZM50 124H51V126L49 125V127H50V129H48V130H46V128H45V130H46V132L47 133H49V130H51V127H53L54 125H52L53 124V122L51 123V121H50ZM83 124V123H82ZM97 124H98V121H97ZM134 124V123H133ZM153 124V123H152ZM169 124H167V125H169ZM197 124V123H196ZM240 124V123H239ZM262 124V123H261ZM42 125H44L43 124V122H42ZM58 125V127H59V124H57ZM84 125V124H83ZM127 125V124H126ZM125 125V126H126ZM135 125H136V123H135ZM146 125V126H147ZM159 125V124H158ZM165 125V124H164ZM164 125H162L161 127L163 128L164 127ZM175 125V126H174ZM182 125V127L184 128H186V127H188V125L186 126V124L184 123V124H181ZM184 125V126H183ZM245 125V124H244ZM64 125H62L61 126V128L63 127ZM79 126H81L82 127V125H79ZM85 126V125H84ZM94 127V128H92V130H91V127ZM98 126V125H97ZM100 126H102V127H104V124H102V125H99V127ZM145 125H143V127H144ZM145 126V127H146ZM148 126V127H149ZM195 126V125H194ZM246 126V125H245ZM256 126H258V125H256ZM23 127H27L26 129L25 128H23ZM77 127H78V125H77ZM98 127V128H99ZM110 129H109V128ZM144 127V128H145ZM158 127V126H157ZM161 127H159V128H161ZM168 127H170L171 128V125L170 126H168ZM177 127V126H176ZM181 126H180V128H182ZM191 127V126H190ZM247 127V126H246ZM254 127V126H253ZM33 128V127H32ZM43 128V127H42ZM42 128H40V129H42ZM63 128H65V127H63ZM66 128H68V127H66ZM65 128V129H66ZM73 128H74V125H73ZM79 128V127H78ZM85 128V127H84ZM106 128H108L109 129V131H106ZM117 128H118V126H117ZM125 128H127L128 129V127L126 126ZM133 128H136V127H133ZM157 129L156 128V130L154 131V132H151L148 128H145V129H143L142 128V132L141 133H143V130L145 131V130H149V133L151 132V134L152 133H154V134H152V137L153 136H157V130H160V129ZM162 128H161V131H162ZM169 128V129H170ZM176 129V130H173L174 132L175 131H178V132H182L181 134L182 135H184L186 132L188 133V132H191V131H185V133L183 134V131H181V130H190V129H188V128H186V129ZM197 128V127H196ZM249 128V127H248ZM252 128V127H251ZM20 129H24L23 131H22V133H20ZM36 129V128H35ZM38 129V128H37ZM44 129V128H43ZM75 130H76V127L74 128ZM73 129V130H74ZM80 129V128H79ZM105 129V130H104ZM116 129V126H115V128H114V132H116L117 130H115ZM120 129V128H119ZM164 129H165V131H166V126L164 127ZM174 129V128H173ZM195 129V128H194ZM234 129V130H233ZM250 129V128H249ZM16 130H17V132H19L18 134L20 135V137H19V135H17V134H12V132L13 131H15L16 132ZM18 130H20V131H18ZM67 130V132H68V129H66ZM83 129H80V130H77V132L79 133V131H82ZM88 130V129H87ZM99 130V129H98ZM97 129H96V131L99 133V131H98ZM137 130V129H136ZM236 130H238V128L236 127ZM10 131H12V132H10ZM27 131V132H28ZM31 131V130H30ZM30 131L28 132V133H30ZM33 131V130H32ZM34 131H36V130H34ZM33 131V132H34ZM52 131V130H51ZM55 131H56V129H55ZM55 131H53V133H55V135H54V138H53V133L51 134L50 133V135H52L51 137V139H50V141L53 139H55V138H57V131L55 132ZM62 131V130H61ZM64 131V134H66L67 132L65 131V130H63ZM62 131V132H63ZM70 131H71V129H70ZM83 131H85V130H83ZM105 131V132H104ZM112 131V132H113ZM129 131V130H128ZM127 131V132H128ZM164 131V130H163ZM32 132V133H33ZM45 132V133H46ZM73 132H75V131H73ZM73 132L71 131L70 133H72L73 134ZM113 132V133H114ZM118 132H119V130H118ZM138 132V131H137ZM146 132H148V131H145L144 133L146 134ZM195 132V131H194ZM35 133V132H34ZM39 133V136H40V133H41V135L42 136H44L43 134H42V131L40 130V132H38ZM37 133V131H36V133L35 134H38ZM44 133V134H45ZM60 133V132H59ZM78 133H76V134H78ZM121 133V132H120ZM131 133V132H130ZM148 133V134H149ZM170 134L172 133V130L169 132ZM75 133H74V135H76ZM91 134V133H90ZM89 134V135H90ZM97 134V133H96ZM96 134H94V135H96ZM100 135H101V133H99ZM106 134V135H107ZM117 134H119V133H117ZM132 134V133H131ZM130 134V135H131ZM138 134H140V133H137V135ZM141 135L143 138H145V137H147V136H149L148 134L147 135ZM159 134V137H160V133H158ZM170 134H167L166 135V133H163V135H162V137L164 138L165 136L167 137V136H169ZM181 134H179V135H181ZM93 135V136H94ZM107 135V137H112V135H110V136H108ZM116 135V134H115ZM121 135V134H120ZM119 135V136H120ZM129 135V136H130ZM134 135V134H133ZM136 135V136H137ZM180 136V138L179 139H181L183 136ZM186 135V134H185ZM185 135H184V137H185ZM196 135V134H195ZM28 137V135L25 133V137H23L22 138V140H26V138ZM32 137V135H29V137ZM37 136V135H36ZM41 136V137H42ZM47 136V135H46ZM46 136H44V137H46ZM56 136V137H55ZM66 136V135H65ZM98 136V135H97ZM97 136H94L93 138H95L96 139V137ZM102 136V135H101ZM119 136H117V137H119ZM136 136H134V137H136ZM145 136V137H144ZM151 136V135H150ZM150 136H149V138H150ZM188 136V135H187ZM187 136H186V138H184L183 140H185V139H189L190 137H188L187 138ZM191 136V135H190ZM44 137H43V139H44ZM98 137H100V136H98ZM121 137H123V135L121 136ZM158 137V136H157ZM161 137V141H162V138ZM204 137V136H203ZM38 138V137H37ZM47 138V140L50 138V136H49V138L48 137H46ZM45 138V139H46ZM61 138V137H60ZM76 138V137H75ZM91 138V136L89 137L88 136V139H90ZM93 138H92V140L91 141H93ZM101 139H106V136L105 137H100ZM113 138H116L115 136L113 137ZM177 138V137H176ZM193 138V137H192ZM196 138V137H195ZM195 138H193L194 140H195ZM33 140H35L36 141V139H34V138H32ZM40 140H41V138H39ZM58 139V138H57ZM62 139V138H61ZM87 139V140H88ZM118 139H120V138H118ZM137 139V138H136ZM139 139V138H138ZM146 139V138H145ZM152 139V138H151ZM151 139H149V140H151ZM156 139V138H155ZM159 138H157L156 139V141H155V143L157 142V141H159L158 140ZM166 139V138H165ZM243 139V138H242ZM241 139V140H242ZM244 139H246L245 137H244ZM28 140H30V139H28ZM62 140H64V139H62ZM73 140V139H72ZM106 140H108V138L106 139ZM112 140H114V139H112ZM147 140V139H146ZM145 140V141H146ZM154 140V139H153ZM240 140V141H241ZM248 140V139H247ZM43 142H45L44 140H42ZM50 141H48V143H50ZM65 141V140H64ZM69 141V140H68ZM90 141V143H94V141L93 142H91ZM115 141H118L117 140V138L115 139ZM139 141V140H138ZM142 141H144V140H142ZM152 141V140H151ZM173 141H174V139H173ZM172 140H171V142H173ZM177 141H179L178 139H177ZM176 141V142H177ZM181 141V143H182V139L180 140ZM190 141H192V139H189L187 142L189 143ZM196 142H198L197 140H195ZM223 141V140H222ZM26 142H27V140H26ZM25 142V143H26ZM38 142L39 141H37V144H38ZM82 142H85V141H82ZM82 142H80V144L82 143ZM97 142H98V144H99V142H100V140L98 141L97 140ZM106 142H108V141H106ZM106 142H105V144H106ZM128 142V141H127ZM140 143H141V140L139 141ZM163 142H165V143H168V142H166V141H164L163 140ZM193 142V141H192ZM242 142V141H241ZM41 143V142H40ZM47 143V142H46ZM55 143H56V140H55ZM57 143H59V142H57ZM61 143V142H60ZM59 143V144H60ZM67 145H68V143L67 142H65ZM71 143V142H70ZM69 143V144H70ZM102 143L104 144V141L102 140ZM109 143H112V144H114V142H111L110 141V138H109ZM108 143V144H109ZM123 143V142H122ZM129 143V142H128ZM165 143H163V145L162 146H165L166 144ZM185 144H187L188 145V143H186V140H185V142H184ZM194 143V142H193ZM42 144H45V143H41V146H43ZM63 144V143H62ZM61 144V145H62ZM102 144V145H103ZM116 144V143H115ZM124 144V143H123ZM136 144V143H135ZM139 144V143H138ZM142 144V143H141ZM165 144V145H164ZM176 144H179V147H177L178 149V152L179 153H181V151L179 150V148H180V142H177ZM199 144H200V142H199ZM199 144L197 143V145L199 146ZM18 145V146H17ZM56 145V144H55ZM64 146V147H68V146ZM75 145V144H74ZM79 145V144H78ZM97 145V143H95V146ZM110 145V144H109ZM120 145H121V143H120ZM126 145V144H125ZM130 145V144H129ZM143 145V144H142ZM149 145V147L151 146V145H153V144H148ZM147 145V146H148ZM156 145V144H155ZM155 145H153V146H155ZM157 145H158V142H157ZM169 145L170 144H167L166 145V147H169ZM172 145L173 144H171L170 145V147L169 148H171L172 147ZM186 145V146H187ZM194 145V144H193ZM243 145V144H242ZM21 146V145H20ZM34 146V145H33ZM39 146H40V144H39ZM39 146H38V149H41V146H40V148H39ZM48 146H50V144L49 145H47V147ZM63 146V145H62ZM86 146V145H85ZM103 146H105V145H103ZM107 146V145H106ZM111 146V145H110ZM109 146V147H110ZM112 146H114V145H112ZM111 146V147H112ZM116 146H117V144H116ZM139 146H140V149H138L139 148ZM139 146H136V148L134 147L133 148V151H134V149H137L139 152H137V150H135L136 152H137V155H138V153H139V156H140V154H142L141 153V149L142 150H146V148H142L141 147V145H139ZM147 146H145V147H147ZM158 146H160V145H158ZM177 146V145H176ZM183 146V145H182ZM203 145H200V147L204 150V148L202 147ZM223 146H225V145H223ZM227 147H228V145H226ZM23 147H25V146H23ZM36 147V146H35ZM44 147V146H43ZM43 147H42V149H43ZM46 147V148H47ZM50 147H52L53 148V144L50 146ZM50 147H48V151H44L45 152V154L44 155H46L47 156V158H48V162H49V158H50V163H52L53 161L51 160L52 159V157H50V155L48 156L47 154H49V152H52V150L50 151L49 150V148ZM72 147V145L70 146V149H68V150H70V153H69V156H70V154H72V155H74L75 156V154H73V152L71 153V149H72V151H73V148H71ZM94 147V146H93ZM119 149V151H120V149H122L123 147H119V146H117ZM131 147V146H130ZM130 147H129V149H130ZM138 147V148H137ZM165 147V148H166ZM20 149H21V147H19ZM34 148V147H33ZM45 148V149H46ZM52 148H50V149H52ZM96 148H98V146L97 147H95V149ZM113 148V150L112 151H114V149L116 148H114V147H112ZM112 148H108V149H112ZM128 148V147H127ZM164 148V147H163ZM173 148V147H172ZM174 148L176 149V147H175V144H174ZM185 148V147H184ZM206 148V147H205ZM224 148V147H223ZM37 149V150H38ZM62 149V148H61ZM67 149V148H66ZM80 149V148H79ZM78 149V150H79ZM83 149V148H82ZM99 150L98 151H100V153L103 151V150H101V148H98ZM128 149V150H129ZM153 149H156V146L155 147H153ZM160 150H161V154L163 155L164 153L162 152V150L165 152H167V149L166 150H164V149H161V148H159ZM159 149H157L156 150V152L159 150ZM181 150H182V148H180ZM185 149H187V147L185 148ZM184 149V150H185ZM201 149V150H202ZM208 149V148H207ZM1 150H5V149H1ZM22 150V149H21ZM36 150V149H35ZM60 150V149H59ZM58 150V151H59ZM65 150V149H64ZM68 150H66V152L68 151ZM84 150V149H83ZM86 150V149H85ZM106 150H107V147H106ZM118 150L116 151V153H114V154H120V153H118ZM125 150H127V149H125V147H124V151ZM128 150H127V152H128ZM151 150H152V148H151ZM184 150H183V152H184ZM42 151V152H43ZM111 150H109L108 152H110ZM121 151H123V150H121ZM132 152V150L130 149V153L128 152V154L125 152H123V153H121L122 155H128V156H130L129 154H136V152ZM148 151H150V150H148ZM188 151H189V149H188ZM196 151H198V150H196ZM195 151V152H196ZM200 151V150H199ZM205 152H206V150H204ZM230 151V156H231V153L233 152V151H231V150H229ZM33 152V151H32ZM35 152V151H34ZM43 152V153H44ZM69 152V151H68ZM67 152V153H68ZM80 152V151H79ZM107 152V153H108ZM144 152V151H143ZM151 152V151H150ZM152 152H153V150H152ZM155 152V151H154ZM192 152V151H191ZM251 152H253V151H251ZM251 152H250V154H251ZM0 153H2L1 151H0ZM6 153V152H5ZM36 153V152H35ZM104 153H105V150H104ZM158 153V152H157ZM172 153H175V152H172ZM190 153V152H189ZM197 153V152H196ZM207 153H208V151H207ZM238 153V152H237ZM235 154V153H233L232 155H236V157H239L240 156V158H238V160L241 162V160H242V158L241 157H243L244 158V156H246V153L245 152H243L242 153V151H240V153L239 154ZM32 154V153H31ZM51 154V153H50ZM53 154V153H52ZM62 154H64V153H62ZM79 154V153H78ZM103 154V153H102ZM106 154V153H105ZM111 154V153H110ZM109 154V155H110ZM154 154V153H153ZM171 154V153H170ZM169 154V155H170ZM175 154H177V152L175 153ZM186 154H188V153H186ZM185 154V155H186ZM192 153H190V156H191V158H192V155H191ZM198 154H200V153H198ZM209 154V153H208ZM250 154H248V155H250ZM22 155V156H21ZM33 155V154H32ZM113 155V154H112ZM112 155H110V156H112ZM121 155V157H123ZM165 155V154H164ZM163 155V156H164ZM166 155H168L167 153H166ZM169 155H168V157H169ZM178 155V154H177ZM177 155H175V156H177ZM218 155V156H217ZM229 155V154H228ZM237 155H239V156H237ZM2 156V157H3ZM36 156V155H35ZM45 156V157H46ZM53 156V158H54V154L52 155ZM57 156V155H56ZM77 156V155H76ZM127 156V157H128ZM131 156H133V155H131ZM131 156H130V158H131ZM136 156V155H135ZM160 156V155H159ZM174 156V157H175ZM178 156H180V155H178ZM183 156V155H182ZM44 157V156H43ZM59 157H60V155H58V158L56 159V161L59 159ZM61 157H62V155H61ZM117 157H118V155H117ZM155 157H157L158 158V154H157V156H155ZM155 157H154V159H155ZM166 157V156H165ZM185 157V156H184ZM195 157H196V155H195ZM222 157V156H221ZM227 157V156H226ZM233 157V161L235 160L234 158H236L235 156H232ZM249 157V156H248ZM247 157V158H248ZM34 158V159H33ZM77 158H79V156L78 157H76V159ZM82 158V157H81ZM86 158V157H85ZM88 158H89V156H88ZM107 158V157H106ZM119 158V157H118ZM126 158V157H125ZM129 158V160L130 161H132L133 159L131 158L130 159ZM134 158V157H133ZM152 158V157H151ZM181 158V157H180ZM231 158V157H230ZM0 159H2L1 157H0ZM63 159H65V157H63ZM67 159V158H66ZM80 159V158H79ZM101 159V158H100ZM108 159H109V157H108ZM159 160H160V158H158ZM163 159V158H162ZM172 159V158H171ZM170 159V160H171ZM193 159H195V158H192V160ZM221 159V158H220ZM241 159V160H240ZM37 160V159H36ZM54 160V159H53ZM60 160V159H59ZM89 160V159H88ZM149 160H151L150 158H149ZM156 160V159H155ZM154 160V161H155ZM170 160H167L166 159V161L168 162V161H170ZM225 160H226V158H225ZM228 160V159H227ZM237 160V159H236ZM235 160V161H236ZM238 160H237V162H238ZM47 161V160H46ZM64 161V160H63ZM63 161H61V162H63ZM74 161H76V160H74ZM73 161V162H74ZM229 161V160H228ZM242 161H244V160H242ZM55 162V161H54ZM58 162V161H57ZM60 162V161H59ZM64 162H66V161H64ZM73 162H72V164H73ZM81 162H83V159L81 160ZM125 162H127V158H126V161H124V164H126ZM144 162H148V160H144ZM152 162V161H151ZM150 162V163H151ZM156 162V164L158 163V161L156 160L155 161ZM171 162V161H170ZM172 162L174 163V164H176L173 160H172ZM204 162V161H203ZM251 162V163H250ZM39 163L41 164L40 166H42L41 168L39 167ZM44 165H43V164ZM69 162H67V163H64V164H66V167H65V171H62L63 169H64V167H63V165H62V168H61V171H59V170H57V169H60V168H58L57 166V168L56 169H51L50 170V168L48 169V171H46L47 170V166L48 165H45L44 167L46 168V170H44V171H42V173H41V170L39 171V173L42 175V176H46V177H48V176H53V177H49V178H47V179H49V180H51L50 178H55V179H57V180H59V179H61V178H63L64 176H70L69 178L71 179V177H75L76 179H79L80 181H83V182H89V180L92 182V181H94L95 182V180H97L98 181V183L96 184V182H95V184L96 185H98L99 184V182H100V184H101V182L103 181V179L105 180V170L107 169L106 168V166H107V164L106 165H104V166H101V168H99V170H96V168L98 169V167L100 166V165H102V162H99V163H101V164H97L98 165V167L96 166V168H95V172H94V170L93 171H91L93 168L91 167V166H89L90 168H92L91 170H89V167L87 166V164H86V162H84L85 164L83 165L84 166V168H85V166H87L85 169H87L88 168V171L86 170H84L83 169V167H82V169H80V168H77V167H74V168H72V166L70 167V168H72V169H69V170H66V168L68 169L69 168V166H67V164H68ZM89 163V162H88ZM103 163L105 164V163H107L105 160L103 161ZM120 163V162H119ZM123 163V162H122ZM122 163H120V165L122 164ZM131 163V162H130ZM149 163V162H148ZM149 163V164H150ZM153 163V162H152ZM160 163V162H159ZM163 163V162H162ZM205 163V162H204ZM228 163H226V164H228ZM234 163V162H233ZM232 163V164H233ZM236 163V162H235ZM57 164V163H56ZM69 164H71V162L69 163ZM68 164V165H69ZM71 164V165H72ZM81 164V163H80ZM79 164V165H80ZM145 164V163H144ZM143 164V165H144ZM147 164V163H146ZM149 164H148V166H149ZM194 164V163H193ZM196 164V163H195ZM231 164V165H232ZM60 165V164H59ZM90 165V164H89ZM154 165V164H153ZM160 165V164H159ZM159 165H157V167L159 166ZM162 165V164H161ZM160 165V166H161ZM95 166V164L93 165V167ZM151 166V167H150ZM149 167V169H150V171H151V168L153 167L152 166V164L150 165ZM163 166V165H162ZM168 166V165H167ZM166 166V167H167ZM169 166H171V165H169ZM183 166V165H182ZM193 166V165H192ZM192 166H190V167H192ZM202 166H204V165H202ZM220 166H223V167H220ZM114 167V166H113ZM116 167V166H115ZM121 167H124V166H121ZM143 167V166H142ZM142 167H141V169H139V172H136V170H138V169H136L135 170V173H134V175L137 173V175L138 174H140V173H142V174H140V176L141 175H143V174H145L146 172H147V170H146V172H144V171H140V170H143L142 169ZM145 168H147L146 167V165L144 166ZM186 167V166H185ZM244 167V166H243ZM118 168V167H117ZM154 168V167H153ZM189 168V167H188ZM201 168H203V167H201ZM206 168V167H205ZM213 168H214V170H213ZM248 168V167H247ZM101 169V170H100ZM148 169V170H149ZM185 169V168H184ZM186 169H187V167H186ZM198 169H200V167L198 168ZM219 169H220V171H222V169H225V170H227L228 172H227V174L226 173H224L223 171V173L222 172H220L219 171ZM35 170V169H34ZM33 170V171H34ZM145 170V169H144ZM163 170V169H162ZM189 170V169H188ZM201 170L202 169H200V172H201ZM237 170V174L235 173V174H233L235 171ZM249 170V171H248ZM32 171V172H33ZM89 171H91L92 173H91V175L93 176L94 174H93V172L94 173H96L95 175H98L97 177H95V175H94V177H95V180H93L94 178L92 177V178H90L91 177V175L90 174H88L90 177H88V176H85V175H87V173L89 172ZM96 171H99V173L97 174V172ZM156 171V173H154V171L152 170V172L154 173V175L152 176V177H157V182L158 181H160L159 183H162V185H158L157 186V184L158 183H156V182H154V181H151V180H153L154 178H152V177H150V179L149 178H146V177H144V179L142 178V176L140 177L141 179H143V180H148L149 179V182L150 183H152L151 185H152V187H148L149 189H151V188H154V189H158V191L159 192H165V191H167V189L168 188H166V187H164L166 184H169L166 180H165V178L162 176V175H164V173H162L161 174V172H158L157 170H155ZM165 171H167V170H165ZM183 172H184V170H182ZM181 171V172H182ZM197 171H198V173H197ZM210 171V170H209ZM31 172V174L33 175V173H36V170L32 173ZM107 172H109L108 170H107ZM128 172V171H127ZM182 172V173H183ZM226 172V171H225ZM38 173V170H37V175L39 174ZM86 173V174H85ZM102 173H104V174H102ZM151 173V172H150ZM167 173V172H166ZM170 173H171V170H170ZM173 173V172H172ZM174 173H177V172H174ZM207 173H211V172H208L207 171ZM239 173V174H238ZM30 174V175H31ZM40 174H39V180H41L40 178H43L42 176H40ZM156 174V175H155ZM179 174V173H178ZM177 174V175H178ZM205 174H206V172H205ZM35 175L36 174H34L33 176H34V178H35ZM107 175H109L108 173H107ZM128 175V174H127ZM127 175H126V177H127ZM134 175H132V177L134 176ZM137 175H135V176H137ZM146 175H150V174H146ZM238 176V177H231V176ZM27 176H29V175H27ZM102 176L104 177V178H102ZM170 176H174V175H171L170 174ZM31 177V176H30ZM107 177V176H106ZM113 178L114 176H113V174H112V176H111V173H110V178ZM123 177V176H122ZM121 177V178H122ZM175 177H176V175H175ZM196 177H198V176H196ZM33 178V179H34ZM38 178V177H37ZM120 178V179H121ZM125 178V177H124ZM131 178V177H130ZM133 178H135V177H133ZM133 178H131V179H128V177L126 178L128 181H129V186L128 187H131V185L133 184V183H130V180H134ZM152 178V179H151ZM160 178V179H159ZM184 178V179H183ZM194 178V179H193ZM231 178V179H230ZM233 178H238L237 180H235V182H233V183H231L230 182V180H232ZM6 179H8L9 181H10V183H8V182H6L5 183V180ZM17 179V180H16ZM29 179V178H28ZM27 179V180H28ZM47 179H45L46 181H44L45 183H47L48 184V180ZM53 179H52V181H53ZM141 179H139V180H141ZM174 179V178H173ZM202 179V180H201ZM230 179V180H229ZM32 180V177L30 178V181ZM67 180V179H66ZM75 180V179H74ZM108 180V179H107ZM115 180V179H114ZM119 180V179H118ZM117 180V182H119V181H121V180H119L118 181ZM126 180V181H127ZM176 180V179H175ZM185 180V181H186ZM30 181H29V183H30ZM61 181V180H60ZM70 181H72L71 183H72V186H73V188L75 187V186H77V187H75V189L76 188H78V186L80 185H76V183H75V186L73 185L74 184V182H77V181H73V180H70ZM70 181H68L67 182V184L70 182ZM80 181H78V182H80ZM126 181H124L125 182V184H126ZM155 181H156V178H155ZM233 181V180H232ZM34 182V181H33ZM77 182V183H78ZM132 182V181H131ZM134 182H136V181H134ZM139 182V181H138ZM176 182H178V180L176 181ZM176 182H171L172 183V185H177V183ZM8 183V184H7ZM71 183H70V185L68 184H66L67 186H65L63 183H62V185H64V188L65 187H68V188H72V186H71ZM81 183V185H83L82 184V182H80ZM90 183V182H89ZM103 183V182H102ZM121 183H123V181L121 182ZM144 183V182H143ZM143 183H140V184H143ZM154 183H155V185H154ZM26 184V185H25ZM40 184H44V183H40ZM59 184V183H58ZM95 184H93V182H92V184H90V185H88V183H87V186L88 187H90L91 185H93L94 187L96 186ZM104 184H107V182L106 183H104ZM124 184V183H123ZM131 184V185H130ZM145 185H146V183H144ZM39 185V184H38ZM37 185V186H38ZM48 185H52V183L50 182ZM47 185V186H48ZM81 185H80V188H81ZM84 185H85V183H84ZM116 185H117V183H116ZM119 185H120V183H119ZM148 185H150V184H148ZM230 186V188H228L229 186ZM40 186H42V188H43V185H39L38 187H40ZM100 186V185H99ZM99 186H98V188H99ZM102 186V185H101ZM121 186V185H120ZM125 186V185H124ZM132 186H134V185H132ZM155 186H157L156 188H155ZM244 186H246V187H252V190L251 189H249V193L248 194H250L249 195V197H245L244 196V198L242 197V198H239L238 197V194L240 193V194H242L243 193V191L242 190H244ZM49 187V186H48ZM117 187V186H116ZM122 187V186H121ZM120 187V188H121ZM128 187L126 188V189H128ZM134 187H136V186H134ZM134 187H131V189L132 188H134ZM139 188H140V186H138ZM141 187H144V186H142L141 185ZM146 187V186H145ZM144 187V188H145ZM146 187V188H147ZM177 187V186H176ZM223 187H227L228 189H230V193H229V195H228V193L226 194V196H227V198L225 199V202H224V200H222L221 198H220V195H222V190H221V188H223ZM245 187V188H246ZM45 188V187H44ZM83 188H85V187H83ZM87 188V187H86ZM92 188V187H91ZM91 188H89V189H91ZM102 188H104L103 186H102ZM119 188V189H120ZM139 188H138V190H139ZM147 188V189H148ZM165 188H166V190H165ZM240 188H242L241 190H240ZM32 189H34V190H32ZM39 189H41V188H39ZM38 189V190H39ZM65 189H67V188H65ZM82 189V188H81ZM88 189V190H89ZM93 189V188H92ZM123 189H125V187H123ZM122 189V190H123ZM136 189H137V187H136ZM142 189V188H141ZM147 189H145V190H147ZM68 190V189H67ZM72 190V189H71ZM71 190H70V193H71ZM83 190V189H82ZM80 191L79 192V190H78V192L76 191V190H74L75 191V193H82L83 192V196H84V190L83 191ZM93 190H96L95 188L93 189ZM100 190H102V189H100ZM104 190V189H103ZM121 189H120V191H122ZM130 190V189H129ZM144 190V191H145ZM247 190V188L245 189V191ZM61 191V190H60ZM62 191H64V189L62 190ZM61 191V192H62ZM66 191V190H65ZM90 191V190H89ZM88 191V192H89ZM92 191V190H91ZM91 191L89 192V194H91ZM106 191V189L104 190V192ZM109 191H110V189H109ZM109 191H108V194L107 195H109ZM131 191V190H130ZM130 191H129V193H130ZM134 193H137L136 192V190L134 189ZM151 192L153 191V192H155L154 190H150ZM150 191H149V194H150ZM157 191V192H158ZM169 191V190H168ZM167 191V192H168ZM241 191H242V193H241ZM248 191V190H247ZM68 192H69V190H68ZM73 192V191H72ZM94 192H96V191H94ZM98 192H99V190H98ZM104 192H102L103 194H105ZM115 192V191H114ZM166 192V193H167ZM64 193V192H63ZM97 193V192H96ZM100 193V192H99ZM99 193H98V197H99ZM124 193V192H123ZM127 193V192H126ZM128 193V194H129ZM134 193H132V191H131V194H133L134 195ZM142 193V192H141ZM39 194V193H38ZM65 194H67V193H65ZM105 194V196L106 197H108L107 195ZM127 194V195H128ZM130 194V195H131ZM138 194H139V192H138ZM143 194H144V192H143ZM147 194V192H145V195ZM155 194V193H154ZM239 194V195H240ZM41 195V194H40ZM92 195V194H91ZM95 195V194H94ZM101 195V194H100ZM123 195V197H121V200L126 196V194H122ZM148 195V194H147ZM151 195V194H150ZM150 195H148V196H150ZM34 196V195H33ZM62 196V195H61ZM75 196L77 197V196H79V198L81 197H83V196H80V195H76L75 194ZM97 196V195H96ZM96 196L94 197L95 199H96ZM102 196V198H103V200H104V198H106V197H103L104 195H101ZM147 196V197H148ZM223 196L224 197H226L224 194H223ZM222 196V197H223ZM229 196V197H228ZM246 196H248V195H246ZM45 197V199H46V196H44ZM49 197V196H48ZM64 197V196H63ZM75 197V198H76ZM92 197V196H91ZM110 197V196H109ZM108 197V198H109ZM134 197V196H133ZM159 197V196H158ZM158 197H156L155 196V199H157ZM54 198V199H53ZM53 198H48V199H53L52 200V202L55 200L56 201V199H55V197H53ZM62 198V197H61ZM72 198V197H71ZM84 198V197H83ZM85 198H87L88 200H89V198H90V196L89 197H85ZM93 198V197H92ZM92 198H91V201H96V200H92ZM93 198V199H94ZM108 198H107V201H109L108 200ZM119 198V197H118ZM130 199H132V195H131V197H129ZM140 198V197H139ZM146 198V197H145ZM144 198V196H143V198L141 197L140 199H145ZM194 198V199H193ZM35 199V198H34ZM86 199V200H87ZM100 199V198H99ZM110 199V198H109ZM112 199H114V197H112ZM125 199V198H124ZM126 199H128V197L126 196ZM125 199V200H126ZM130 199H128L127 201H130L131 202V200ZM153 198H151V200H152ZM60 200V199H59ZM87 200V201H88ZM101 200V199H100ZM103 200H101L100 202H98V200L96 201L97 203L96 204H98V206L95 204V206H97V208L95 209H93L92 208V214L91 213H89V214H91L92 215V217L93 218H95V213L97 212V210H98V208H99V213L101 212V207L103 208V205H104V209L102 210V212L104 211V213H102V215L101 216H103V215H105V213H107L108 212V210H110L111 208H115L116 206H118L119 204H122V203H119L118 205H116L115 207L113 206V204L114 203H112V201H114V200H112L110 203H112V205H111V208L109 209V207L106 205V203L105 204H103L102 205V201ZM120 200V199H119ZM166 200V201H165ZM47 201H49V200H47ZM46 201V202H47ZM87 201H85V203L87 202ZM105 201H106V199H105ZM104 201V202H105ZM123 201V200H122ZM127 201H124V202H127ZM132 201H134V199L132 200ZM137 201H140V200H138L137 199ZM143 201V200H142ZM145 201V200H144ZM144 201H143V203H144ZM149 201H150V198H149ZM153 201V200H152ZM152 201H150V205H151V202ZM36 203L38 202L37 200L35 201ZM57 202V201H56ZM55 202V203H56ZM58 202H61V205L60 206H63L62 205V203H64V202H62V201H58ZM89 202V201H88ZM117 202H118V200H117ZM129 202V203H130ZM136 202V201H135ZM224 202V203H223ZM39 203V202H38ZM49 203V202H48ZM99 203L101 204V207L99 206ZM40 204V203H39ZM39 204H37V206L38 207H40L41 206V204H40V206H39ZM91 204H92V202L90 203L89 202V207H91ZM117 204V203H116ZM133 206H134V202L133 203H131ZM136 204V203H135ZM141 204V203H140ZM139 203L138 204H136V205H140ZM149 204H148V206H149ZM194 204V205H193ZM32 205H36L35 203H33ZM58 205V204H57ZM56 205V206H57ZM84 205V204H83ZM86 205V204H85ZM93 205V204H92ZM115 205V204H114ZM145 205H146V203H145ZM183 205H184V207L186 206L187 208L188 207H192V206H196V208L194 207V209H192V208H183ZM30 207H31V205H29ZM37 206H34L35 208H38ZM44 206H46V204H44V205H42V208L40 207L39 209H37V210H40V209H43V207ZM108 208H107V207ZM121 206V205H120ZM119 206V207H120ZM148 206L146 207V208H148ZM214 206H218V212L216 213V210H215V212L213 213L211 210H212V208H214ZM33 207V206H32ZM64 207V206H63ZM94 207V206H93ZM119 207H117V208H119ZM140 207H142V206H140ZM149 207H151V206H149ZM108 209L107 211H105V209ZM116 208V209H117ZM129 208V207H128ZM9 209V208H8ZM16 209H17V207H16ZM24 209H26V207L24 208ZM24 209H22L23 211H24ZM44 209H46V207L44 208ZM43 209V211H46V213L45 212H43L42 214H41V212H42V210H40V215H43L44 216V214H47V211L48 210H44ZM64 209H66L65 207H64ZM87 209V208H86ZM90 209V208H89ZM89 209H88V211H89ZM120 209H121V207H120ZM122 209H124V208H122ZM121 209V210H122ZM141 209H143V208H141ZM150 210H151V208H149ZM148 209V210H149ZM10 211H11V209H9ZM84 210V209H83ZM93 210L95 211V212H93ZM120 210V211H121ZM147 210V211H148ZM27 211V210H26ZM36 211V210H35ZM33 212V209L31 208V210L30 209H28V212H24V213H21V208H20V210H19V212L23 215L22 216V219H20L18 222H16V223H14V222H12V220H10L8 217H6L7 215L9 216V214L6 212V215L5 214H1L2 212H0V264H38V263H40V262H49V261H55V263H56V261H58V260H66V261H68L69 262V264H85V261L86 262H89L90 260L91 261H93V260H95V259H101V261L102 260H104L103 262H112V263H114V264H122L121 263V261H122V259H120L123 255H121L120 256V254L118 253V251L117 252H111L110 251V253H109V255H106L105 256V252H104V254L101 256V249H100V240H103L104 238H103V234L104 233H106V231H107V225H105V224H98L97 225V228H98V230H99V237L100 238H97V237H95V236H93L94 234H92V236L91 237H87L88 235H85V234H83L81 231H76L75 233H74V235H73V237L71 238V239H66L65 238V235H67L65 232H67V231H65V232H63V233H65L64 234V236L62 235V234H59V235H62L63 237H64V239H62L63 237H61V236H56L55 234H57L58 233V231H57V233H54V232H56L55 230L53 231V229L56 227V226H54V225H51V224H53L56 220H58L59 219V217H60V214H61V209H59L58 211H57V213H56V209L55 210H53L52 212H48V214H47V217H46V215H45V217L46 218H44V219H41V217H43V216H39V211L37 212ZM65 211V210H64ZM82 211V210H81ZM112 211V210H111ZM111 211H110V213H111ZM119 210H118V212L117 213H119V214H117V215H120L121 216V214L123 213V212H125V209H124V211L121 213ZM18 212V213H19ZM67 212V211H66ZM85 212V211H84ZM114 212V211H113ZM127 212V211H126ZM125 212V213H126ZM144 212H146V210L144 211ZM12 213V212H11ZM68 213H69V211H68ZM67 213V214H68ZM71 213V212H70ZM69 213V214H70ZM81 213V212H80ZM86 214H85V218H87V212H85ZM98 213V212H97ZM98 213V214H99ZM121 213V214H120ZM135 213H137V212H135ZM147 213H149V212H147ZM184 213H186V215H184V217L182 218L181 217V215H183ZM12 214H14V213H12ZM64 214H65V212H64ZM108 214H109V212H108ZM112 215H113V213H111ZM110 214V215H111ZM115 214V215H116ZM91 215H90V217H91ZM100 215V214H99ZM99 215H98V217H99ZM114 215V216H115ZM116 215V216H117ZM123 215V214H122ZM144 215H145V213H144ZM149 215V214H148ZM148 215H145L146 217L148 216ZM162 215V214H161ZM11 216V215H10ZM89 216V215H88ZM107 216H109V215H107ZM107 216H106V218H107ZM113 216V217H114ZM116 216H115V218H116ZM125 216V215H124ZM124 216H122L123 217V221H124V226H126L125 225V220H127V217L124 219ZM131 216V215H130ZM163 216V215H162ZM62 217V216H61ZM60 217V218H61ZM90 217H89V219L88 220H90ZM105 217V216H104ZM104 217H103V220H104ZM129 217V216H128ZM150 217V216H149ZM148 217V218H149ZM78 218V217H77ZM81 218V219H80ZM110 218V217H109ZM109 218H107V220L109 219ZM112 218V217H111ZM110 218V219H111ZM145 218V217H144ZM148 218H146V219H148ZM169 218H167L168 220H169ZM80 219V220H79ZM79 219H77V220H79L78 221V223H80L81 222V220H83L84 219V217H80L79 216ZM99 219V218H98ZM98 219H97V221H98ZM113 219V218H112ZM116 219H118V218H116ZM63 220H65V218H63ZM62 219H61V221L60 222H62L63 221ZM74 220H76V219H73V221L72 220H69L70 222H72V224H73V222H74ZM86 220V219H85ZM95 220V219H94ZM100 220V219H99ZM150 220V219H149ZM148 220V221H149ZM59 221H57V222H59ZM84 221V220H83ZM96 221V220H95ZM95 221H90V222H92L93 224L94 223H99V222H95ZM101 221H102V217H101ZM104 221H106V219L104 220ZM104 221H102V222H104ZM109 221V220H108ZM128 221V220H127ZM133 221V220H132ZM132 221H130V222H132ZM147 221V220H146ZM151 221V220H150ZM60 222H59V224H60ZM69 222V224L70 225H72L71 223ZM84 222H89V221H84ZM101 222V223H102ZM107 222V221H106ZM117 222V221H116ZM157 222H159L158 220H157ZM22 223L24 224L25 223V230H24V228H23V225H22ZM66 223V222H65ZM68 223V222H67ZM75 223V222H74ZM91 223V224H92ZM118 223V222H117ZM116 223V224H117ZM127 223H129V221L127 222ZM148 223V222H147ZM147 223H145V226H147ZM44 224H48V225H50V226H54V228L52 229L50 226H48L49 227V229L46 231V233L43 235H40V236H35V234L33 233V231L34 230H36V229H38V228H36L35 229V227H37V226H41V225H44ZM55 224V223H54ZM58 223H56L55 225H57ZM64 224V222H62V225ZM88 224V223H87ZM90 224V223H89ZM113 224H115V223H113ZM112 224V225H113ZM116 224H115V226H116ZM123 224V223H122ZM61 225V224H60ZM74 225H77V223L76 224H73V226ZM82 224H80V226H81ZM95 225V224H94ZM136 225V224H135ZM139 225V223L137 224V226ZM155 225V224H154ZM183 225V224H182ZM66 226H67V224H66ZM109 227H108V229L110 228V225H108ZM124 226H123V228H124ZM140 226V225H139ZM144 226V225H143ZM148 226H149V224H148ZM157 226H158V224H157ZM46 227V226H45ZM47 227V228H48ZM62 226H60V228H61ZM63 227H65V224H64V226ZM62 227V228H63ZM75 227V226H74ZM73 227V228H74ZM112 227H114V226H112ZM127 227H128V225L124 228V230H128L127 229ZM41 228H43V227H41ZM58 228V227H57ZM73 228H71V229H73ZM129 228V227H128ZM145 228H147V227H145ZM176 228H175V230H176ZM23 229V230H22ZM64 229V228H63ZM62 229V230H63ZM80 229V228H79ZM133 229H136V228H134L133 227ZM141 229V228H140ZM33 230V231H32ZM68 230V229H67ZM70 230V229H69ZM73 230H75V229H73ZM90 230V229H89ZM95 230V229H94ZM111 229H109V231H110ZM124 230H122L123 231V234L125 235V232H124ZM130 230V229H129ZM128 230V231H129ZM132 230V229H131ZM137 230V229H136ZM146 230V229H145ZM148 230V229H147ZM21 231L25 234L24 236H25V238H26V244H27V247H30V250H28V251H26L25 253H24V255H21V257L19 256H17V254L15 255V254H13L12 253V255H6L5 253H3V250H5V248L7 247V246H9L8 248H10L11 246V248L12 249H14V246H15V244H17V243H15V241H17L18 240V238H17V240H16V234H18V233H21ZM72 231V230H71ZM115 231V230H114ZM120 231V230H119ZM132 231H134L135 232V230H132ZM132 231L130 232V233H132ZM144 231V230H143ZM152 231V230H151ZM153 231H154V229H153ZM84 232V231H83ZM129 232H126V234L128 233V234H130ZM138 232V231H137ZM59 233H60V231H59ZM160 233V232H159ZM38 234V233H37ZM71 234V233H70ZM108 234V233H107ZM136 234V233H135ZM174 234H175V232H174ZM112 235V234H111ZM110 234H109V236H111ZM123 235V236H124ZM131 235V234H130ZM21 236H22V233H21ZM21 236H20V238H21ZM84 236H86V237H84ZM98 236V235H97ZM122 236V237H123ZM149 238H148V237ZM177 236V235H176ZM18 237H19V235H18ZM60 237H61V239L62 240H58V239H60ZM105 237V236H104ZM111 237H113V239H114V237L115 236H111ZM120 237V238H119ZM19 238V239H20ZM124 239H125V236L123 237ZM175 238V237H174ZM22 239V238H21ZM53 239H56V240H53ZM106 239H109V237H108V235L106 236ZM119 239H121L120 241H121V243L123 244H121L120 243V241H119ZM150 240V242H152L151 243V246L147 243L148 241ZM170 240V239H169ZM55 241H57L58 243H59V245L61 246L60 248L58 247V248H55L56 250H52V248H51V250H50V248L48 249V248H46V247H44L43 245H47V244H50L51 242L52 243H54ZM172 241V240H171ZM170 241V242H171ZM57 242H55L54 244H56ZM99 242V243H98ZM117 242V243H118ZM165 242H167L166 240H165ZM189 243H190V241H188ZM187 242V243H188ZM202 242V241H201ZM19 243V242H18ZM22 242H20L19 244H21ZM51 243V245H52V247H53V245L54 244H52ZM104 243V242H103ZM102 242H101V244H103ZM145 243H146V245H149V246H146V247H148V248H150V251H149V253L148 252H143V247L142 246H144L145 245ZM194 243V242H193ZM207 243V244H206ZM25 244V245H26ZM120 244L122 245V246H120ZM183 244V243H182ZM198 244H199V242H198ZM22 245H24V244H22ZM105 245H107V244H105ZM105 245L103 246V247H105ZM184 245H186V243L185 244H183V246L182 247H184ZM55 246V245H54ZM63 246H67V247H63ZM98 246H100V247H98ZM108 246L110 247V244H108L107 245V248H108ZM190 246H192V244L190 245ZM207 246H209V247H207ZM212 246V247H211ZM63 247V248H62ZM181 247V248H182ZM194 247V246H193ZM193 247H191V248H193ZM196 247V246H195ZM199 247H200V245H199ZM204 247V248H205ZM10 248V249H11ZM106 248V247H105ZM184 248H187V247H184ZM197 248V247H196ZM202 248V247H201ZM209 248V249H208ZM10 249H8V250H10ZM12 249H11V251H12ZM115 249V248H114ZM200 249V248H199ZM185 250V249H184ZM193 250V249H192ZM195 248H194V251L193 252H195ZM197 250H198V248H197ZM212 251V252H210V251ZM30 251V253L28 254V252ZM104 251V250H103ZM114 251V250H113ZM186 251V250H185ZM12 252H14V251H12ZM108 252V251H107ZM120 252H122L121 250H120ZM182 252H183V250H182ZM28 255H27V254ZM123 253V252H122ZM198 253V254H199ZM27 256H26V255ZM128 254V256H130V253L128 252L127 253ZM182 254V255H181ZM197 254V255H198ZM25 256V257H24ZM124 257V256H123ZM132 257V256H131ZM137 257V258H138ZM198 257V256H197ZM133 258H136V257H133ZM136 258V260H138ZM41 260V261H40ZM97 260H95V261H97ZM121 260V261H120ZM65 261V262H66ZM94 261V262H95ZM100 261V260H99ZM45 263V264H46ZM54 263V264H55ZM61 263V262H60ZM63 263V262H62ZM64 264H67V263H64ZM89 264V263H88ZM93 264V263H92ZM101 264V263H100Z\"/></svg>",
	"mask_w": 264,
	"mask_h": 264
}]
</instances>
